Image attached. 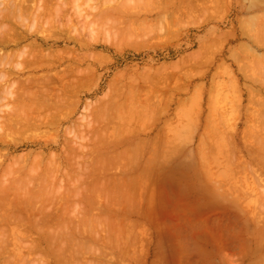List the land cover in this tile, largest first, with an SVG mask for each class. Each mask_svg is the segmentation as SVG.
Segmentation results:
<instances>
[{
  "label": "rangeland",
  "instance_id": "374dc122",
  "mask_svg": "<svg viewBox=\"0 0 264 264\" xmlns=\"http://www.w3.org/2000/svg\"><path fill=\"white\" fill-rule=\"evenodd\" d=\"M59 1H61V0H59ZM73 1V2H72ZM78 1V0H77ZM89 2V0H83L82 1V3L83 2H85V3H83L84 5L86 4V3H88ZM98 1V2H97ZM101 1H103V4H104V1L105 0H101ZM100 1V2H101ZM107 1V0H106ZM117 1H121V0H117ZM116 1V2H117ZM138 1V0H137ZM141 1V0H140ZM140 1H138V2H135L134 0L133 1H131V0H123V1H121V2H123V3H121V5L119 4V2H117V3H115V1L113 0V2L115 3L114 5H116L115 6V8L117 9V7H120V6H122V7H120L121 9H123V10H125V7H128V6H126V4L125 3H127V4H130L131 2H135L136 3V5H135V3H134V5L138 8V10H139V12L138 13H136L138 10L136 9V11H135V15H133V19L134 18H136L137 19V17L139 18H141L142 16V18L141 19H144V25L143 24H140L141 25V27H140V25L138 26V24H139V22H140V18H139V20L137 21L138 22V24H137V26H136V23L137 22H134L135 21V19L133 20V19H131L132 17L130 16V14H132L133 12H134V10H132L130 7H128V8H130L131 10H132V12H130L129 10H127V11H129L130 12V14L129 13H124L126 16H124L123 15V13H120L121 15H123L124 17H131L128 21L129 22H131L132 20V22H134L135 24H133L134 26H131L130 27V29H128V30H130L131 32H128V31H126L127 30V27H129V25L131 24L132 25V22L131 23H127V22H125V24L126 25H124V26H126L123 30L124 31H122L121 29H119L118 31H117V26L115 27V28H111V29H108L109 27H110V25H111V27H113V26H115V25H117V23H115V25H113V22H116L115 20H112V19H117L116 17H118L116 14H119L118 12L116 13V10L115 11H113V12H115L116 14V17H115V15L114 16H112L114 13L111 11L112 10V8H110L109 6L111 5V3H112V0L111 1H108V2H105L106 4L105 5H108L107 7H109V8H107L106 7V9H104L105 7H103V6H105V5H103L102 4V2H101V6H102V11H101V9H99V11H100V13L98 14L96 11H97V9L98 8H101V7H99L100 6V3H99V0H94V2H97V3H99L98 5L99 6H97V3H94L93 2V0L91 1V4L93 3V4H95L94 6H97V8H95L96 10H94V12L96 13L95 14V16H94V18L93 19H90V20H95L94 22L95 23H93L92 21V23L94 24H92L91 22V25L89 26V15L91 14V16L93 17V15H94V13H92L93 12V10L92 9H94L93 7H92V9H91V13L90 12H88V14L89 15H87V17H86V15L85 14H87L85 11H88V10H90V9H88L89 7H91V5L89 6V5H86L85 6V8H83L84 10H82L81 8H79L80 9V12H84L85 14V16L84 15H81V16H83V17H80L79 15L81 14H79V9L76 11H73V9H74V7H75V9H77V4H78V2L77 3H75L76 2V0H71V4H69L70 2H69V0H68V4L67 5H69L70 6V8H69V6H67L66 5V3H67V0L65 1L66 3H64L67 7H68V9H69V11H67V10H65V12L67 11V13H65V14H69V15H67V17H65V15H63V11H62V13L61 12H59L60 11V9H61V6H58V4L59 5H61L62 4V6L64 5L62 2L61 3H57L56 1H53V2H56L55 4H52V9H54V12L52 11V12H49V14H46V13H41V17L40 16H38V15H36V16H38L37 18H36V20H39V21H36L35 22V20H33V19H35V18H33V17H30V14L28 15V16H26V17H28V18H24L23 20H24V22H26V20H30L31 18H32V21H29V23L30 24H32V27H34V25H36V23L38 22H40L39 24H41L42 22L44 23H42L41 25H45L46 24V21H47V23L49 22V24L51 23V25L49 26V27H53V23H52V21H50V20H52L53 19V17H52V19H50L51 17H48L49 15H54L53 13H55V19H56V16H57V18L59 17L60 18V20L63 18V16H64V18H63V20H61L62 22H66V20L68 21L67 23H71V22H69V20H70V17L72 18V15H73V20H79L80 21V19L83 21V22H81V24H83L85 21H86V23H88L87 25V32H85L83 29V31H82V33L83 32H85V34L84 35H86L87 36V33L89 32L88 30L89 29H91L92 27H94V28H96L97 29V27H96V25L95 24H98L97 22L98 21H101V14H102V16L104 15L105 16V14H104V12L103 11H105V13L107 14V11L108 12H111L108 16L106 15V17H104L103 18V21L101 22V26L103 27H101L100 25V27H99V29L101 30V32H100V30L98 29V33L100 32V34H98L99 36H97V35H94L96 32H97V30L96 29H91V31L90 32H92V30H96V32L95 33H93V35L95 36V39H94V37L93 36H91L90 34L91 33H88V36L90 35L91 36V38L93 37V39L94 40H92L93 42L96 40L97 42L96 43H93L92 41L90 42L91 44L90 45H84V44H89V42L87 41V43H85V40L88 38V36L86 37V36H84L83 35V37L84 38H86V39H84L83 37L81 38V37H79V35L81 36L82 35V33H81V29L80 28H83V27H85L86 25H84V24H86V23H84L83 25H79L78 26V23H80L79 21L77 22V27L76 28H78V27H80V28H78L79 29V31L77 30V32L74 30H72V29H68V33H70V31L69 30H72V32H71V34H70V36L68 37V33H66V31H65V29L66 28H64V25H62L61 26V29H63L62 31L60 30V27H59V29H57V27L55 28V24H54V33H55V35H57L58 34V36H55L53 33V36H54V38H52L53 36H49V35H51V32H52V27H51V29L49 28V27H46V26H44V28H49L50 29V32H48V33H46L47 31V29H45L44 30V28H43V30L44 31H46V32H44L43 34H40L41 33V31H42V27H40V26H38V23H37V25L36 26H38L37 27V29L39 28H41V30H40V36H39V34L37 35H35V32H34V35L33 34H30L32 31H34L35 29H33L32 27V31L31 32H29L30 30H28V28H30V26H26L27 25V23H22V21L20 22L21 24H19L18 26H24L23 28H20V27H18V26H16V27H18L20 30H21V32L19 31V33H18V35H15L16 37L17 36H20V33H22L23 32V30L25 29V27H27L26 28V30L28 31V32H25V30H24V34L22 35L21 34V36L20 37H24V35L25 34H27V35H31L30 36V39L28 38V40L26 39H23V43H22V41H18V42H20L19 43V46H17V45H15L14 43L11 45V46H13V47H16V48H14L13 49V47H11L10 46V50L12 49V52L13 51H17L18 52V50L20 49V48H22V47H24L25 45H30L29 43H33V41H34V39H36V38H38V39H36V41H37V44H42L43 43V48H44V54L47 56V52L45 53V51L47 50V51H49L50 50V52H52V49H53V51H60V52H58V54H62V52L64 53L65 52V54L67 55V53H68V55H69V58L71 57V56H73V57H75V55L77 54L78 56H80V58L81 57H83L84 59H88V60H86V61H84L83 60V58L82 59H79V57H75V59L74 60H80L81 61V63L79 62L78 63V61H74V60H68V56H66L65 54V56L67 57V60H66V58H64L65 56L63 55V56H61L62 58H64V60H63V62H62V58L60 57V62L58 61V60H56L58 57H59V55L57 56V52H52V53H54V54H56V56H57V58H54V57H56L55 55H52L53 56V58H54V60H55V62H54V60L52 59L51 60V58H48V62H49V60H51V62H53V64L54 63H58L59 65H57L56 64V66H54V67H52V65H51V67H49L48 66V68L46 67H43V69H40V68H38V69H33L34 68V66H32V65H35V64H30L29 62V67H30V65H31V69H33V70H28V71H25L26 69H25V66L27 67V69H29V67L25 64V62H23V61H25V59L24 60H22V62L25 64V66L24 65H22L21 66V64H22V62H20L19 63V60L21 61V59H19L21 56H17L18 58V63H14V61H13V63H12V61H11V63H12V66L13 65H16L17 66V68L19 67V69H17V68H15V66H13V67H11V64L9 63V65L10 66H8V65H6V67L7 68H9V67H11V68H15V71L17 72V74L20 76V78H22V80H26L25 81V83L27 82V78H28V74H30L31 76H33V74L35 75V76H38L39 75V77L41 76V75H43L44 76V73L45 74H48L49 75V72L48 71H50V73L52 72V70L53 69H55V70H53V72H56L57 70H58V72H60V71H64V70H66L67 69V67L69 68V70L70 71H64V74L65 73H67L66 74V76H70V75H68V73L69 72H71V73H73V72H78L79 71V76H80V74H82V78L80 79L78 76V78L80 79L78 82H77V79H76V75H77V72H76V75L73 77V75H74V73H73V75H71V77L73 78V80H74V78H75V81H76V83H81V81H82V83L80 84V85H82V90L80 91V90H78V91H80L79 92V94H77V98H78V100H76L75 99V88H74V90H72V92H73V95H69L70 93V91L71 90H69L70 89V87L71 86H73V81H72V79H71V82L68 80L69 79V77H68V79L67 78H65V80H67V81H69V82H67V81H65L64 82V86H62L63 88L66 86V84L67 83H69V84H67L68 86L69 85H71L70 87H69V89H68V91H67V89H62V88H60V89H62L63 91H67L69 94H67V92H65L64 94H66L65 96H69V97H71V96H73L74 97V99L76 100V102H75V100L73 101V98L71 99L72 100V104L71 105H69V103L67 102V100H66V104H68L69 106H72L71 108L69 107H67L66 108V106H68V105H66L65 106V108L66 109H63L64 111L65 110H67V111H65L66 112V116H69V117H66L65 118V115L64 116H62V115H57V110H56V108H55V110H56V113H54L55 111H54V109H53V112L52 111H49V110H51V108L49 107V106H51V107H59L58 109H60V107H61V109H60V112H61V110H62V108H64L63 107V105L65 104V103H63V102H65V101H62V106L60 105V106H56L55 104H52V102H54L53 101V96L52 95H55V91H54V85H56V81H58V80H60V81H58V84L56 85V87H58V86H60V85H62L63 84V82L61 81V79L59 78V76H58V78L59 79H53L52 78V80L54 81L53 83H51V84H53V85H50V86H53L54 88H53V90H51V91H49V87L48 88H46V90L48 89V95L50 94V92H52V91H54L53 93H51L50 95L52 96V97H50V95L49 96H47V94H46V96H43V94H42V90H45L44 88H41V95L45 98V97H50L49 99L51 100V98H52V100L50 101L51 102V104L53 105H50V102H49V99L47 98V100H45L43 97H40L41 95H39V97L38 98H42V99H40V100H45V105L46 106H44L43 105V103H42V105H43V109H41L40 110V112H35V110L32 112L31 111V109H33L32 107H30L29 108V105L31 104V103H33L32 105L33 106H35L37 103H41L42 101H39L38 100V98L36 97V95H35V98H33L34 96L33 95H30V96H33L32 98L31 97H29V95H27L26 93L24 94L28 99H29V102H28V99L26 100V104H28V106H25L26 104L24 103V102H20L21 100H25V96H24V98H19V105H21L22 103H24L25 105H23V106H21V108L22 107H27V108H29L30 110H28L29 112H31V113H33V115L35 114V113H39V114H37V115H35L34 117L35 118H33V120L34 119H36V118H40V120L43 118L44 119V121L42 120V122L44 123L45 122V120H46V122L47 123H45V126L42 124V122H41V124L39 125V126H37L39 123H40V120H39V122H38V124L36 123V122H33L34 124L36 123L37 125H34V126H32L31 124H33L32 123V121H30V125L32 126H30L27 122H28V118H27V122H26V120H25V123H24V120H22L23 122H21V125H23V127H21V126H19V128L21 127V128H23V130H24V132H27L28 133V131H30V132H32L31 130H33V132L32 133H28V134H26V133H22V134H25L26 135V137H25V135H21V132H20V135H19V131H23V130H16L18 133H15L14 132V134L16 135V134H18L17 136L18 137H23L24 139H22V138H18L17 136L16 137H14V134H12V138H14V140L12 139V138H9L8 139V137H11L10 135L11 134H9V131H8V129L6 130V127L5 126H3V127H5L4 128V130H6V132H4V133H2V126L0 127V128H2L1 130H0V132L2 133V134H5V133H7L6 134V136H7V138H6V136H2V138L0 137V149L1 150H3V151H1L0 152V174H1V172H2V174L4 175L7 171H10L11 170V172H12V170H13V167H11V166H13V165H10V166H8V164L9 163H13L14 164V166L16 165V167L15 168H17V165L18 166H20V167H23L22 166V164H20V163H22V162H27L28 161V163H23L24 164V167L26 168V165H27V169H28V171H27V169H25V168H22L23 170L21 171V169H19V168H17L16 170L18 171H16V173H15V169L13 170L14 172V174L17 176V173L18 174H22L23 173V171L25 170V171H27V172H25V174L23 175L22 174V176L24 177L25 175H26V173L27 174H29L28 172H30L29 171V166H31L30 167V169H31V173L32 172H34V174L36 173V172H38L39 170L42 172V174H44V172L46 173L48 170V167H50V165L45 169V165L44 166H42L41 165V163L39 164V165H41L42 167H43V169H38V171H36V170H34L33 168V166L35 165V163H34V165L32 166L30 163L31 162H33V159H36L37 160V158H39V156H37V154L39 155V154H47V155H45V157H44V155H40V158L42 157V164H46V160L49 158L48 156H50V155H53L54 153H55V155L56 156H53V160L55 161V159H56V161H58V159H59V165L60 166H62V165H64V167L62 166V169L61 168H57V167H60V166H57L56 165V162H52L53 164H55L54 166H55V169L57 168V172L59 173H56V171L54 170H52L51 172H55V176H56V174H58L57 176H58V178L59 177H64L63 178V181H62V178H59V182H57V180H56V182L57 183H61V181L62 182H72L73 183V181H76L75 180V178L74 177H71V179L72 178H74V180H72V181H69L68 179H69V177L70 176H68V178H66L65 176H66V173H65V170L67 169V171H68V174L70 173V171L74 168L73 166V168L72 167H70L69 165V163L67 164V161H65L66 159H68V158H66V155H68V153L66 154V152L65 151H67L68 150V152L70 153V150L69 149H73V147L72 148H70L71 147V144H76L75 143V141H74V143H73V141H71L72 139L70 138V137H72L73 135H76V134H74V133H77V135L76 136H79L80 134H82V133H80L79 134V131H77V132H74V129L75 130H79V129H81L82 131H84L85 130V128L84 127H86L88 124H89V126H90V120L92 119V117L94 116V120L96 119L97 120V118H99L98 120H97V122H99L100 121V117H101V121H102V115L101 116H99L98 114H100V112H102V111H100V110H103V106L105 107L107 104H109V103H111V101H113L114 100V102H113V104L111 103V104H109L110 106L111 105H113L111 108H113V113H114V121L116 122V127H114L115 126V124L113 125L112 123H111V121L109 120V117L111 118V120L113 119L112 118V116H110L111 114H113V113H111L110 115H109V117H108V119L107 118H105V116L107 115V114H109V113H107V110H106V113H104V114H106L105 116H104V118H103V121L105 120V119H107L106 120V122L107 121H109L108 122V125H110V124H112L110 127H112V128H115V131L113 130V131H111L112 132V134H109L108 133V130H111V128H109V126H108V130H106V128L107 127H105V129H104V131H107V133H100L101 131H99L98 129H100L101 128V125L98 127L97 126V130L99 131V133L102 135V136H104L105 137V139H106V137L107 136H109V137H112V135L114 134L115 135V132H116V129H117V126H119V125H117V123H123L124 124V122L125 121H127L126 123H128V122H130L129 124H128V127L126 126V128H125V126H124V128L125 129H123L124 131H122L121 130V132H123V133H125V134H129L128 132H130L131 133V131L130 130H133L132 132V134H130V135H133V136H130V135H128V139L126 138V136H125V138L128 140V141H130V143L128 142H126V140H125V138H124V140H122L121 138H119V137H122L123 135H125V134H123L122 135V133H121V135L122 136H118V135H120V134H118V135H116V137L118 138V140L119 139H121V140H117L116 141V139H114V141H113V143L116 141V142H120V141H123L126 145H124L123 144V142L122 143H118V144H111V142H109V143H107V140L109 139V140H111L110 138H108V139H106V144L108 145H112V147H110L109 145L107 146H103L104 145V143L102 144V146L103 147H100V148H102L103 150H101L100 148H98L96 145H95V143H97V142H95L94 140H92V139H90V141L94 144V147L96 146L99 150H101V152L99 153V150H97V153L99 154V156H100V154L102 153V155H103V152L102 151H106L107 149V151H113V149H117V147H114V145H118V147H119V149H115L116 151H118L119 152V150H120V154L122 155V157L121 158H123L124 157V151H123V149L124 148H127V147H130L131 145V143H132V141H131V139L133 140V142L134 143H136L137 145H139V142H136V141H141L140 142V147L138 146V148L141 150V146H143L142 148L144 149V151H145V149H149V148H152V147H150V145L151 146H154L155 144L154 143H151L152 141L153 142H156L157 141V139H158V136H159V138L160 139H158V141L160 140L161 142L160 143H158V141H157V143H156V145L154 146V147H156L157 148V152L156 153H158V155H159V149L161 150V148L164 146L163 145V139H164V141H165V137L167 136V134L169 135V137H166V138H168L167 139V141L168 142H170V143H172L171 144V146H170V148L168 147H166L167 149H169V151H167V149L166 148H163V149H166L165 151H166V153H167V157H163V151H162V157L164 158L163 160H167L166 162H168L167 164H166V162H164L163 160H162V162H161V159H160V155H161V153H160V155L158 156V158H159V160L160 161H158L159 163L161 162V163H165L166 164V166L169 164V165H171L172 167H170L169 165H168V167H167V169H163L162 168V170H161V168L159 167V171L161 170V172H160V174H159V171L157 170L158 168V164L156 165L155 163L157 162V161H155L154 160V165L152 164V166H154V167H152L151 166V163H153V161L152 162H150V165H149V163H147L146 161H142V160H145V156L148 158V156H149V154L147 153V154H145L144 155V151L143 150H139V149H137V146H136V148H135V152H133L132 153V150H134V148H133V144H132V148H129L130 150V152H131V154H134V155H131L130 153H129V156H133L132 158L133 159H131L130 157H128V158H130L129 160H126L125 158L123 159V160H125V162H127V168L125 169V172L130 168V165H131V168L133 167V168H136V166H137V162H138V164L140 163L139 161H137V157H139L140 155L138 154V153H142L143 154V157H142V159H140V157H139V159L141 160V162H143V163H140V166H142V164H147L146 166H142V167H144V168H140L139 166H138V168H136V169H133L132 171H130L131 173V176H129L128 174L129 173H123L122 171H120V172H122V173H120L119 172V169L117 170V169H115V171L117 170L118 172H115L114 170H112V172H114V173H120V174H118V175H124V177H126L125 176V174H127V178L129 179V180H131L130 178H132L133 177V174L135 173L136 174V176L138 175L137 174V172L139 171V173H141V172H143V174L144 175H142L141 176V174H139L140 176H138V178H140V177H143V178H148V180L146 181V187H147V192L146 193H143L144 191H146V189L142 192L143 193V196L141 195L142 193H140V192H138V194H137V192H135L136 190H137V187L135 188V191H133L132 189L134 188V186H133V183H130L131 184V186L133 187H131L130 186V184H129V182L127 183L126 181L128 180V179H126V181H124L125 179H124V177L122 176H120L122 179H120L119 178V181L122 183V181H124V186L125 187H122L121 185H120V183H119V181H117L118 180V177H117V180H116V176H115V174L113 175V179H115L114 181H117V182H112L111 180H112V178H111V176H110V174H111V172H109L110 170H109V167H108V164H107V167H108V174L107 173H105V174H107L106 176H105V174H102L103 176H105L104 178L105 179H101V180H103L102 181V183L104 182V180H105V183L104 184H106V179H107V177L108 176H110L109 178H111V179H109V181H107L109 184H107V185H109V186H107V185H105L104 187H103V189H104V191L105 190H108L109 188L108 187H110V190H111V187H113L112 185H114V183H115V185H116V183H118L117 185H119L120 187H119V189H120V191H118L119 192V195H123V194H121V193H126V192H128V190H131V194H129V192L128 193H126V195L128 196H126L125 197V199H122L121 198V201L120 202H122V200H123V203H125L124 201L126 200V202H127V199L126 198H129V195H131V198L130 199H133L132 197V195H134V192H135V196L136 197H138V199L136 200L135 199V201L133 200V202L135 203V206H134V203H133V205H131V202L129 203V200L130 199H128V204H130L131 205V207L132 208H134V209H131L130 207H129V205L126 203L125 205V207L127 208V206L130 208L129 210L127 209V211H126V215H124L125 213V210H124V205L122 204L121 206H122V210H116V209H107L110 205L108 204L110 201H111V196H109L110 198H109V200L110 201H108V199H106V202H105V199H103V198H101L102 197V195L106 192H104V191H101V193L102 192H104V193H102V195L101 196H99V198H101V199H99L98 198V196H97V201H103L104 200V202L105 203H107V204H104V202H101L100 204H103V206L105 205H107L106 207L104 206H99L98 205V207H97V205L95 206L94 204L92 205L91 204V202H93V200L92 199H87V200H92L91 202H90V204H91V206H92V208H90V206H88V205H90L89 203H87L88 201L86 200V201H83V199L82 198H79V197H81V195L82 196H85L84 194L85 193H82V190H83V188L82 189H80L81 187V185L80 184H82V185H84V184H86V182H89L88 181V179H89V175H90V177H92L91 176V172H89L90 174H88V172H86L88 175L86 176V173H85V177H88V179L87 178H85L87 181L86 182H84L85 181V179H84V184H83V182H82V180L83 179H81L80 180V176L77 174L79 171H78V169L79 168H81V166H79V168L78 167H76V164H75V161L73 160V156L72 155H74L75 154V157H76V155L78 156L80 153H83L84 152V150H83V152H82V149L84 148H82L81 149V151H80V149L78 150H76V148L74 147V149H75V151H79V154H77V153H75V152H73V151H71V152H73V154H69V155H71V157H72V159H70L71 157L70 156H68V157H70L69 159L71 160L70 162H72V161H74V162H72V164H74L75 165V167H76V170L77 171H74L77 175H76V177H78L77 178V181H79L80 180V184H79V189L81 190V195H78V193H77V191H74V190H76L75 188L74 189H72L73 188V186H72V183H71V187H69L68 185H66L65 183H64V186H62V188L64 187V188H66V187H69L67 190L69 191V189L70 190H72L73 191V193L74 192H76L77 193V197H76V195L74 196V194L72 193V192H70L71 194H69V195H65L64 193H66V191H64V189H63V191H64V195H61V192L59 191V195H61L60 197H61V200H62V196H68L69 198H73L72 200V203H74V198H75V200L77 199V198H79L78 199V202L80 201V199H82L81 200V202H84V203H86V204H84L83 203V205H87L86 207H89L90 209H91V212L93 211V206H95V207H97V209H100L99 207H101V209L99 210V211H102V209L104 210V211H102V213L104 212L105 213V209H107L108 211L110 210V212H117V215H116V213H114V215L112 214V215H110V214H108V217H106V215L103 213H101L102 215H104L103 217H105V218H103V219H105L104 221H103V219H102V221H103V223L104 224H102V225H104L105 226V224H106V222H108L107 221V219H110L109 217L111 216L112 217V219H113V221H112V219H111V221L109 220V224H111L110 222H115V220H114V218L117 220H119V222L117 221V223H113L112 225L114 226L115 225V227L114 228H111V227H113V226H111L110 227V225L109 226H107L108 224H106V227H110V229L109 230H111V232H110V235L108 236V232H107V228H105V230H106V232H105V230H104V228H103V226L102 225H100L102 228H98V226L99 225H96L95 223H94V226L96 227H94L96 230H97V228H98V232H100V233H98L96 230V235H95V232H94V228L93 229H89V230H91V231H89L88 229H86V230H84L86 227H88V221H85L86 219V217L88 216H85V214H86V212H89V210H87V209H85V211H84V213L85 214H83L80 210V208L82 207L83 209H84V207L85 206H81V207H79V203H81V202H79L78 203V207H79V209H78V207H77V203L75 202V204H74V206H69L70 208L69 209H71V207H73V208H76V209H78L77 211H79L80 213H79V215L80 214H83V216H85V217H82V215H80L81 216V218H80V216H79V218L80 219H85L84 221L85 222H83V223H86L87 224V226L86 225H84V227H83V223L80 225V228H82L81 230H84L85 232L88 230L89 232H94L93 234H91V233H84V234H86V237H85V235H82L83 233H82V231L80 232V234L78 233V234H76L77 232H79L78 231V229H79V226H78V223L80 224L81 222H82V220H81V222H79L78 221V223L76 222V223H74L76 220H74L73 222H71V223H73V225H75V224H77V228H76V225H75V229H73L72 230V224H70V222H69V220H68V223H66V224H68L67 225V228H69L70 226V228L71 229H69V230H72L73 232L74 231H76V229H77V232L75 233V236L73 237V233H72V237L74 238V240H73V238H70L69 237V233H70V231L69 230H67V232H66V234H64V232H65V228H64V226H65V224L63 223V220H65L66 219V222H67V218L68 217H66L65 219H63L65 216H66V214H67V212H69L68 210V207L66 206V204L64 205V206H66L67 207V209L68 210H66V212H64L65 210H63L64 208H62V204H61V209H62V211H63V215L61 214L62 213V211L60 210V208H58V207H60V205H58V206H55L54 207V204H56V203H54V201H49L48 199H50V200H52V198H53V196L52 195H54V194H52V192L53 193H57V190L58 189H61L60 187L59 188H57L55 185H53V184H51V185H49V187L47 186L48 184H49V182H48V184L46 183L47 181H48V179L46 178L47 177V175H48V172H47V174L45 175L46 177V182L45 183H43V185H42V188H43V186H44V190L45 189H47L46 191H47V193H48V191H51V194L50 193H48V194H50L52 197L51 198H48L47 200H48V202H46L45 201V203H47V204H45L46 206L48 205V203L50 204V202L51 203H54L51 207H52V209H51V207L49 208L50 210H51V212L48 210V212H50V213H47V211H46V213L48 214V215H50L49 217V219H48V216L46 217V215H41V214H43L44 212H39V213H41L40 215H39V213H35V214H33V212H37L38 210H39V207L41 208V205H42V202L41 201H43L42 200V195H41V193H43V192H46V191H43V190H40L41 189V187H40V185H39V183H41L40 181V179H38V177H37V179L36 178H34L35 177V175L34 174H32V175H34V179L32 178V180H31V177H32V175L30 176V174L28 175L29 177H30V179L29 178H27V179H29V180H31V181H35V179H36V183L39 185H34V183H32L33 184V187H34V189L36 188V186H38L39 187V189H38V192L40 193V191H41V193L40 194H38V192H36L37 193V195H35L36 197H35V199H33V197H31L33 200H36L37 201V199H39V197L41 196V201H39L38 200V202H35V201H33V202H35V204L36 203H38V210L35 208V209H33V210H37V211H33L32 209H30V206L29 205H32L33 206V204L31 203V201L30 200H32L31 198L29 199V202H30V204H29V202H28V200H27V202H26V208H22V210H24V212H26V211H28V215L29 216H27V214H25L20 208H18L19 206H21L22 207V205H19V206H17V204H20V203H16V202H18V199H20V197H21V195H20V197H19V195L17 196V194L19 193L20 194V189H21V191L22 190H24V187H26L28 184H26V186L24 185V181L26 182V179H24V178H26L27 177V175H26V177H24L23 179H24V181L21 183L20 182V184H22V185H24V187H23V189L22 188H18L19 186H17V183L19 182V181H17V179H15V176H14V174L12 175V177L14 176V178H10L9 179V173H7V174H5L6 176H7V178H6V176H4L6 179H8L9 180V182L8 181H6L5 179H2V178H0V179H2V180H5L6 182H8L9 184L8 185H10L11 186V188H13L12 186H14L15 184H16V186L17 187H15V188H18L17 189V193L15 192V198H17V197H19V198H17V201L15 202H10V205L9 204H7L8 205V208L6 207V203H9L8 202V200H10V201H12L11 200V198L13 197L12 196V194L13 193H11L10 194V191L9 190H11L12 191V189H10V187L7 185L6 187H8L9 188V190L8 189H6L5 188V190L7 191H9V193L8 192H6V193H8V194H10L9 196L11 197V198H9L8 196V198L9 199H6L4 196H5V194H3L4 196H1L2 198L4 197V199H6V200H3V201H1V205H0V207H2V206H4L3 204H5V206L4 207H6L7 208V210H6V213L3 211V210H5V208L2 210L1 208V211H2V213H1V211H0V217H1V215L3 214V216H5V217H3V218H5V219H3V220H5L4 221V223L6 222V223H9L10 222V224H11V222H13V223H15L16 221L18 222L17 224H18V226H19V224H21V223H19L20 221L19 220H23V225L24 226H22V224L20 225V226H22V227H17L16 226V223L13 225V223L10 225V224H8V225H10L11 227H8V225L6 226V227H8V230L9 231H6L7 230V228L5 229V232H3L4 234H8V235H6V236H9V234H10V230L12 231V233H11V235L9 236V237H3L2 235H1V230H0V235H1V238H5V239H7V241L5 242L4 240V242L3 243H1L2 242V240H1V238H0V240H1V247H0V253H1V255L2 256H0V264H6L5 262H7L8 260H9V263L8 264H24V261H25V263H27V264H33V262H35L34 264H248L250 261H249V258L251 259L252 258V260H251V262H254V260L255 261H258L259 259H260V257L264 254V250L263 249H261V248H264V243L262 244V246L260 247V246H258V244H261L262 242H264V240H262L261 239V237H260V239L258 238V239H255V240H253L255 237H256V229H261V225H262V223L264 222V215H263V213H260V212H263V211H261L260 210V204H259V202L257 201L256 203H255V205H254V203H253V201H254V199H255V201L256 200H263V199H261L262 198V196L264 197V182H263V180L264 179H262V178H264V176L263 177H261L262 175H264V169H262V168H260V167H258L259 165H257V167H258V169L260 170V172H259V174L257 173L259 170L255 167V166H253L252 167V169H250V170H248L247 171V173L246 174H248V172H249V174L248 175H250V177H247V178H243V180H241V181H243L242 183H244V181H245V183L244 184H242L241 182H240V180H239V177H240V179H242L241 177H245V175H244V167H243V163L246 161V163H247V161H251V158H250V155L248 156V154H249V152H248V148L250 149V147H251V145L252 144H246L247 142H252V140H255L254 138H253V134H251L250 133V131H246V129H245V127H248V126H246L247 125V123L249 122V120H247L246 119V117L248 116V114L249 113H247L248 112V110H249V108L248 107H251V111L253 110L254 111V113H257V114H255V115H257V117L255 116V118H257L258 120H260L259 118H261L260 116H259V118H258V115L260 114V113H258V111L260 110V108L262 107V106H260V104H259V106H257L256 105V103H257V101L255 102V103H253L254 101H253V97H254V99L256 98V94H262L263 96H264V88H263V86H264V84H261V83H263L264 81H262L263 80V78H262V80H261V76L262 77H264V74H263V70L264 69H262L261 70V68H259V66L262 64V60H261V58L263 59L264 57V45H262L261 46V43H260V41H261V39H263V38H261L260 39V41H258L259 39H257L256 38V36L255 35H253V33H251V35H249L248 34V32H250V28H254V26H252V20H254V25H256V26H258V24H255L256 22H257V20H258V18L260 17V15H261V17H263L264 15H262L263 13H264V9H260L257 5L259 4V5H261V3L263 4V5H261L260 7H263L264 6V2L263 1H261V0H252V2H254V3H250V1L251 0H225V2H224V0H211V3H210V0H206L207 2H206V5H203L202 3H199V2H203V3H205L204 2V0H197V2H198V4H196L197 2H196V0L195 1H193V3L194 2H196V3H194V4H192L191 3V1L190 0H188V1H190L189 2V5H188V1L187 0H184V2H187V3H185L184 5H183V1H181V2H183V3H181L180 2V0H174V4L173 5H175V6H173V5H169L170 3H172L170 0H167L166 2H168V4L166 5V2H164V0H159L160 2H164V3H162V4H160V2L158 3V0L156 1V0H152V2L154 1V3H152L153 4V6L150 8V2L148 3V8H150L149 10H151L152 8V10L151 11H147L148 9H147V2L149 1V0H145V2L146 3H144V5L146 6H142V8L143 7H145V9L143 10H140L141 8H140V6L141 5H143V4H141V5H139V7L137 6L138 5V3L140 4ZM143 2H144V0H142ZM218 1V2H217ZM220 1H221V3H220ZM256 1V2H255ZM109 2H110V4H109ZM125 2V3H124ZM157 3V5H159L160 4V6L161 5H163L164 6V4H165V6L164 7H162V9L161 10H163V11H161V12H158V7L159 6H157L156 5V3ZM216 2V3H215ZM224 2V3H223ZM245 2V3H244ZM90 3V2H89ZM142 3V2H141ZM192 5H191V4ZM57 4V5H56ZM74 6H73V5ZM93 4H92V6H93ZM119 4V5H118ZM123 4V5H122ZM125 4V5H124ZM179 4H181L180 6L181 7H183L182 9H181V7L180 8H177V9H180L178 12H176L175 13V11H174V13H172V10H174L176 7H179ZM202 4V5H201ZM226 4V5H225ZM255 4V5H254ZM79 6H80V4H78ZM118 5V6H117ZM183 5V6H182ZM247 5H249V7H247ZM250 5H253V6H256V7H258L259 9V11H257V9H256V7H255V11L253 12V10H254V8H252V6H250ZM55 6V7H54ZM57 6V7H56ZM66 6H64L66 9H67V7ZM72 6V7H71ZM81 6H83L82 4H81ZM87 6H89V7H87ZM124 6V7H123ZM130 6H132V7H135V6H133V5H130ZM154 6H155V8L157 9L156 10V12H154L155 11V8H154ZM157 6V7H156ZM166 6H167V8H166ZM185 6H188V7H185ZM192 8V10H190L189 8L190 7ZM244 6V7H243ZM59 7H60V9H59ZM86 7H87V9H86ZM112 7H114L113 6V3H112ZM135 7V8H136ZM174 7V8H173ZM214 8V10H213V8ZM241 7V8H240ZM245 7H247V9L248 10H246L245 11ZM56 8H57V11L58 12H55L56 11ZM63 8V7H62ZM115 8H113V9H115ZM120 8H118L119 10H121ZM134 8V9H135ZM160 8V7H159ZM168 8H170V9H168ZM193 8H197L196 10H194ZM200 8V9H199ZM206 8V9H205ZM210 8L212 9L211 11H210ZM252 9V10H250V9ZM59 9V10H58ZM110 9V10H109ZM165 9H168V11L166 12L165 11ZM185 9H189L190 10V12L189 13H187V10H185ZM202 9V10H201ZM208 9V11H206ZM241 9V10H240ZM62 10V9H61ZM71 10V11H70ZM125 10V11H126ZM171 11V13H169L170 11ZM198 10V11H197ZM199 10H201V11H206L205 13H204V11L203 12H200L199 13ZM245 12H244V11ZM249 10L250 11H252V12H249ZM98 11V12H99ZM122 11V10H121ZM141 11H143L142 12V15H140L139 13L141 12ZM145 11L147 12V13H145ZM193 11H195L196 13H194ZM69 12V13H68ZM73 12V14H71V13ZM102 12V13H101ZM124 12V11H123ZM166 12V13H165ZM180 12V13H179ZM181 12H183V13H181ZM186 12V13H185ZM198 12V13H197ZM208 12V13H207ZM211 12V13H210ZM249 12V13H248ZM257 12H258V14H257ZM57 13V14H56ZM58 13H59V15H58ZM75 13H76V17H78L77 19H75L74 17H75ZM113 13V14H112ZM161 13V14H160ZM37 14V13H36ZM83 14V13H82ZM98 14V15H97ZM129 14V15H128ZM160 14V17H161V19H160V22H159V15ZM254 14L256 15H258V17H257V15H256V17H257V20L255 21V19H254ZM45 15V16H44ZM51 15V16H52ZM61 15H63L62 16V18H61ZM78 15V16H77ZM121 15H119V17H122V19H123V24H124V21H125V19L123 18V16H121ZM128 15V16H127ZM137 15V16H136ZM140 15V16H139ZM169 17H168V16ZM180 15H181V17H180ZM44 16V17H43ZM97 16V17H96ZM135 16V17H134ZM163 16H165L164 18V21H162V18H163ZM251 16H254V17H252L251 18ZM40 17V18H39ZM49 19H48V18ZM96 17V18H95ZM100 17V18H99ZM110 17H112L110 20H112L113 22L111 23V21L109 22V18ZM115 17V18H114ZM118 17V20H117V22H119V20H120V18ZM45 18L47 19V20H45ZM58 18V19H59ZM87 18V19H86ZM107 20H106V19ZM169 20H168V19ZM42 19H44V21H41ZM58 19H56V20H58ZM83 19H85V21L83 20ZM97 19H99V20H97ZM250 19H252V20H250ZM263 19H264V17L262 18V20L259 18V20L261 21H259V23H260V25L263 23L262 21H263ZM49 20V21H48ZM108 22V24L109 23H111L110 25H109V27H107L108 26V24H106V22ZM127 20V19H126ZM157 20H158V22H157ZM166 20L168 21L167 23H162V22H166ZM247 20H250V21H252V22H250L249 24H251V26L249 27L247 24H246V21ZM35 22V24H33L32 22ZM59 21V20H58ZM61 21H60V23H61ZM75 21H73V26L75 27ZM142 21L140 22V23H142ZM162 21V22H161ZM104 22V23H103ZM67 23H65L66 25H65V27L66 26H68V25H70V24H67ZM102 23H103V25H102ZM120 23L122 24V20L120 21ZM169 23V24H168ZM247 23H248V21H247ZM24 24V25H23ZM63 24V23H62ZM100 24V23H99ZM120 24V25H121ZM105 25H106V29H108V30H104V27H105ZM120 25L118 26V27H120ZM260 25L258 26V27H260ZM92 26V27H91ZM137 27V29H136V27ZM255 26V27H256ZM262 26V25H261ZM63 27V28H62ZM90 27V28H89ZM122 27H123V25H122ZM135 27V28H134ZM140 27V28H139ZM163 27V28H162ZM258 27H256L255 29H258V32H261V31H259V28ZM263 27V26H262ZM17 28V29H18ZM35 28V27H34ZM67 28H71V27H67ZM134 28V29H133ZM18 29V30H19ZM39 29H38V31H39ZM58 30V31H56V30ZM85 29V28H84ZM114 29V30H113ZM115 29H116V31H115ZM60 30V31H59ZM67 30V29H66ZM109 30H111L110 32H112V33H110V34H108L109 32ZM253 30V29H252ZM264 30V29H263ZM57 33H56V32ZM65 31V34H63L62 32H64ZM102 31H104V32H102ZM120 31H122V32H120ZM243 31L244 32H246V34H243ZM257 31V30H256ZM255 31V32H256ZM18 32V31H17ZM43 32V31H42ZM74 32H76V34L78 35V32H79V35H78V37H77V35H75V37L74 38H76L75 39V41L77 40H82V42H84V43H78V42H75L74 40H71V39H69L71 36H72V34H75ZM125 32V33H124ZM128 32V33H127ZM254 32V31H253ZM258 32H256L257 34H259ZM33 33V32H32ZM81 33V34H80ZM114 33H120V34H118L117 36H116V34L114 35ZM121 33L123 34V35H121ZM129 33H131V34H129ZM63 36V35H65L66 36V38H64L65 36H61V35ZM66 34H68V35H66ZM97 34V33H96ZM125 34H128L127 36H125ZM256 34V35H257ZM110 35V36H109ZM131 35V36H130ZM133 35V36H132ZM259 35H261V33L259 34ZM263 35H264V33H263ZM14 36V38H16ZM26 36V35H25ZM32 36H33V38H32ZM44 36H46V37H48V38H46L45 39V37ZM62 37V38H64V39H61L60 41H57V40H59L58 39V37ZM74 36V35H73ZM72 36V37H73ZM89 36V37H90ZM98 37V39H96L97 37ZM114 36V37H113ZM249 36V37H248ZM250 36H251V39H250ZM255 36V37H254ZM44 37V38H43ZM60 37V38H61ZM109 37V38H108ZM118 39H117V38ZM253 37V38H252ZM261 37V36H260ZM18 38V37H17ZM33 40H32V39ZM42 38V39H41ZM57 38V39H56ZM77 38H79V39H77ZM91 38H89L90 40H91ZM67 39V40H66ZM218 39H220V41L218 40ZM252 39H254V40H252ZM255 39H257V41H258V44H257V42H256V44H255V42L254 41H256ZM21 40V39H20ZM44 40V41H43ZM65 40H66V42H65ZM71 40V41H70ZM80 40V41H81ZM89 40V41H90ZM25 41H27V42H25ZM42 41V42H41ZM47 41V42H46ZM254 43H253V42ZM41 42V43H40ZM46 42V43H45ZM99 42V43H98ZM77 43V44H76ZM25 44V45H24ZM46 44V45H45ZM74 44H76V45H74ZM82 46H81V45ZM262 44H264V40H263V42H262ZM78 45V46H77ZM84 45V46H83ZM92 45V46H91ZM260 45V46H259ZM74 46V47H73ZM211 46V47H210ZM248 46H250L249 48H248ZM262 47V48H259V47ZM20 47V48H19ZM78 47H79V49H78ZM86 47V48H85ZM206 47L208 48V49H206ZM252 47H253V49H252ZM258 49H257V48ZM45 48H46V50H45ZM48 48H51V49H48ZM65 48V49H64ZM71 48H76V49H71ZM249 49L248 51H249V53H251L252 54V52L254 51V49L256 50V52L258 53V55L257 54H255V52H253V56L251 55V54H247V53H245L246 52V50L244 51H242L241 49ZM2 49V47L0 48V50ZM67 49H69V50H67ZM260 49V50H259ZM4 50H6L7 52H8V48H5ZM4 50H1L2 52L4 51ZM9 50V51H10ZM66 50H67V53H66ZM71 50V51H70ZM77 52H79V53H76V51ZM86 50V51H85ZM262 50V51H261ZM5 51V52H6ZM72 51H74V52H72ZM91 51V53H89ZM247 51V52H248ZM11 52V51H10ZM17 52H15V53H17ZM49 52V53H50ZM69 52H70V54H69ZM83 52H85V53H83ZM94 55H93V54ZM203 53H205V54H203ZM263 53V55H261ZM18 54V53H17ZM51 54V53H50ZM73 54H75V55H73ZM80 54V55H79ZM85 54V55H84ZM198 54V56H201L200 58H197L196 59V55ZM201 54V55H200ZM203 55V56H202ZM235 57H234V56ZM250 55V56H249ZM254 55H256L257 57L260 55V57L259 58H254ZM24 56V55H23ZM22 56V57H23ZM51 56V57H52ZM88 56V57H87ZM91 56H93V57H91ZM25 58V57H24ZM77 58V59H76ZM195 60H194V59ZM15 59V56L13 57V59L12 60H14ZM59 59V58H58ZM70 59H73L72 57L70 58ZM89 59H91V60H89ZM94 59V60H93ZM95 59H96V61H95ZM193 59V60H192ZM235 59H238V60H235ZM260 59V60H259ZM83 60V61H82ZM257 60L258 61H260V62H257ZM46 61V62H47ZM67 61V62H66ZM238 61H239V63L240 64H238ZM263 61H264V59H263ZM50 62V63H51ZM61 62H62V64H61ZM72 62L74 63V62H76V63H74V64H79V65H77V67L79 66V70H75V66L74 67H72L73 65H71V67H70V64H72ZM259 63H261V64H259ZM20 66H19V65ZM41 66H42V64L41 63H39ZM38 64V65H39ZM69 64V65H68ZM81 64V65H80ZM90 64V65H89ZM263 64H264V62H263ZM37 65V64H36ZM35 65V66H36ZM62 65V66H61ZM222 65V66H221ZM65 66H66V68H65ZM242 66V67H241ZM20 67H24V71H25V73L26 74H23V73H19L20 72V70H22ZM37 67H39V66H37ZM85 67V68H84ZM87 67V68H86ZM94 69H93V68ZM261 67V66H260ZM264 66H262V68H263ZM11 68H9V69H11ZM81 68V69H80ZM89 68H92V69H89ZM223 68V69H222ZM17 69V70H16ZM48 69V70H47ZM256 69H259V70H261V72H259V71H257ZM14 69H12V72L14 73V71H13ZM19 70V71H18ZM44 70V71H43ZM68 70V69H67ZM80 70H84V71H81L80 72ZM86 70V71H85ZM96 70V71H95ZM33 71V72H32ZM89 71H91V72H89ZM230 71H231V73H230ZM255 71H257V73H258V75H257V73H255ZM263 71V72H262ZM44 72V73H43ZM52 72V73H53ZM58 72H57V75H58ZM85 72V73H84ZM87 72H88V74H87ZM94 72H95V75H94V77H92L93 76V74H94ZM37 73V74H36ZM61 73H63V72H61ZM91 73V74H90ZM259 73L261 74V76L259 75ZM16 73L15 74H13L12 75V79H10V81L9 82H14L15 80H19L20 78H19V76L17 77L16 75H17ZM54 74H56V73H53V75ZM84 74V75H83ZM90 77V78H92L91 80H89L90 78L87 76V75ZM231 74V75H230ZM263 74V75H262ZM23 77H22V76ZM51 75V74H50ZM57 75H55V77H57ZM62 75V74H61ZM60 75V76H61ZM232 75H233V78H232ZM235 75V76H234ZM13 76H14V78H13ZM43 76H41V78L43 77ZM25 77H27V78H25ZM37 78L36 80H38V79H40V78ZM48 76H45V78H47ZM53 77V76H52ZM70 77V78H71ZM85 77H87V78H89L88 80L90 81H88ZM236 77V78H235ZM247 77V78H246ZM258 77H259V79H258ZM25 78V79H24ZM29 78H32V77H30L29 76ZM28 78V79H29ZM36 77H34L33 79H35ZM44 78V77H43ZM51 78V77H50ZM61 78H63V76H61ZM85 78V79H84ZM248 78H249V80H248ZM250 78L252 79V80H250ZM14 79V81H12ZM64 79V78H63ZM166 79V80H165ZM168 79H170V80H168ZM232 79H233V81H234V83L233 82H231L232 81ZM236 79V80H235ZM256 79H258V83H260V85L259 84H257L256 85V83H253V80H256ZM21 80V79H20ZM19 80V81H20ZM21 80V81H22ZM31 80V79H30ZM51 80V79H50ZM51 80V81H52ZM164 80H165V82L167 81V83L170 85H168V84H166L165 82H164ZM262 82H261V81ZM17 81H15L14 83H12L13 85V87L12 88H14V89H12L10 86H11V83H9L8 82V86L11 88V89H9L10 91L11 90H13V92L15 91V88L17 89V91L19 92V90H18V88L19 87H21L22 86V83H24V82H22L21 84H20V82L18 83ZM41 81V80H40ZM44 81V80H43ZM161 81H162V83L164 84V86H163V84L161 83ZM18 83V85L16 84L15 85V83ZM62 84H61V83ZM67 82V83H66ZM86 82H88L89 84H88V86H86V84H84V83H86ZM158 82H160L159 84H158ZM171 82H173V83H171ZM255 82H257V80L255 81ZM7 82H5L4 84V87H6V84ZM72 83V84H71ZM75 83V84H76ZM91 83V84H90ZM10 84V85H9ZM50 84V83H49ZM160 84H162V85H160ZM171 84H172V86L173 87H171ZM247 84V85H246ZM253 84V85H252ZM254 84H255V86H254ZM78 85V84H77ZM80 85H78V86H76V85H74L75 87H76V90H77V88L78 89H81V87L79 88V86ZM91 85V86H90ZM167 85V86H166ZM263 85V86H262ZM7 86V87H8ZM73 86V87H74ZM84 86H85V88H84ZM177 86H179V87H177ZM250 86H252V88L250 87ZM8 87V88H9ZM161 87H164L165 88V90L163 91V89L161 88ZM168 89H167V88ZM170 87V88H169ZM257 87H258V89H260L259 90V92L261 91V93H257L256 91H258V89H257ZM37 89H38V87H36ZM36 88H33V90L32 91H29L30 93L29 94H31V92L33 93L34 91H35V94H37V90H36ZM65 88H67V87H65ZM143 88V89H142ZM145 88V89H144ZM151 88V90L150 91H148L149 89ZM152 88H154V89H152ZM172 88V89H171ZM250 88L252 89V91H253V89H254V91L256 92V94H255V96H252V97H250L249 98V96L250 95H252V94H254L255 92H253L252 94H251V90H250ZM50 89H51V87H50ZM55 89H57V88H55ZM60 89H57L58 90V92H63L62 90H60ZM73 89V88H72ZM139 89L142 91V93H141V91L139 92ZM147 89V90H146ZM168 91H167V90ZM257 89V90H256ZM261 89H263V92H262V90ZM38 90H40V89H38ZM45 90V92H47ZM60 90V91H59ZM138 90V91H137ZM155 90V93H153V91ZM248 90H250V95H249V91ZM37 91V92H36ZM145 91V92H144ZM147 91V92H146ZM238 91V92H237ZM16 92V91H15ZM17 92V93H18ZM44 92V91H43ZM71 92V93H72ZM149 92H151L150 94H151V96L152 97H148L150 94H149ZM165 92H167V93H165ZM187 92H189V93H187ZM241 92V93H240ZM0 93H2L3 94V91H1ZM19 93H21V91L19 92ZM134 93V94H133ZM148 93V94H147ZM6 94V93H5ZM5 94H3V96L5 97L6 95ZM22 94V93H21ZM39 94V93H38ZM61 94V93H60ZM63 94V93H62ZM60 95V96H62V98H63V100L64 99H66L65 98V96L64 95ZM81 94V95H80ZM132 94V95H131ZM146 96H145V95ZM153 94H154V96H153ZM1 95V94H0ZM13 95H15L14 93H13ZM18 95V94H17ZM80 95V96H79ZM123 95V96H122ZM140 95V96H139ZM142 95H144V96H142ZM2 96V97H3ZM38 96V95H37ZM58 95H56L55 97H57ZM59 96V97H60ZM64 96V97H63ZM79 96V97H78ZM129 96V97H128ZM138 96V97H137ZM214 96V97H213ZM239 96H242V97H239ZM259 97H257L256 99L257 100H260V101H263L264 102V100H261L262 98H263V96H262V98L260 97L261 95H258ZM10 97V95L8 96V94H7V100H8V98ZM15 97H17V96H15ZM68 97V101L70 102L71 100H70V98ZM121 97V98H120ZM147 97V99L148 98H150L148 101H147V99H146V101L148 102L147 104H146V102H144V104H146L147 106L148 105H151V107L153 106V104H159V102H161L159 105H157V106H159V107H162L164 104L163 103H165V107L163 106V108H160V109H158L159 107H157L156 108V106H153L152 108L155 110V108H156V110L158 109V112L162 109V111L161 112H157L156 110H155V112H157V114H154V112H153V114L152 115H150L152 112L151 111H153L152 109H151V107H149L148 106V108L145 106V105H141V104H139L140 102L142 103L143 102V100H142V98L144 99V98H146ZM1 98V97H0ZM13 98H14V96H13ZM62 98L60 97V98H58V100L60 99V100H62ZM117 98V99H116ZM127 98V99H126ZM141 98V99H140ZM210 98H211V100H210ZM214 98V99H213ZM260 98V99H259ZM1 99H3V98H1ZM5 99V100H6ZM9 99H11V98H9ZM56 99V98H55ZM54 99V100H55ZM140 99V100H139ZM161 99V100H160ZM249 99H252V104H254L256 107H253V105L250 103V106H248L249 105ZM5 100H3V102H6ZM12 100V99H11ZM9 101V103L11 102H13V101ZM14 100V99H13ZM16 99L14 100V101H17ZM32 100H34L35 102H36V104H35V102H31ZM145 100V99H144ZM160 100V101H159ZM165 100H166V102H165ZM169 100H172V102L170 101V103H169ZM213 100V101H212ZM224 100V101H223ZM237 100H239L238 102H237ZM1 101V100H0ZM18 101L16 102V104H15V106L18 104ZM56 101H57V99H56ZM140 101V102H139ZM163 101V102H162ZM211 101L213 102V103H211ZM259 101V102H260ZM2 102V101H1ZM31 102V103H30ZM48 102H49V104H48ZM59 102H61V101H59ZM75 102V103H74ZM116 102V103H115ZM154 102V103H153ZM182 102V103H181ZM221 102V103H220ZM251 102V101H250ZM10 103V104H11ZM13 103L11 104V105H13ZM21 103V104H20ZM79 103V104H78ZM90 103V104H89ZM114 103H115V105H114ZM166 103H167V105H166ZM231 103V104H230ZM242 103V104H241ZM1 104H3V103H1ZM6 103H4L3 104V106L5 105ZM48 104V105H47ZM226 104H228L227 106H226ZM238 104V105H237ZM241 104V105H240ZM7 105V104H6ZM9 105V104H8ZM7 105V106H8ZM19 105H17V106H19ZM41 104H40V106H42ZM57 105H59L58 103H57ZM77 107L78 105H79V107H75V106ZM92 105V106H91ZM210 105H212L211 107H210ZM233 105H236V107H237V109H235V107L233 106ZM2 106V107H3ZM15 106H13V107H15ZM37 106H39V105H37ZM91 107V109H90V107ZM94 106L96 107V108H98V109H96V108H94ZM98 106V107H97ZM139 106H141V107H139ZM142 106H144V107H142ZM248 106V107H247ZM1 107V108H2ZM20 107V106H19ZM100 107L102 108V109H100ZM107 107H109V106H107ZM155 107V108H154ZM167 107V108H166ZM177 107L179 108L178 110H177ZM231 107H233L232 109H231ZM12 108V107H11ZM11 108H9V107H6V110H5V106H4V108H3V114L1 113L0 115L1 116H3L2 118H4L5 120H3L1 117H0V119H2V121L4 122L5 121V123L7 122V120H6V118L8 117V115H7V113H6V111H8L9 112V114H11L10 113V111H11ZM17 108V107H16ZM16 108H14V109H16ZM20 108V109H21ZM45 108H47V109H45ZM72 108H73V111H72ZM92 108H93V110L95 111H93L92 110ZM110 108V110L112 111V109ZM140 108V109H139ZM144 108V109H143ZM164 108H166L165 109V111L163 110ZM170 108V109H169ZM228 108H230V109H228ZM248 110H247V109ZM255 108L258 110H256V112H255ZM14 109H12V111H15ZM19 108H18V110H20ZM44 109L45 110H47L48 111V114L50 113L51 114V116H50V114H49V116H50V118H49V116L47 115L46 117H43V115H45V114H47V113H45V112H47V111H44ZM69 109H71L70 111H69ZM90 109V110H89ZM96 109V110H95ZM106 109H108V108H106ZM149 109H151V111L149 110ZM211 109H212V111H211ZM261 109H263V107L261 108ZM21 110H24V109H21ZM44 111V112H42V115H41V117H39L40 116V113H41V111ZM74 110H76V111H74ZM110 110L108 109V112H110ZM134 110H135V112H140V111H143V112H140V113H142V114H144V115H142V114H140V113H137V114H140V115H142L143 116V118L146 120L147 119V117L145 116L146 114H148V112H149V114L147 115V116H149V118H150V116H152L151 117V121L150 122H148L149 121V118L144 122V119L142 118V117H140V118H137L136 117V114H135V116H134ZM145 110V111H144ZM231 111V112H229L230 113V115L229 116H226L227 114L226 113H228L227 111ZM244 110V111H243ZM11 111V112H12ZM17 111V110H16ZM27 111V110H26ZM59 111V110H58ZM69 111V112H68ZM90 111L91 113H88V112ZM132 111V112H131ZM212 112V114L214 115V116H212V114H211V112ZM235 111H237V112H235ZM243 111V112H242ZM261 111H263V110H261ZM261 111H259V112H261ZM59 112V113H60ZM72 112H74V114L75 115H73V113ZM85 112H86V114H85ZM99 112V113H98ZM131 112V113H130ZM151 112V113H150ZM45 113V114H44ZM58 113V114H59ZM67 113H69V114H67ZM95 113H98V114H96V115H93V114H95ZM103 113V112H102ZM122 113H123V115H122ZM254 113H252V114H254ZM28 114H30V113H28ZM61 114H64V112L62 111L61 112ZM88 114L90 115V116H88ZM127 114H129V115H127ZM225 114V115H224ZM246 114V115H245ZM249 115V116H253V115ZM31 116H32V114H30ZM57 117H56V116ZM93 115V116H92ZM210 115V116H209ZM38 116V117H37ZM80 116H81V118L83 119H81L80 118ZM95 116H98V117H96L95 118ZM127 116H129L128 118H130L129 120L126 118ZM215 116H216V118H215ZM30 117V116H29ZM56 118V119H58V117L60 118V119H58V121L56 122V124L54 125L53 123L51 124L50 123V121H52V118ZM87 117L88 119L86 120L85 118ZM124 118V120L125 119H127V120H122L123 118ZM208 117H211L212 118V120H213V123L215 122L216 123V121H217V123L216 124H211L212 126H209L208 124V122H207V125H206V119H209ZM227 117V118H226ZM231 117H232V121H231ZM25 119H26V117H24ZM65 119V120H62V119ZM68 118V119H67ZM80 118V120H78ZM157 118H159V119H157ZM174 119V121H173V119ZM248 118V117H247ZM250 118V117H249ZM254 118V117H253ZM253 118H251V121L253 120ZM56 119H54L53 120V122L56 120ZM76 119V120H75ZM92 119V120H93ZM136 119H137V124H136ZM142 119H143V122H144V124H143V122H142ZM155 119V120H154ZM171 119V120H170ZM228 119H229V122H228ZM262 119H263V117H262ZM60 120H62L61 122H60ZM85 120H86V122H85ZM120 120H122V121H120ZM152 120H154V121H158V122H156V124L158 123V125H152V124H154L153 122H152ZM178 120V121H177ZM210 120V119H209ZM211 120V121H212ZM216 120V121H215ZM226 120V121H225ZM255 120V119H254ZM264 120V119H263ZM37 121V120H36ZM49 121V122H48ZM74 121H78V122H81V123H78V122H74ZM89 121V122H88ZM120 121V122H119ZM166 121V122H165ZM171 121H173V122H175V123H171ZM247 123H246V122ZM250 121V122H251ZM60 122V123H59ZM87 122H88V124H87ZM106 122H103L104 123V126H105V123ZM133 122V123H132ZM141 122V123H140ZM151 122H152V124H151ZM170 122V123H169ZM249 122V126L251 125H253L252 127L255 129V131H260V132H258V133H263V129L261 130V128L260 127H263V126H261L260 124H258L257 123V120H255L254 122H256V123H254L253 121V123L251 124ZM259 122V121H258ZM264 122V121H263ZM263 122L261 121L260 123L261 124H263ZM8 123V122H7ZM6 123V124H7ZM22 123H24V124H22ZM26 123H27V125L28 126H30V130H26V127H28V126H26L25 127V125H26ZM55 123V122H54ZM83 123H85V124H83ZM91 123L93 124V123H95V122H92L91 121ZM102 123V122H101ZM103 123H102V125H103ZM125 123V124H126ZM146 123H148V124H146ZM153 126H151L150 124ZM211 123V122H210ZM226 123H227V125H228V123H230V125L231 126H227L226 125ZM2 124V123H1ZM4 124V123H3ZM9 124V123H8ZM7 124V125H8ZM19 125H20V123H18ZM72 124H74V125H72ZM80 124H83L84 126H82V125H80ZM87 124V125H86ZM95 124H97V123H95ZM95 124H94V126H95ZM98 124H100V123H98ZM132 124H134L133 125V127L135 128H133L131 125ZM141 126V129H140V127H139V125ZM165 124V125H164ZM166 124H168V125H166ZM254 124H256V125H254ZM16 125V124H15ZM43 127H42V126ZM61 125V126H60ZM69 125V126H68ZM70 125H72V127L70 126ZM77 125H79L81 128H79L78 129V127H77ZM86 125V126H85ZM180 125V126H179ZM9 126H11L10 124H9ZM37 126V127H36ZM56 126H57V128H56ZM59 126V127H58ZM69 128H68V127ZM92 126V125H91ZM137 126H138V129H139V132L140 131H143V132H141V133H139L138 132V130H137ZM154 126H156V127H154ZM164 126V130H165V128H167V130H165V133H166V131H167V133H166V135H164L163 134V129H162V127ZM210 127V129H211V127H212V129L211 130H213V132L211 131V130H209V131H211L212 133L211 134H208L206 131H208V128L207 129H205V127ZM233 126V127H232ZM256 126V127H255ZM258 126H259V128H258ZM12 127V126H11ZM25 127V128H24ZM54 127V128H53ZM77 127V128H76ZM103 127V126H102ZM121 127H123L122 125H121ZM132 127V128H131ZM150 127L152 128L151 130H150ZM175 127H177V128H175ZM228 127H230V128H228ZM251 127V128H252ZM7 128H9V127H7ZM15 129L16 128V126L14 127V125H13V127H12V129ZM17 128H18V125H17ZM33 128V129H32ZM36 128V129H35ZM72 130H71V129ZM87 128V127H86ZM94 128H96V127H93V128H90V129H94ZM104 128V127H103ZM131 128V129H130ZM154 128V129H153ZM226 128H228V130L227 131H229V130H233V131H229V132H226V133H228V135L230 134V132L231 133H233V135H232V140L231 139H229V141H227L226 142V140H224L225 138L227 139V134L225 135V129ZM250 127H248L247 128V130L248 129H251ZM10 129V128H9ZM13 129V130H14ZM42 129V130H41ZM46 129V130H45ZM59 129V130H58ZM63 129V130H62ZM66 129V130H65ZM119 129H121V128H119ZM147 129V130H146ZM205 129V130H204ZM254 129H251V131H252V133H255L254 132ZM3 130V131H4ZM35 130L37 131V132H35ZM44 130V131H43ZM48 130V131H47ZM52 130H55V132L56 133H54V132H52ZM71 130V133L69 134V132L68 131H70ZM80 130V132H82ZM89 130V129H88ZM95 130V129H94ZM97 130L95 131V134L97 133ZM102 130V129H101ZM146 130V131H145ZM150 130V131H149ZM153 130V131H152ZM244 130H245V132H244ZM10 131H11V129H10ZM42 131V133H40ZM73 131V132H72ZM135 131H137L138 132V134L139 135H134L135 133ZM205 131V132H204ZM13 131H11L10 133H12ZM48 133V136H50V137H48L47 135H45L44 133ZM54 133V134H52V133ZM58 132V133H57ZM62 132V133H61ZM68 132V133H67ZM85 132H86V134L87 135H90L89 133H87V131L85 130L84 132H83V134L82 135H86L85 134ZM88 132H91L90 130L88 131ZM103 132V131H102ZM114 132V133H113ZM119 131H118V129H117V132L116 133H118ZM137 132H136V134H137ZM160 132V133H159ZM247 132H249L250 134H248ZM72 133H73V135H72ZM148 133V134H147ZM157 133V134H156ZM234 133H235V135H234ZM1 134V135H2ZM43 135L44 134V136H40V135ZM58 134V136H57V138H58V140H57V138H56V135ZM70 136H69V135ZM91 136H93V131L91 132ZM152 134V135H151ZM161 134H163L162 136H161ZM206 134V135H205ZM243 134V135H242ZM260 134V135H261ZM0 135V136H1ZM27 135H28V139H26L25 140V138H27ZM37 135H38V137H40V138H38L37 137ZM52 135H53V137H54V135H55V138H56V140H55V138H54V140L52 139L53 137H52ZM65 135H66V137H65ZM72 135V136H71ZM97 135H99V134H97ZM100 135V136H101ZM157 137H156V136ZM203 135H204V138H203ZM225 135V136H224ZM231 135V134H230ZM239 135V136H238ZM33 136V138H32V140H31V137ZM36 136V137H35ZM45 136H46V138H45ZM75 136V137H76ZM91 136H85V137H83L86 141H83V140H81L83 143L85 142V147H86V144L88 143V140H87V138H93V139H95V140H97V136L96 137H91ZM129 136H130V138H129ZM233 136H234V138H233ZM241 136H242V140L241 139H239V138H241ZM244 136V137H243ZM246 136V137H245ZM3 137H5V139H6V141H3L4 140V138ZM49 139H48V138ZM74 136L72 137L73 139L75 138ZM115 137V136H114ZM124 137V136H123ZM122 137V138H123ZM135 137H137L138 139L141 137V139H142V137H144V139H147L148 138V141L147 140H145V141H142V140H138L137 138V140L136 139H134ZM146 137V138H145ZM151 137H153V138H151ZM154 137H156L157 139L155 140L154 139ZM18 138V139H17ZM36 138H38V140L36 139ZM43 138H45V139H43ZM77 138V137H76ZM79 139H82L81 138V136H79L78 137ZM100 138V137H99ZM98 138V140L99 141H101L102 140V138L103 137H101L100 139ZM149 138H151V142H149L150 141V139ZM228 138H229V136H228ZM236 138V139H235ZM237 138H238V140H237ZM245 138H249V139H252V140H249V141H247ZM3 139V140H2ZM12 139V141L10 142V140ZM33 139H35L34 141H33ZM68 139H70V140H68ZM78 139V141H79V143L81 142L80 140ZM105 139L104 140H102V142L103 141H105ZM130 139V140H129ZM162 139V140H161ZM204 139V140H203ZM245 139V140H244ZM8 140V141H7ZM15 140L17 141H19V142H17V143H15ZM22 140V141H21ZM28 140V141H27ZM50 140V141H49ZM76 140V139H75ZM97 140V141H98ZM113 140V139H112ZM155 140V141H154ZM232 142H231V141ZM234 140V141H233ZM237 140V142L238 143H234L235 141ZM46 141V142H45ZM51 141H53V142H51ZM58 143H56V142ZM65 141H68V142H65ZM149 142L150 143V145H148V144H145L146 146H148V148L145 146V148H144V145H142L141 143H147V142ZM167 141H165L164 143H166ZM203 141H204V143H203ZM205 141L207 142V143H205ZM217 141H219V142H217ZM221 141H223L222 142V144H220L221 143ZM246 143H245V142ZM14 142V143H13ZM22 142V143H21ZM42 142V143H41ZM47 142H49V144L47 143ZM95 142V143H94ZM167 142V143H168ZM200 142H202L203 144L201 145V143ZM213 142H214V146H216V144H218V145H223V146H225V144H226V146L227 147H225V149H227V150H229V151H227V150H225L222 146L219 148L218 147V145L216 146L217 148V151H216V149H215V151H210L209 149L211 148L212 149V145H213ZM249 142V143H250ZM3 143V144H2ZM8 143V144H7ZM11 145H10V144ZM19 143V144H18ZM26 143V144H25ZM47 143V144H46ZM51 143V144H50ZM64 143V144H63ZM67 143V144H66ZM69 143V144H68ZM83 143H81V145L83 144ZM90 143V142H89ZM89 143L87 144V145H89ZM101 143V142H100ZM162 143V144H161ZM182 143L184 144V145H182ZM228 143H230V144H228ZM231 143H234L235 145H236V147H234L235 145L234 144H232V145H234L233 147L231 146ZM241 145H240V144ZM254 143H255V141H254ZM253 143V144H254ZM15 144V145H14ZM16 144H18V145H16ZM78 144V143H77ZM76 144V145H77ZM93 144H92V146H93ZM121 144H123L122 146L124 147L123 149L121 148L122 146H121ZM135 144V145H136ZM179 144H181L182 145V147H179L180 148V150L179 151H183L182 153H183V155H182V153L181 154H179L177 151H176V147H178V145ZM207 145L208 144V146H204V145ZM239 144V145H238ZM245 144V145H244ZM4 145V146H3ZM36 145V146H35ZM65 145V146H64ZM72 145V146H73ZM78 145H80V144H78ZM91 145V144H90ZM98 145H99V142H98ZM163 145V146H162ZM167 144H165V146H166ZM181 145H179V146H181ZM256 145V144H255ZM255 145L254 146H252L251 148L253 149V147L255 148V150L257 149L256 147H255ZM63 146L64 147H66L65 148V150L63 149ZM69 146V147H68ZM75 146V145H74ZM83 146V145H82ZM121 146V147H120ZM158 146V147H157ZM238 146H239V148H238ZM79 146H77V148H78ZM81 147V146H80ZM79 147V148H80ZM88 147V146H87ZM89 147H91V146H89ZM88 147V148H89ZM92 148L93 150L95 149V148ZM106 147V150L104 149ZM114 147V148H113ZM153 147V148H154ZM159 147H161V148H159ZM237 148L236 150H238V152H236V151H234V150H232L231 148ZM243 147V148H242ZM6 148V149H5ZM10 148V149H9ZM39 148H40V150L43 152H40V150H39ZM88 148H84L86 151H87V149ZM111 148V149H110ZM150 149L151 150V152L154 150V149H156V148H154V149ZM159 148V149H158ZM178 148V149H179ZM181 148H183V149H181ZM214 148L215 147H213V149L212 150H214ZM242 148V149H241ZM4 149H5V153H4ZM64 151H63V150ZM67 149V150H66ZM91 149V148H90ZM92 149L90 150V151H92ZM162 149V150H163ZM177 149V150H178ZM200 149V150H199ZM220 149H221V151H220ZM231 149V150H230ZM239 149H241L240 151H239ZM33 150V151H32ZM114 150V151H115ZM123 152H122V151ZM140 151V152H138L137 154H138V156H136L137 154H135L136 153V151ZM146 150V151H147ZM7 151V152H6ZM10 151V152H9ZM29 151H31V152H29ZM35 151V152H34ZM90 151H89V154H90ZM112 152L113 153V155L114 154H117V153H115V152ZM128 151V152H129ZM156 151V150H155ZM199 151V152H198ZM223 151L225 152V155H224V153H223ZM231 151H233V155L236 157V159H235V157H233L232 155H230L229 153H226V152H231ZM243 152V154L244 155H246V159H245V157H243V159L242 160H244V161H239L240 160V155L242 154V152ZM245 151V152H244ZM27 152H29L30 153V155H28L29 153H27ZM50 152V153H49ZM56 152H57V154H56ZM63 152V153H62ZM93 152L94 151H92V155H89V156H91V158H92V156H93ZM127 152V151H126ZM147 152H149V150L147 151ZM197 152V153H196ZM201 152L202 153H208L210 156H212V154L213 153H215V152H217L218 153V155H217V153H216V155L214 156H212V158L210 159V160H212L213 161V157H214V162H219L218 163V167H215L216 165H211L212 163H214V162H211V161H209V162H211V164H209V162H208V164H206L207 163V160L209 159V157L207 158L205 155H204V163L208 166H214V169L216 170V173L219 175L220 174V176H221V178H220V176H216L217 178H215V175H213L214 173H211V177L212 178H215V179H212V181H211V183H209L210 182V179H209V182L206 180V177L208 176V175H210V172L212 171V170H208V171H206V172H204L206 175H204L203 174V167L205 168V166H204V163H202L203 162V158L200 156H198V155H201ZM234 152H236L235 154H234ZM11 155H10V154ZM27 153V154H26ZM35 153H37V154H35ZM58 153L60 154V156H58ZM88 153V151L86 152V154ZM94 153H96V150H95V152ZM94 154V155H98V154ZM105 153V155H106V153L107 152H104ZM123 153V154H122ZM152 153H154V151L152 152ZM152 153H150V155H151V157L153 156V159H154V155H155V153H154V155H152ZM165 153V152H164ZM165 153V154H166ZM199 153V154H198ZM247 153V154H246ZM2 154H3V156H2ZM66 154V155H65ZM87 158H89L85 153H83ZM110 154H111V152H110ZM110 154L108 153L107 154V156H105V157H108V155L110 156ZM119 153H118V155H120ZM142 154H141V156H142ZM164 154V155H165ZM198 154V155H197ZM226 154H229L228 156H229V158L230 157H232V159H231V161H230V159L229 158H224V156H227ZM242 154V155H243ZM6 155V156H5ZM13 155V156H12ZM18 155V156H17ZM24 157H23V156ZM26 155H28V157H29V159H27L26 160V158H28V157H26ZM83 155V156H84ZM101 155V156H102ZM113 155H111V156H113ZM117 155V156H118ZM125 155H126V153H125ZM128 155V154H127ZM157 155V154H156ZM177 155H182V158H181V156H177ZM243 155V156H244ZM255 155V154H254ZM5 156V157H4ZM37 158H36V157ZM65 156V157H64ZM83 156H82V154H81V157H82V159H80V155H79V158L77 157V159H80V161L81 160H83V159H85V158H83ZM95 157V156H93V157H95V158H92V159H97L98 160V158H100V157ZM110 156V157H111ZM116 155H114V157H115ZM177 156V157H176ZM208 156V155H207ZM7 157V158H6ZM11 157V158H10ZM35 157V158H34ZM44 157V158H43ZM51 158H52V156H50ZM56 157V158H55ZM74 157V159L76 160V158ZM110 157H108L107 159H109ZM126 157V156H125ZM134 157H136V158H134ZM151 157H150V159L148 158V161L149 160H152L151 159ZM180 157V158H179ZM206 157V158H205ZM24 158V159H23ZM66 158V159H65ZM104 157H101L99 160H98V162L99 163H101L102 161H101V159H103ZM112 158L113 157H111V160H112ZM119 157H117V159H118ZM121 158H119L120 160H122ZM147 158H146V160H147ZM158 158H157V160H158ZM176 158V159H175ZM185 158H186V160L187 161H184L185 160ZM199 158V159H198ZM201 158H202V160H201ZM224 158V159H223ZM235 160H237V159H239V160H237L236 162H241L242 163V165H241V167H239V164L236 166V164H234V166H233V161H234V159ZM14 159H17V160H19L18 161V163L16 164L13 160ZM23 159V160H22ZM32 159V160H31ZM45 159V160H44ZM65 159V160H64ZM107 159H105L104 158V160H106L107 161ZM115 159V160H114ZM113 160V165H111V164H109V166H110V168L111 167H113L115 164H116V158H114ZM136 159V160H135ZM155 159H156V157H155ZM175 159V163L178 165H176L174 162H173V160ZM182 160V159H184V160H182V161H184V162H181V163H178L179 162V160ZM200 160V161H198V160ZM205 159H206V161H205ZM226 159H229L228 161L226 160ZM249 159V160H248ZM16 160V161H17ZM36 160H35V162H36ZM41 160V159H40ZM48 160H50V159H48ZM61 160V161H60ZM120 160H118V161H120ZM122 160V161H123ZM134 160H135V163H134ZM170 162H169V161ZM177 160V161H176ZM4 161V162H3ZM39 161V160H38ZM38 161H37V163H38ZM52 161V160H51ZM64 161V162H63ZM77 161V164H82L83 162H89L90 164H88L87 163V166L89 167V165H91V162L93 161L94 163V165L96 164V165H98L99 166V164H98V162H95L96 160H91V162H90V159H86V161H84L83 160V162L81 163L80 161H78V160H76ZM106 161H104L105 162V164L108 162H106ZM121 161V162H122ZM7 162V163H6ZM30 162V163H29ZM45 162V163H44ZM62 162V165L60 164ZM79 162V163H78ZM103 162V163H104ZM115 162V163H114ZM120 162V163H121ZM133 162V163H132ZM144 162H146V163H144ZM157 162V163H158ZM197 162H201V165L203 166L202 167V169H201V165H199L200 163H197ZM222 162V163H221ZM224 162V163H223ZM228 162H230V163H228ZM11 163V164H12ZM37 163H36V165H37ZM110 163H111V161H110ZM119 163V162H118ZM119 163V165H116V166H114V167H117V166H120V165H122V164H120ZM123 163V162H122ZM128 163H129V168H128ZM136 164V166L135 165H133L132 166V164ZM160 163V164H161ZM163 163V164H164ZM182 163H184V164H182ZM185 163H187V164H185ZM7 164V165H6ZM30 164V165H29ZM47 164H49V161H48V163ZM51 164V163H50ZM66 164L69 166V168H68V166H66ZM71 164V165H72ZM79 164V165H80ZM92 164V165H93ZM104 164V165H105ZM124 164V163H123ZM159 164V166H162V165H160ZM52 165V164H51ZM83 165L84 166H86V163L84 164L83 163ZM94 166V170H95V172L94 173H92V174H96V171H98L99 173H100V171H103V170H100L99 171V169H100V167H101V165L103 166V164L101 163L100 164V167H98V169H97V166ZM182 165V166H181ZM183 165L185 166V167H183ZM188 167H187V166ZM229 165L231 166V169L233 168V170L235 171V169H236V171H237V174H238V172L240 173L242 170V172L239 174V175H237L236 173H234V171H233V173H234V175H237L236 176V178L237 179H235V176L233 177L234 178V180L232 179V176L230 177V176H228V177H230L233 181H235L236 180V182H238V183H235V184H237V185H232L231 183H234L233 181H231V179H229V178H225L226 176H227V173L228 174H230L231 173V170H230V168H229ZM6 166H7V168H6ZM40 166V168H42ZM78 166V165H77ZM86 166V167H87ZM163 166H165V165H163ZM162 166V167H163ZM165 166V167H166ZM180 166V167H179ZM199 166H200V168H199ZM209 166H208V168H209ZM237 167V168H234V167ZM8 167H10V168H12V169H9L8 170ZM36 168L38 167V166H35ZM52 167H53V165H52ZM66 167V168H65ZM86 167H84L83 168V166H82V170H87L88 168H86ZM91 167V166H90ZM105 167V169H107L106 168V165L104 166ZM121 167V166H120ZM125 167V166H124ZM152 167V168H151ZM178 167V168H177ZM182 167H183V169H182ZM211 167V168H212ZM70 168H72V169H70ZM78 168V169H77ZM93 168V167H92ZM103 168V167H102ZM118 168V167H117ZM150 168L151 169H153L154 171L156 170V172L157 173H155L154 172V175H161V174H163V172H164V170H165V172L166 171H168V173H165L164 172V175L162 176V177H164L165 179H167V180H165V182H163L164 181V178H160V179H163V181L162 180H160V179H158V180H160L159 182H158V180H157V178H155L156 176H153L152 175V178H154V180H155V182H153V181H151L152 179L150 178L149 179V177L151 176V172H149V171H151L150 170ZM177 168V169H176ZM180 168H181V171H180ZM242 168V169H241ZM254 168H255V170L257 169L258 171L255 173V172H253V171H255L254 170ZM5 169V170H4ZM7 169V170H6ZM47 170V171H43V170ZM60 169L61 170H63V172H61L60 171ZM68 169H70V170H68ZM91 168H89V170H90ZM123 171H124V168L122 167L121 168ZM143 169H145V171L143 170ZM146 169H149V170H146ZM169 169H170V171H169ZM179 169V170H178ZM206 169V168H205ZM210 169V168H209ZM213 169V168H212ZM218 169L219 170H221L222 171V173H221V171L220 172H217L218 171ZM60 172H59V171ZM75 170V169H74ZM81 170V169H80ZM81 170V171H82ZM129 170H131V169H129ZM128 170V171H129ZM183 170V171H182ZM226 170H227V172H226ZM251 170H252V172H251ZM21 171V172H20ZM39 171V173L38 174H40L41 175V172ZM66 171V172H67ZM80 171V172H81ZM90 171H93V169H91ZM173 171H175V172H173ZM177 171H180V173L178 172L177 173ZM205 171V170H204ZM230 173H229V172ZM72 173H70V175L72 176L73 175V170L71 171ZM153 172V171H152ZM208 172V173H207ZM212 172H214V171H212ZM263 172V173H262ZM62 173H65V175L64 174H62ZM83 173V171L81 172V174ZM83 173V174H84ZM103 173H104V171H103ZM242 173H243V176H242ZM2 174H1V176H2ZM12 174V173H11ZM37 174V175H38ZM52 174H54V173H51V175ZM62 174V175H61ZM67 174V175H68ZM82 174V175H83ZM100 174V175H101ZM113 174V173H112ZM111 174V175H112ZM135 174H134V176H135ZM147 174V175H146ZM150 174V175H149ZM221 174H223V175H225V177L224 176H222ZM232 174V173H231ZM253 176H252V175ZM255 174H257L256 176H255ZM262 174V175H261ZM40 175H38V176H40ZM100 175L99 174H97V175H95L96 176V178H97V176L98 177H100ZM117 175V176H118ZM149 175V176H148ZM166 175V176H165ZM233 175V174H232ZM259 175H261V176H259ZM0 176V177H1ZM42 176V175H41ZM40 176V177H41ZM55 176L53 175V177L55 178ZM74 176V175H73ZM94 176V175H93ZM114 176H115V178H114ZM146 176V177H145ZM159 176H158V178H159ZM181 176V177H180ZM204 176H206V177H204ZM39 177V178H40ZM43 177H44V175L41 177L42 179H43ZM50 175H49V180H51L50 179ZM53 177H52V180H53ZM82 177H84V176H82ZM102 177V176H101ZM161 177V176H160ZM210 177V176H209ZM210 177V178H211ZM222 177L224 178V179H228L227 180V182H230V183H228V185H230V186H227V185H225V186H227V188L229 187H235V186H238V188H239V190H238V192L239 191H241L242 190V188L244 187V186H242L241 188H240V185H245V187L244 188H246V189H243V191L244 192H242L241 191V193H244V194H249L248 192H251L252 193V191H253V196L251 197V199L250 200H244V199H242L243 197H240L242 194H240V193H235V194H233V195H235L236 196V194H237V197L238 198H240V199H242V201H238L239 202V205H241L240 207H242V205L243 206H247L248 208V210H246V209H243L242 210V208L240 209V210H242L243 211V213H244V211L246 210V213H248V214H244L243 216H242V219H241V215L239 214L240 212H241V214H242V211H238L237 209H239L240 207L237 205L238 203L236 202L237 200H239V199H235V196H233L232 195V193H230V194H228L227 196H229V198L227 199V200H231V198L233 197L236 201V205H235V207L237 208H235L232 204H230L233 208H235L237 211H238V213L237 212H235V213H237V214H239V215H237V214H235L236 215V217H233L234 218V220L235 221H233L232 219L233 218H226L227 220L228 219H230V221L228 220H224L223 218L221 219L220 217H222L223 215H229V212H231V214H232V216H235L234 215V211L232 210V208L229 206V208L231 209V210H229V209H227L229 212H227V210H225L224 208H223V204H221V203H219V201L218 200H220L221 199V197H220V194H222L223 193V191H222V189H223V187L222 188H220L218 185H219V183H220V181H221V179H222ZM57 178V177H56ZM94 178V177H93ZM92 178V179H93ZM96 178H94L93 179V183L90 181V184H92V185H94L95 186V183L98 181H96ZM103 178V177H102ZM134 178V179H133ZM132 179V182H134V180L135 181H138V183L140 184V183H142V186L144 185L145 186V184L143 183V182H145V180L146 179H143V180H141V182H139L140 181V179L138 180V179H136L135 177H133ZM185 178H186V180H185ZM220 178V179H219ZM249 178H250V180L251 181H253V184H252V182L249 180ZM252 178V179H251ZM254 178H255V180H254ZM13 179H15L16 181H14ZM19 179H22V177L20 178L19 177ZM43 179V180H44ZM64 179H66V180H64ZM91 179V178H90ZM89 179V180H90ZM98 179V178H97ZM142 179V178H141ZM183 179V180H182ZM201 179L203 180L202 182H205L206 184H210V185H208L209 187H207L206 186V184L204 183V185H203V183L201 182ZM207 179H208V177H207ZM219 180L217 183H215V181H217V180ZM11 180V181H10ZM13 180V181H12ZM37 180H40L39 181V183L37 182ZM101 180H99V182H97L96 183V185L98 186V183H99V186L100 185H103L102 183H100L101 182ZM122 180V181H121ZM128 180V181H129ZM150 180V181H149ZM247 180H249V181H247ZM260 180V181H259ZM5 181H4V184H6L5 183ZM54 181V180H53ZM52 181V182H53ZM94 181H96L95 183H94ZM111 181V182H110ZM149 181V182H148ZM162 181V183H160ZM183 181V182H182ZM185 181H186V185H185ZM224 180H222V182H223ZM255 181V182H254ZM262 181V182H261ZM82 182V183H81ZM126 182V183H125ZM157 183L158 184V186H159V188L157 187V185H156V188H154L155 187V185L154 186H152L153 184L152 183ZM222 182H221V184H222ZM224 182H226V180L224 181ZM223 182V183H224ZM240 182V183H239ZM54 183V182H53ZM57 183H54V184H57ZM77 183V182H76ZM76 183H73V185L74 186H77L76 185ZM113 183V184H112ZM135 184V186L138 184V183H136V182H134ZM150 183V184H149ZM183 184V186H182V184ZM215 183L216 185H217V187L220 189V190H218V188L216 187V189L214 188L215 186H212L213 188H210L211 187V185H213V184ZM249 183H251L252 184V187H251V184H249ZM4 184H3V186H4ZM47 184V185H46ZM68 184V183H67ZM78 184V183H77ZM87 184H89V183H87ZM89 184V185H90ZM127 184H129V187H131V188H127V189H125L126 191L125 192H123V190H122V192H121V189H123V188H126L127 186ZM162 184V185H161ZM227 184V183H226ZM22 185H20V186H22ZM29 185H31V184H29ZM59 185H61V184H59ZM62 185H63V183H62ZM123 185V184H122ZM149 185H151V186H149ZM182 186V187H179V186ZM2 186V187H3ZM51 186H53V188L54 187H56V192H55V189H53ZM86 186L87 185H85V188L84 189H86V190H84L85 192L86 191H88L89 189L88 188H86ZM93 186V188H95V187H97V186H95L94 187ZM141 187L140 188V185H138V189H144V188H146V187ZM148 186H149V188H148ZM162 186V187H161ZM166 186V187H165ZM187 188H186V187ZM205 186H206V189H204L205 188ZM254 186H257V190H256V188L254 187ZM260 186H262V187H260ZM33 187H31V188H33ZM37 187V188H38ZM51 187V188H50ZM84 187V186H83ZM89 187V186H88ZM90 187H91V185H90ZM101 187L102 186H100V190H101ZM14 188V189H15ZM37 188L35 189V191L37 190ZM106 188V189H105ZM116 188V190L118 189L117 187H115ZM151 188H154L153 189V191H150L151 190ZM161 188V189H160ZM183 188V189H182ZM207 188H209V189H207ZM251 188V189H250ZM1 187H0V192H2L1 191ZM28 189V188H27ZM91 189V192L92 191H94L95 189H93L92 190V187L90 188ZM97 189V191H100V190H98L99 189V187L98 188H96ZM102 189V190H103ZM113 189H114V187H113ZM118 189V190H119ZM165 189V190H164ZM179 189H181V190H183L184 191V193L181 191V190H179ZM212 189V191H211V193H213L214 191H213V189L214 190H218V191H222V193H220V192H218L216 195H218L217 196V201H218V205L216 204L217 202L215 201L216 200V197H215V199H211L210 200V196H209V193H210V190ZM224 189H226V187L224 188ZM235 189V188H234ZM230 190L229 189V191H235V190ZM241 189V190H240ZM254 189V190H253ZM29 190H30V188H29ZM33 189H31L30 190V193H33L34 192V190H33V192H31ZM78 190V189H77ZM80 190H79V193H80ZM109 190V191H110ZM149 190V191H148ZM157 191L156 192V194L154 193L155 191ZM179 190V191H178ZM207 190H209V191H207ZM19 191V192H18ZM25 191H26V189H25ZM25 191H23V192H25ZM62 191V192H63ZM96 191V190H95ZM96 191V193L95 194H98L99 192H97ZM132 191H133V193H132ZM142 191V190H141ZM160 191L162 192V193H160ZM215 191V192H216ZM225 191V190H224ZM228 191V189H227V192H229ZM236 191H237V187H236ZM235 191V192H236ZM246 191H248L247 193H245ZM258 191V192H257ZM3 192H5L4 190H3ZM22 192V193H23ZM91 192H89V193H87V195H86V198H89L88 197V194H90ZM108 192V191H107ZM106 192V193H107ZM111 192V191H110ZM110 192H109V194L108 195H113V194H110ZM114 192V191H113ZM113 192H111V193H113ZM118 192H114V193H117L118 194ZM121 192V193H120ZM149 192V193H148ZM151 192V193H150ZM183 194H182V193ZM214 192V193H215ZM260 192H262V193H260ZM26 193V192H25ZM30 193H29V195H30ZM35 193V194H36ZM92 193H94V192H92ZM106 193H105V195H106ZM140 193V194H139ZM159 193V194H158ZM166 193V194H165ZM177 193H179V195L177 194ZM210 193V194H211ZM220 193V194H219ZM234 193V192H233ZM250 193V194H251ZM259 193V194H258ZM7 194V195H8ZM27 194H28V192H27ZM34 194V193H33ZM46 194V193H45ZM47 194V195H48ZM58 194H56V195H58ZM67 194V193H66ZM116 194V195H117ZM147 194H149L148 195V197H147ZM151 194H155V196L153 197H149V196H151ZM157 194H158V196H157ZM162 194V195H161ZM224 194V193H223ZM239 194V195H238ZM250 194L248 195V196H250ZM255 194H257L256 195V198L254 197L255 196ZM263 194V195H262ZM40 195V196H39ZM55 195V196H56ZM58 195V196H59ZM99 195V194H98ZM137 195H140V197L142 198V200H141V198L139 197V196H137ZM146 195V196H145ZM164 195V196H163ZM169 195H171V196H169ZM183 195V196H182ZM215 195V194H214ZM213 195V196H214ZM23 196V195H22ZM24 196H25V194H24ZM31 196V195H30ZM29 196V197H30ZM43 196H44V194H43ZM54 196V197H55ZM58 196H56V198L58 197ZM72 196V197H71ZM90 196V195H89ZM93 196V195H92ZM114 196V195H113ZM157 196V197H156ZM208 196H209V198H208ZM212 196V195H211ZM211 197V198H214V197ZM243 196H245V197H247V199H248V196H246V195H243ZM28 198V195L27 196H25V198ZM46 197V196H45ZM50 197V196H49ZM60 197L59 198H57V200H55V202H57L59 199H60ZM95 197V196H94ZM106 197H108L107 195H106ZM116 197V196H115ZM119 197V196H118ZM218 197H220V198H218ZM244 197V198H245ZM259 197V198H258ZM25 198H22L21 197V199H25ZM26 198V199H27ZM37 198V199H36ZM47 198V197H46ZM55 198V199H56ZM67 197H64L63 199H65V200H67L66 199ZM85 198V199H86ZM93 198V197H92ZM114 198V197H113ZM112 198V199H113ZM149 198V200H147V199ZM151 198V199H150ZM154 198H155V200H157V198H158V200L159 201H155L154 200ZM166 198H167V200H166ZM232 198V200H234ZM250 198V197H249ZM258 198V199H257ZM13 199H14V197H13ZM20 199V200H21ZM26 199H25V201H26ZM43 199H44V197H43ZM84 199V200H85ZM93 199H95L96 200V198H93ZM139 199L141 200V202L139 201ZM206 199H208V201L210 200V203H208V201L206 200ZM246 199V198H245ZM0 200H2L1 198H0ZM16 200V199H15ZM58 201L57 202V204L60 202V203H62L63 202V204H64V201L62 200V201ZM69 200V199H68ZM71 200V199H70ZM95 200H94V202H95ZM120 200V199H119ZM171 200V201H170ZM6 203H5V202ZM108 201V202H107ZM132 201V200H131ZM137 201L139 202V203H141V204H139V203H137ZM164 201V202H163ZM206 201V202H205ZM212 201L213 202H215L214 204L216 205V206H214V204L212 205ZM222 201V199L220 200V202ZM223 201H225V200H223ZM222 201V202H223ZM254 201V202H255ZM2 202H4V203H2ZM20 202V201H19ZM22 202L24 203V201L22 200ZM41 202V203H40ZM118 202V201H117ZM149 202V203H148ZM171 202V203H170ZM245 202V203H244ZM14 203H16L15 205L17 206V207H14V206H11L12 204H14ZM29 205H28V204ZM39 203H40V205H39ZM59 203V204H60ZM65 203H67V201H65ZM70 203H71V201H70ZM69 202H68V205L70 204ZM71 203V204H72ZM111 203H113L114 205H116L117 206V204H116V201H115V203H114V200H112V202ZM119 203V202H118ZM144 203V204H143ZM156 203H157V205H156ZM170 203V204H169ZM206 203H208V204H206ZM22 204V203H21ZM25 204V203H24ZM44 204V203H43ZM99 204V203H98ZM152 204V205H151ZM222 206H221V205ZM224 204H227V203H224ZM29 206V208H28V206ZM45 205H42V207L44 208L45 207ZM80 205H82V203L80 204ZM112 205V204H111ZM114 205H112L113 207H114ZM119 206H120V204H118ZM154 205V206H153ZM161 205H164V206H161ZM174 207H173V206ZM209 205H210V208H209ZM259 205V206H258ZM9 206H11L10 208H9ZM31 206V207H32ZM35 206H33V208L35 207ZM48 206H50V205H48ZM47 206V207H48ZM112 206H111V208H112ZM115 206V207H116ZM134 206V207H133ZM152 206V207H151ZM167 206V207H166ZM211 206H213L214 208H212ZM219 206H221V209H220V207ZM225 206V205H224ZM228 206V205H227ZM257 206L259 207L258 209L260 210V212L258 211L257 212V210L256 209H254L253 207H256L257 208ZM14 207V208H13ZM47 207H45V208H47ZM58 209H57V208ZM137 207H141L140 208V210L137 208ZM165 207V208H164ZM216 207V208H215ZM219 207V208H218ZM239 207V208H238ZM3 208V207H2ZM17 208L20 210V211H14V210H17ZM45 208L44 209H42L41 208V210H45ZM72 208V209H73ZM116 208H118V209H121V208H119L118 206L116 207ZM125 208V209H126ZM152 208V209H151ZM155 208V209H154ZM164 208V209H163ZM166 208H167V210H166ZM228 213H222V210L223 209ZM28 209V210H27ZM54 209H56V211L54 210ZM66 209V208H65ZM137 209V210H136ZM142 209V210H141ZM157 209V210H156ZM251 209H254L253 211H251ZM261 209L262 210H264V207H261ZM59 210L61 211V213L59 212ZM74 210V209H73ZM111 210H113V211H111ZM123 210H124V212H123ZM132 210V213L136 210L137 211V213H138V215L140 214V216L141 217H139L136 213H134V214H132V213H129L128 211H131ZM13 211L14 212H18L19 214H15L14 216H13ZM40 211V210H39ZM72 211V210H71ZM70 211V213H68V214H71L72 212H76V210H74V211H72L71 212ZM96 211V210H95ZM95 211H94V213H95ZM119 211H121L120 213H119ZM135 211V212H136ZM139 211V212H138ZM225 211H223V212H225ZM248 211V212H247ZM9 213V215L10 216H8V213ZM23 212V213H22ZM30 212V213H29ZM97 212V211H96ZM127 212H128V214H127ZM167 212V213H166ZM250 212H256V213H260V214H262V216H261V220L259 219V222L261 221V223L260 224H257V223H254V221H258V219L257 218H260V214H256L257 215V217L255 216V214L253 215V214H251ZM76 213H78V212H76ZM75 213V214H76ZM93 213V212H92ZM91 213V215L89 216L90 217V220H91V216L93 215ZM107 213V212H106ZM119 213V214H118ZM250 213V214H249ZM24 214V215H23ZM33 214V215H32ZM52 214V215H51ZM59 214H61V215H59ZM72 214H74V213H72ZM90 214V213H89ZM99 214V215H98ZM98 214H96L97 215V218H98V220H101V219H99L100 217H102V215H100V212H98ZM131 214V215H130ZM151 214V215H150ZM230 214V215H231ZM34 215H37L36 217L34 216ZM55 215V216H54ZM110 215V216H109ZM120 217H119V216ZM122 215H124L125 216V218H124V216H122ZM133 215V216H132ZM136 215V216H135ZM221 215V216H220ZM225 215V216H226ZM247 215H251V216H255L256 218L255 219H253V217H250V216H247ZM7 216H8V220H10V221H7L6 219H7ZM13 216V217H12ZM15 216H17V217H15ZM24 216V217H23ZM33 216H34V218H33ZM74 216V215H73ZM98 216H100V217H98ZM128 216H130L129 218H128ZM232 216H229V217H232ZM246 216H247V218H246ZM11 217H12V219L13 218H18L19 220H15V221H13L12 219H11ZM27 217H29L28 219H24V218H27ZM41 217V218H40ZM57 217V218H56ZM138 217V218H137ZM237 217H238V221H236L237 220ZM240 217V218H239ZM243 217H244V219H243ZM10 218V219H9ZM56 218V219H55ZM59 218H62V219H60L61 221H62V223L64 224H62L61 226H63L62 228H60V229H63L64 228V232H63V235H66V236H63L62 238H60V239H58L57 240V238H56V236L55 235H57V237L59 236V233L61 232V231H59V233H57L56 231H53L54 232V236H55V238H54V236L53 235H51V237L52 238H54V239H51L50 238V236L48 237V242H49V240H50V242H52V245H50L47 241H45V237H46V235L48 236V234H50V231H51V229L53 228V227H51V229L49 230V229H46V230H49V231H47V232H49V233H47L46 232V230H44L46 233H44V231H43V228L45 227L46 228V226H44V225H42L43 223V221H48L49 222V224H50V222L52 221V224L54 223V221L56 222ZM70 218H72V216H70ZM76 218H77V215H76ZM88 218V217H87ZM93 218H94V216H93ZM97 218H94V219H96V221H93V220H91L92 222H96V223H100L101 224V222L102 221H99L98 222V220H97ZM126 218H128V219H126ZM262 218H263V221H262ZM1 220H2V218H0ZM30 219H31V221H30ZM41 219V220H40ZM48 219V220H47ZM79 219V220H80ZM125 219V220H124ZM139 219V220H138ZM240 219V220H239ZM249 220V221H242V220ZM2 220V221H3ZM59 220V221H60ZM72 220V219H71ZM87 220H89V218L87 219ZM26 221V222H25ZM38 222L37 224H41L42 226V230H41V227H40V225H37L36 224V227L38 226L39 228V230L34 226L35 224L33 223V222ZM58 221V222H59ZM232 221H233V223H234V225L235 226H231L232 228H230L229 227V229L230 230H227V228H228V226H229V224L231 225V224H233L232 223ZM241 223H240V222ZM251 221V222H250ZM35 222V223H36ZM47 222V223H48ZM58 222H56V225H57V227H60L59 225H60V222L58 223ZM92 222H90L89 223V226L91 225V223ZM137 222V223H136ZM230 222V223H229ZM237 223V225H236V223ZM2 223V222H1ZM0 223V224H1ZM4 223H2V225L0 226V227H2V228H4L3 227V224ZM6 223L4 224V226L6 225ZM27 223V224H26ZM45 223V225H47L46 224V222H44ZM239 223V224H238ZM254 223V224H253ZM34 224V225H33ZM55 224V223H54ZM70 224V225H69ZM255 224H257V225H260V226H255ZM122 225V226H121ZM33 226H34V228H36L35 230H33L34 228H33ZM50 226V225H49ZM48 226V227H49ZM55 226V225H54ZM93 226V225H92ZM263 226H264V224H263ZM56 226L54 227V228H57ZM235 227V228H234ZM255 227V228H254ZM260 227V228H259ZM11 228V229H10ZM28 228V229H27ZM53 228V229H54ZM84 228V229H83ZM90 228V227H89ZM115 228L118 230V231H121V233H119L120 235H117V232L115 233ZM234 228V229H233ZM238 228V229H237ZM253 228H254V230H255V232H254V230H253ZM1 229V228H0ZM18 229H20V231L18 230ZM23 229V230H22ZM102 229H103V231H102ZM115 230V231H113L112 232V230ZM226 229V230H225ZM2 230H4V229H2ZM36 230H38V231H36ZM55 230V229H54ZM58 230V229H57ZM80 230V229H79ZM251 230H253V232H252V234L253 235H251L250 233H251ZM17 231V233L16 234H19V235H21L22 237H24V238H20L19 239V241L17 240V238L19 237V235H16L15 234V232ZM39 231H41V232H43L44 233V235H42V234H40V232ZM69 231V232H68ZM71 231V232H72ZM239 231H241L240 233H239ZM9 232V233H8ZM26 232V233H25ZM243 232H245V233H243ZM52 233V232H51ZM55 233H57V234H55ZM249 233V234H248ZM257 233H258V237H259V232L257 231ZM25 234V235H24ZM89 234V235H88ZM254 234H256L255 236H254ZM60 235H62L61 233H60ZM77 235L80 237V236H84L83 237V239H80L79 237H77ZM93 235H95V237H97L96 238V241H94L93 239V241L92 240H90L91 238L89 237V236H93ZM249 235H251V236H254V238L253 237H250ZM100 236H105V238L103 237H101V239H104V240H101V241H97V239L99 240V238H100ZM106 236H108V237H106ZM17 237V238H16ZM59 237H61V236H59ZM58 237V238H59ZM75 237H76V239H75ZM94 237V236H93ZM247 237H250L251 238V244H249V246L247 245V243H250L249 242V240H250V238H249V240H248V238ZM90 238V239H89ZM244 238H246L247 240L245 241V239ZM20 240H21V242H20ZM57 240V241H56ZM242 240V241H241ZM259 240V241H258ZM34 241H36L35 242V245H34ZM255 241H258V242H260V243H258L257 242V246L258 247H260V248H258L259 249V251H260V254H262V252H263V254L262 255H257L256 257H248V256H250L251 254V256H254L255 255V253H254V248H255V246H256V242ZM40 242H41V244H40ZM104 242V243H103ZM242 242H247V243H244L243 245H242ZM7 243V244H6ZM33 243V246L31 245ZM38 243L41 245H39L40 246V248L38 247ZM6 244V245H5ZM7 246V245H9V246H7V248H8V250H7V248L5 247V249L2 247V246ZM31 245V246H30ZM14 246V247H13ZM49 246H52V247H50V248H52V250H49ZM244 246V247H243ZM250 246H251V248L252 249H249L250 248ZM253 246V247H252ZM22 247V248H21ZM29 247H30V249H29ZM39 248L38 250L36 249L35 250V248ZM246 247H247V250H251L250 251V254L247 252V250H245L246 249ZM2 248V249H1ZM13 249L12 251L14 252H12L11 251V249ZM14 248H16L17 250H15ZM21 248V249H20ZM44 248V249H43ZM45 248H46V250H45ZM29 249V250H28ZM35 250L34 251V253H32L33 251L32 250ZM42 249V250H41ZM5 250H6V252L7 253H9V254H6V252H5ZM40 250V251H39ZM263 250V251H262ZM4 251V252H3ZM15 251H16V254H17V257H16V254H15ZM37 251V252H36ZM39 251V252H38ZM256 251H257V249H256ZM255 251V252H256ZM3 252V253H2ZM15 254V255H13V254ZM247 253L249 254V255H247ZM12 254V255H11ZM34 254V255H33ZM22 255H25V256H22ZM43 255H44V257H43ZM247 255V256H246ZM16 257L15 259H16V261L14 262V260L12 259V257ZM21 256V257H20ZM41 256V257H40ZM260 256V257H259ZM11 257V258H10ZM24 257H26V259H27V257H30V258H32V263L31 262H29L31 259H28V260H24L25 258ZM248 257V258H247ZM263 257V256H262ZM261 257V258H262ZM10 258V259H9ZM22 258V259H21ZM24 258V259H23ZM36 258H38V259H36ZM256 258V259H255ZM264 258V257H263ZM261 259L262 260V262H263V260L264 259ZM6 259H7V261H6ZM21 259V260H20ZM42 259V260H41ZM44 259V260H43ZM258 259V260H257ZM22 261V260H24L23 262H20V261ZM27 261V262H26ZM13 262V263H12ZM36 262H39V263H36ZM258 262H260V261H258ZM258 262H255V264L257 263L258 264ZM261 262V263H262ZM251 264H253V263H251ZM260 264V263H259Z\"/></svg>",
  "mask_w": 264,
  "mask_h": 264
},
{
  "label": "bare ground",
  "instance_id": "6f19581e",
  "mask_svg": "<svg viewBox=\"0 0 264 264\" xmlns=\"http://www.w3.org/2000/svg\"><path fill=\"white\" fill-rule=\"evenodd\" d=\"M53 1H56L57 3H58V2H59V3L62 2L63 4L66 3V2H65L66 0H61V1H59V0H0V48L2 47L1 50H4L5 48H8V52H7L6 50H4L3 52L0 50V92L3 91V94L6 93V94H5V95H6V96H5L6 98H7V94H8V96L10 95L9 98H11L12 100L9 99V98H8V100H9V101H10V100L13 101L15 104H16V102L19 100L20 97H21V98H24V96H25L24 94H25V93H26V94L28 93L27 95H29V97H31V98H32L33 96H34L33 98H35V95H36V97L38 98L39 95H41V92H42V94L44 93L43 96H46V94H47L49 91L53 90L54 87L57 88V89H60V88H62V89H64V90L67 89V91H68V89H69V87H70L71 85L68 86L67 84H69V83H67V82H69V81L71 82V79H72V81H73V83H74L73 86H74V85L78 86V85H80V84L82 83V81H81V83L79 82L80 84H79V83H76L75 78H74V80H73V78L71 77V75H73V73H74V75H73V77H74V76L76 75V72H77V71H76V72H73V73L69 72L68 75H70V76H66L67 73L64 74V71L67 72V71H70V70H71V69L69 70L68 67H67L68 70L66 69V70H64V71H60V72H58V70H57L56 72H53V70H55L56 68L53 69L52 72H53V73H56V74H54V75H53L52 72L50 73V71H48V72H49V75H48V74H45V73L43 72V73H44V76H43V75H41V76H43L44 78H43V77L41 78V76L39 77V75H38V76H35V75L33 74V76H31L30 74H28V75H29L30 77H32V78H29V76H28L29 79H28L27 77H25V78H27V82H26V83H25L26 80H22V78H20V76H19V75L17 74V72L15 71V68H17V66H16V65H13V66H15V68H11V67H13V66H12L13 61H14V63H18V59H17L18 57H17V56H21V55H22V56L24 55V56H23V57L21 56V57L19 58V59L22 58L21 61L19 60V63L22 62V60L25 59V61H23V62H25V64L27 63L26 65H27L28 67H29V63H30L31 65H32V64H35V65L37 64L36 66H35V65H32V66H34L33 69H35V68H36V69H38V68L43 69V67H45V68L47 67V68H48V66L51 67V65H52V67L56 66V64L59 65L58 63H54V64H53V62H51V60H52V59L54 60V58H57V56L59 55V57H58L59 59L57 58L56 60H58V61L60 62V60H61L60 57L63 56V55L65 54V52H64V53L62 52V54L60 55V54H58V52H60V51H53V49H52V52H54V53L57 52V53H56L57 56H56V54L50 52V50L47 51L46 48H45V50H46L45 53L47 52V56H46V55L44 54V48H43L44 45H43V43H42V44H37L36 39H38V38L34 39L33 43H32V44L29 43L30 45H28V46L24 44V45H25L24 47H22V48L19 47L20 49L18 50V52H17V51H13V52H12V49H11V50L9 49L10 46H11L13 43H14L15 45L19 46V43H20V42H18V41H22V43H23V39H25V40H26V39L28 40V38L30 39V36H31V35H27V34H25L26 36L24 35V37H20L21 34L23 35L25 32H28V31L26 30L27 27H25V29H24L25 32H24V30H23L24 33L22 32V33H20V36H17L18 38L15 36V35H18L19 31L21 32V30H20L18 27L23 28V27L26 25L25 23H27V22L29 23V21H32V18H31L30 20H26V22H24L23 19H24V18H25V19L28 18V17H26V16H28V15L30 14V17L35 18V19H33V20H35V22H36V21H39V20H36V18H37L38 16H40L41 13L49 14V12H52V11L54 12V9H55V8L52 9V8H53V7H52V4H55L56 2H53ZM82 1H83V0H78V1L76 0L75 3L78 2V4H80V6L77 4V9H75V7H74L73 11H75V10L77 11L79 8H81L82 10H84L83 8H85L86 5H89V6L91 5V7L87 6V7H89L88 9H90V10H88V11H85V10H84L87 14H85L84 12H80V9H79V14L81 13L79 16H80V17H83V16H81V15H84V14H85L86 17H87V15H89V14L92 12V11H91L92 7H93V8H94V7L97 8V6H99L98 4L100 3V6H99V7H101V8H98L97 11H96V12L99 14V13H100L99 9H101V11H102V6L106 4L105 2H108V1H111V0H107V1L105 0V1H104V4H103V1H101V0H99V3H97L98 1H97V2H94V0H93L94 3H97V6H94L95 4H93V3H92V4H93V6H92V4H91V1H92V0H89L90 3L87 1L88 3H86L85 5L83 4V3H85V2L82 3ZM95 1H96V0H95ZM100 1H101L102 4H103L102 6H101V2H100ZM114 1H115V3L119 2V1H117V0H114ZM116 1H117V2H116ZM121 1H123V0H121ZM121 1H120V2H121ZM131 1H133V0H131ZM134 1H135V2H138V1H140V0H138V1H137V0H134ZM156 1H157V0H156ZM161 1H162V0H161ZM166 1H167V0H164V2H166ZM170 1H171V2L173 1V2H174V0H170ZM175 1H176V0H175ZM181 1L184 2V0H180V2H181ZM187 1H188V0H187ZM190 1H191L192 4H194V3L197 2V0H196V2H194V3H193V1H195V0H190ZM190 1H188V5H189V2H190ZM198 1H199V0H198ZM261 1L264 2V0H261ZM69 2H70V3H69ZM69 2H68V0H67L66 5H67L68 3L71 4L73 1L71 2V0H69ZM120 2H119V4L121 5V3H123V2H121V3H120ZM135 2H131L130 4H127V3L124 2V3L126 4V6L130 7L132 10H134V12H133L132 14H130V12H132V10H131L130 8L125 7V10L128 8L127 10H129L130 12L127 11V10H126V11L123 10L124 8L121 9L120 7H122V6L117 7V9H116V8H115L116 5H114L115 3H114L113 0H112V3H113V6H114V7H112V3H111V5L109 6L110 8H112L111 11L113 12V11L116 10V13H117V12L119 13V14H116L115 12H113L114 14L112 13V14H113L112 16H114V15L116 14V15L119 17V15H121L120 13H123V15L126 16L124 13L127 12V13H129L130 16L132 17V18H131V17H130V18L133 19V15H135L134 13H135L136 9L138 10V8L135 6V5H136ZM141 2H142V3H141ZM146 2H147V1H146ZM146 2H145V0H144V2L141 0V1H140V4L138 3V5H137L138 7H139V5L143 4V5L140 6V8H141L140 10H142L143 8L145 9V7H146L145 5H146V4L144 5V3H146ZM149 2L151 3V4H150V8L153 6L152 3H154V1L152 2V0H149V1L147 2V9H148L147 11H151V10L153 9V8H152L151 10H149V9H150V8H148V3H149ZM159 2H160V1L158 0V3H159ZM164 2H160V4H162V3H164ZM168 2H169V1H168ZM168 2H166V5L168 4ZM173 2L170 3L169 5H173V4L175 3V2H174V3H173ZM176 2H177V1H176ZM183 2H181V3H183ZM204 2H205V3H203V2H199V3H202L203 5H206V2H207V1L204 0ZM217 2H218V1H217ZM224 2H225V0H224ZM224 2H223V3H224ZM255 2H256V1H255ZM134 3H135V5H134ZM155 3H156V2H155ZM185 3H187V2H184L183 5H184ZM191 3H190V4H191ZM207 3H208V2H207ZM210 3H211V0H210ZM215 3H216V2H215ZM220 3H221V1H220ZM244 3H245V2H244ZM250 3H254V2H252V0H251ZM81 4H82L83 6H81ZM109 4H110V2H109ZM119 4H118V5H119ZM125 4H124V5H125ZM160 4L157 5V3H156V5L160 7V8H159V7L157 8V9H158V12H161V11L164 10V9H163V10H161V9H162V7L165 6V4H164V6H163V5L160 6ZM192 4H191V5H192ZM196 4H198V2H197ZM202 4H201V5H202ZM56 5H57V4H56ZM66 5L64 4V5L62 6V4H61V5L58 4V6H61V9H62V10H61L60 7H59V9H60L59 12L62 13V11H63L64 9L67 10V11H69V9H68V7H67V6H69V5H67V6H66ZM72 5H73V4H72ZM118 5H117V6H118ZM122 5H123V4H122ZM130 5H133V6H135L136 8H135V7H132V6H130ZM151 5H152V6H151ZM175 5H176V4H175ZM175 5H173V6H175ZM180 5H181V4H179V7H176L174 10H172V13H174V11H175V13L178 12L180 9H177V8H180V7H181ZM183 5H182V6H183ZM225 5H226V4H225ZM254 5H255V4H254ZM261 5H263V4L261 3ZM261 5L258 4L257 6H258L260 9H264V6H263V7H260ZM64 6H66L67 9H66ZM73 6H74V5H73ZM107 6H108V5L103 6V7H105L104 9H106ZM142 6H145V7L142 8ZM157 6H156V7H157ZM250 6H252V8H254V10H253V12H254L256 6H253V5H250ZM54 7H55V6H54ZM56 7H57V6H56ZM62 7H63V8H62ZM71 7H72V6H71ZM78 7H79V8H78ZM87 7H86V9H87ZM109 7H107V8H109ZM123 7H124V6H123ZM185 7H188V6H185ZM189 7H190V6H189ZM243 7H244V6H243ZM247 7H249V5H247ZM247 7H245V11L248 10ZM258 7H256L257 11H259V10H258V9H259ZM69 8H70V6H69ZM95 8L92 9V10H93L92 13H94L93 17L91 16V14L89 15V17H90V18H89V21H88L89 23L92 21V20H90V19H93L94 16H95V14H96V13L94 12V10H96ZM113 8H115V9H113ZM118 8H120L122 11L119 10ZM134 8H135V9H134ZM154 8H155V6H154ZM166 8H167V6H166ZM173 8H174V7H173ZM182 8H183V7H181V9H182ZM212 8H213V7H212ZM240 8H241V7H240ZM59 9H58V10H59ZM144 9H143V10H144ZM157 9L155 8V11H154V12H156ZM168 9H170V8H168ZM168 9H165V11H166V10L168 11ZM189 9L192 10L191 7H190ZM189 9H188V10L185 9V10H187V13L190 12ZM193 9L196 10L197 8H196V9L193 8ZM199 9H200V8H199ZM205 9H206V8H205ZM249 9H250V8H249ZM65 10L63 11V15H65V17H67V15H69V14H65V13H67V11L65 12ZM109 10H110V9H109ZM177 10H178V11H177ZM182 10H183V9H182ZM201 10H202V9H201ZM201 10H199V13L204 11V10H203V11H201ZM211 10H212V9L210 8V11H211ZM213 10H214V8H213ZM240 10H241V9H240ZM250 10H252V9H250ZM250 10H249V12H252V11H250ZM70 11H71V10H70ZM90 11H91V12H90ZM98 11H99V12H98ZM123 11H124V12H123ZM152 11H153V10H152ZM167 11H166V12H167ZM169 11H170V10H169ZM180 11H181V10H180ZM197 11H198V10H197ZM206 11H208V9H207ZM206 11H204V13H205ZM243 11H244V10H243ZM245 11H244V12H245ZM38 12H39L40 14H39ZM55 12H58V11H57V8H56V11H55ZM64 12H65V13H64ZM88 12H90V13L88 14ZM103 12H104V14H105V16L103 15L104 17H106V15L108 16V15L111 13V12H108V11H107V14L105 13V11H103ZM138 12H139V10H138L136 13H138ZM142 12H143V11H141L139 14L142 15ZM166 12H165V13H166ZM193 12L196 13L195 11H193ZM249 12H248V13H249ZM259 12H260V11H259ZM36 13H37V14H36ZM68 13H69V12H68ZM70 13H71V12H70ZM82 13H83V14H82ZM101 13H102V12H101ZM143 13H144V12H143ZM145 13H147V12L145 11ZM169 13H171V11H170ZM179 13H180V12H179ZM181 13H183V12H181ZM185 13H186V12H185ZM190 13H191V12H190ZM197 13H198V12H197ZM207 13H208V12H207ZM210 13H211V12H210ZM38 14H39V15H38ZM53 14H54V15L51 14L52 16L49 15L48 17H51L50 19H52L53 16L55 17V13H53ZM56 14H57V13H56ZM71 14H73V12H72ZM98 14H97V15H98ZM129 14H128V15H129ZM160 14H161V13H160ZM160 14L158 15V16H159V17H158V18H159V22H160V19H161ZM257 14H258V12H257ZM257 14H256V15H257ZM36 15H38V16H36ZM58 15H59V13H58ZM63 15H61V18H62ZM85 15H84V16H85ZM116 15H115V17H116ZM123 15H121V16H123ZM128 15H127V16H128ZM140 15H139V16H140ZM256 15L254 14L255 17H254V16H251V18L254 17L255 21L257 20V17H258L259 14L257 15V17H256ZM262 15H264V13H263ZM41 16H42V15H41ZM41 16H40V17H41ZM44 16H45V15H44ZM44 16H43V17H44ZM77 16H78V15H77ZM79 16H78V17H79ZM103 16H102V14H101V18L99 17V18L101 19V21H98V22H97L98 24H95L96 27H97V29L91 26V27H92L91 29L94 28V29L97 30V32H96V30H92V32L94 31L93 33H95V32L97 33V34L95 33L94 35L99 36L98 34H100V32H101V30H102V29L100 30L99 27L101 26V22L103 21V18H104ZM124 16H123V18L125 19L124 24H123V19H122V17H119V18H120L119 22H117L118 17H116L117 19H112V20H115L116 22H113L112 20H110L112 17H110V18L108 17V18H109V22H110V21H111V23L113 22V25H115V23H117V25H115V26H113V27H111V25H110L111 23L108 24V22H106L105 20H104V21L106 22V24H108L107 27H109V25H110V27H109L108 29L115 28V27L117 26V27H116V28H117V31H118L119 29H121L122 31H124L123 29L126 27V26H124V25H126V24L130 21V20H129V19H130L129 17L126 18V17H124ZM136 16H137V15H136ZM167 16H168V15H167ZM169 16H170V15H169ZM169 16H168V17H169ZM40 17H39V18H40ZM48 17H47V18H48ZM54 17H53L52 20H50V21H52V23H53V27L51 26L53 30L51 29V27H49V26L51 25V23L49 24V22L47 23V21H46V24L44 25V26H46V27H49V28L52 30L51 35H49L50 37L53 36V34L55 35V33H54V24H55V28L57 27V29H59V27H60V30H61V31L63 30V29H61V26L64 25V28L67 29V30L65 29L66 33H68V29H72V30L74 29L76 32H77V30L79 31L78 28H80V27L76 28V27H77V22H78L79 20H78V21H77V20H76V21L73 20V19H72V18H73V15H72V18L70 17L69 22H71V23L73 24V21H75V22H74V23H75V27H74L71 23H67V22H68L67 20H66V22H65V23H67V24H70V25H68V26L71 27V28H67L68 26L65 27L66 24H65L64 22L61 21V20H63L64 16H63V18H62L61 20H60L59 17H58V18H59V19H58L57 16H56V19H58L59 21L56 20ZM78 17H76V13H75V17H74V18L77 19ZM96 17H97V16H96ZM96 17H95V18H96ZM115 17H114V18H115ZM134 17H135V16H134ZM142 17H143V16H142ZM142 17H141V18H142ZM164 17H165V16H163L162 21H164V19H165ZM180 17H181V15H180ZM263 17H264V16H263ZM263 17H261V15H260L259 18L262 20ZM83 18H84V17H83ZM128 18H129V19H128ZM139 18H140V17H139ZM139 18H138V17H137V19L134 18V19H135L134 22H137V21L139 20ZM141 18H140V19H141ZM259 18H258V20H259ZM28 19H29V18H28ZM48 19H49V18H48ZM78 19H79V18H78ZM86 19H87V18H86ZM105 19H106V18H105ZM126 19H127V20H126ZM134 19H133V20H134ZM167 19H168V18H167ZM45 20H47V19L45 18ZM83 20L85 21V19H83ZM97 20H99V19H97ZM106 20H107V19H106ZM121 20H122V24L120 23ZM128 20H129V21H128ZM133 20H132V21H133ZM136 20H137V21H136ZM142 20L144 21V19H141L140 22H141ZM168 20H169V19H168ZM250 20H252V19H250ZM250 20H247L248 23H247V21H246V24H247L248 26H249V25L251 26V24H252V26H254V28H250V32H248V34L251 35V33H253V35H255L256 38L258 37V38H257V39H259L258 41H260V39L263 38V39H261L260 43H261V46L264 45V44H262V42H263V40H264V35H263V33H264V30H263V29H264V19H263V21H262L263 23L261 24L263 27H262V26L260 25V23H259L260 20H259V21L257 20V22L255 23V24H258V26L260 25V27L254 25V23H253L254 20H252L253 22L250 21ZM21 21H22V23L25 24V25L23 24V25H24L23 27H22L21 25L18 26L19 24H21V23H20ZM41 21H44V19H42ZM48 21H49V20H48ZM60 21H61V23H60ZM94 21H95V20H93L92 22L95 23L96 21H95V22H94ZM132 21H131V22H132ZM143 21H142V23L139 22V24H138V22H137V23H136V26H137V24H138V26H139L140 24H143V25H144V22H145V21H144V22H143ZM162 21H161V22H162ZM249 21L252 22V23L249 24V23H250ZM35 22L33 21L32 23L35 24ZM79 22H80V23H78V26H79V25H83L84 23H86V21H85L83 24H81V22H83L81 19H80ZM92 22H91V23H92ZM125 22H127V23L125 24ZM131 22H129V23H131ZM134 22H132V25L130 24L129 27H127V30H126V31L131 32V31H130V30H131L130 27H131V26H134V25H133V24H135ZM157 22H158V20H157ZM167 22H168V21L166 20V22H162V23L164 24V23H167ZM260 22H261V21H260ZM28 23H27L26 26H30V25H31L30 28H28V30H30L29 32L32 31V28L35 29L34 31H32L33 33L31 32L30 34H33V35H34V32H35V35H36L37 33L39 34L41 28H40V29L38 28V29H39V31H38V29H37L38 26L42 27V31H43V32L41 31L40 34H43V33L46 32V31H47L46 33L50 32V29H49V28H48V29H47V28H44V26L41 25L43 22H42L41 24H39L40 22H39V23L37 22V23H38V26H36V25H37V23H36V25H34L35 28L32 27V24L29 23V24H30V25H29ZM44 23H45V22H44ZM44 23H43V24H44ZM62 23H63V24H62ZM91 23L89 24V26L91 25ZM93 23H92V24H93ZM99 23H100V24H99ZM103 23H104V22H103ZM103 23H102V25H103ZM129 23H128V24H129ZM87 24H88V23L84 24V25H86L85 27L80 28V29H81V33H82L83 30H84L85 32H87V30H86V29H87L86 27L88 26ZM120 24H121V25H120ZM168 24H169V23H168ZM93 25H94V24H93ZM99 25H100V26H99ZM119 25H120V27H118ZM122 25H123V27H122ZM16 26H18V27H16ZM103 26H104V25H103ZM136 26H135V27H136ZM138 26H137V27H138ZM250 26H249V27H250ZM252 26H251V27H252ZM255 26L258 27V28H259V31H261V32H258V29H255V28H256ZM31 27H32V28H31ZM101 27H102V26H101ZM107 27H106V25H105L104 30H105ZM135 27H134V28H135ZM137 27H136V29H137ZM140 27H141V25H140ZM140 27H139V28H140ZM17 28H18L19 30H18ZM43 28H44V30H45V29H47V30L44 31ZM62 28H63V27H62ZM84 28H85V29H84ZM89 28H90V27H89ZM102 28H103V27H102ZM122 28H123V29H122ZM131 28H132V27H131ZM134 28H133V29H134ZM162 28H163V27H162ZM82 29H83V30H82ZM91 29L88 30V31H89L88 33H91L90 35L93 36L94 39H95V36L93 35V33L90 32ZM98 29L100 30L99 33H98ZM108 29H106V30H108ZM128 29H130V30H128ZM252 29H253V30H252ZM55 30H56V29H55ZM60 30H59V31H60ZM72 30H69V31H70V33H68L69 35L66 34V35H68V37L70 36ZM74 30H73V31H74ZM113 30H114V29H113ZM256 30H257V31H256ZM17 31H18V32H17ZM56 31H58V30H56ZM56 31H55V32H56ZM65 31L62 32V33L65 34ZM110 31H111V30L108 31V32H109L108 34H110V33L113 32V31H112V32H110ZM115 31H116V29H115ZM122 31H120V32H122ZM253 31H254V32H253ZM255 31L258 32L259 34L261 33V35L257 34ZM76 32H74L75 34H72V36H73V35H74V36H73V37L71 36L69 39L75 41L76 38H74V37H75V35H77ZM85 32H83L81 36L79 35V32H78L79 37L82 38L83 35L85 34ZM102 32H104V31H102ZM128 32H127V33H128ZM52 33H53V34H52ZM56 33H57V32H56ZM81 33H80V34H81ZM88 33H87V36H88ZM124 33H125V32H124ZM131 33H132V32H131ZM131 33H129V34H131ZM38 34H37V35H38ZM40 34H39V36H40ZM48 34H49V33H48ZM115 34H116V33H114V35H115ZM118 34H120V33H117L116 36H117ZM243 34H246V32L243 31ZM256 34H257V35H256ZM60 35H61V34H60ZM78 35H77V37H78ZM90 35H89V36H90ZM110 35H111V34H110ZM110 35H109V36H110ZM121 35H123V34L121 33ZM127 35H128V34H125V36H127ZM14 36H15L16 38H14ZM55 36H58V34L55 35ZM61 36H62V35H61ZM61 36H60V37H61ZM63 36H65V35H63ZM63 36H62V37H63ZM84 36H86V35H84ZM87 36H86V37H87ZM89 36H88L87 39L83 37L84 39H86V40H85V43H87V41L89 42V44L87 43V44H84V45H90V44H91L90 42H91L92 40H94L93 37L91 38V36H90V37H89ZM97 36H96V37H97ZM130 36H131V35H130ZM132 36H133V35H132ZM255 36H254V37H255ZM260 36H261V37H260ZM44 37H45V39L48 38V37H46V36H44ZM44 37H43V38H44ZM60 37H58L59 40H57V41H60L61 39L66 38V36H65L64 38H62V37L60 38ZM113 37H114V36H113ZM248 37H249V36H248ZM32 38H33V36H32ZM32 38H31V39H32ZM52 38H54V36H53ZM89 38H91V40H90ZM108 38H109V37H108ZM116 38H117V37H116ZM252 38H253V37H252ZM20 39H21V40H20ZM41 39H42V38H41ZM54 39H55V38H54ZM56 39H57V38H56ZM77 39H79V38H77ZM96 39H98V37H97ZM117 39H118V38H117ZM250 39H251V36H250ZM257 39H255L256 41H254L255 44H256V42H257V44H258ZM32 40H33V39H32ZM66 40H67V39H66ZM66 40H65V42H66ZM71 40H70V41H71ZM80 40H81V39H80ZM80 40H78L79 42H78L77 40H76L75 42H78V43H84V42H82L83 39H82L81 41H80ZM89 40H90V41H89ZM218 40L220 41V39H218ZM252 40H254V39H252ZM43 41H44V40H43ZM25 42H27V41H25ZM41 42H42V41H41ZM41 42H40V43H41ZM46 42H47V41H46ZM46 42H45V43H46ZM92 42H93V41H92ZM96 42H97V41L95 40L93 43H96ZM252 42H253V41H252ZM254 42H253V43H254ZM11 43H12V44H11ZM98 43H99V42H98ZM76 44H77V43H76ZM76 44H74V45H76ZM257 44H256V45H257ZM42 45H43V46H42ZM45 45H46V44H45ZM80 45H81V44H80ZM84 45H83V46H84ZM77 46H78V45H77ZM81 46H82V45H81ZM91 46H92V45H91ZM259 46H260V45H259ZM259 46H258V47H259ZM11 47H13V46H11ZM73 47H74V46H73ZM210 47H211V46H210ZM249 47H250V46H248V48H249ZM14 48H16V47H13V49H14ZM85 48H86V47H85ZM248 48H247V49H246V48H245V49L243 48V49H241V50H242V51H243V50H244V51L246 50L245 53H247V54H251V53H249V51H250L249 49H250V48H249V49H248ZM256 48H257V47H256ZM259 48H262V47H259ZM48 49H51V48H48ZM64 49H65V48H64ZM71 49H76V48H71ZM78 49H79V47H78ZM206 49H208V48L206 47ZM252 49H253V47H252ZM257 49H258V48H257ZM9 50H10L11 52H10ZM67 50H69V49H67ZM67 50H66V53H67ZM248 50H249V51H248ZM259 50H260V49H259ZM5 51H6V52H5ZM70 51H71V50H70ZM75 51H76V50H75ZM85 51H86V50H85ZM247 51H248V52H247ZM261 51H262V50H261ZM15 52H17L18 54L15 53ZM49 52H50L51 54H50ZM72 52H74V51H72ZM253 52H255V54L258 55V53H257L258 51L256 52L255 49H254ZM253 52H252V54H253ZM263 52H264V51H263ZM76 53H79V52L76 51ZM83 53H85V52H83ZM89 53H91V51H90ZM69 54H70V52H69ZM92 54H93V53H92ZM203 54H205V53H203ZM252 54H251V55H252ZM52 55H55L56 57L53 58ZM65 55H66V54H65ZM65 55H64V56H65ZM73 55H75V54H73ZM79 55H80V54H79ZM84 55H85V54H84ZM93 55H94V54H93ZM200 55H201V54H200ZM261 55H263V53H262ZM14 56H15V59L12 60ZM51 56H52V57H51ZM66 56H68V60H74L75 57H79V59H82V58H83V57L80 58V56H78L77 54L75 55V57L71 56L73 59H70L71 57L69 58L68 53H67ZM66 56H65L64 58H66V60H67V57H66ZM202 56H203V55H202ZM233 56H234V55H233ZM249 56H250V55H249ZM252 56H253V55H252ZM24 57H25V58H24ZM87 57H88V56H87ZM91 57H93V56H91ZM200 57H201V56H198V54L196 55V59H197V58H200ZM234 57H235V56H234ZM255 57H256V58H259L260 55H259L258 57H257L256 55H254V58H255ZM263 57H264V56H263ZM48 58H51V60H49V62L47 61ZM61 58H62V57H61ZM64 58H62V62H63ZM76 59H77V58H76ZM193 59H194V58H193ZM193 59H192V60H193ZM263 59H264V58H263ZM263 59L261 58V60H262V64L259 63V64H261V65H260L261 67L259 66V68H261V70L264 69V67L262 68V66H264V64H263V62H264ZM83 60L86 61V60H88V59H87V58H86V59L83 58ZM83 60H82V61H83ZM89 60H91V59H89ZM93 60H94V59H93ZM194 60H195V59H194ZM235 60H238V59H235ZM259 60H260V59H259ZM11 61H12V63H11ZM46 61H47V62H46ZM64 61H65V60H64ZM74 61H78V63H79V62L81 63V61L78 60V59H77V60H74ZM95 61H96V59H95ZM23 62H22V64L20 63L21 66H22V65L25 66V64H24ZM28 62H29V63H28ZM50 62H51V63H50ZM54 62H55V60H54ZM62 62H61V64H62ZM66 62H67V61H66ZM257 62H260V61L257 60ZM9 63L11 64V67H9V68H11V69H9V68L6 67V65L10 66ZM39 63H41L42 66H41ZM74 63H76V62H74ZM74 63L72 62V64H70V67H71V65H73ZM38 64H39V65H38ZM50 64H51V65H50ZM238 64H240L239 61H238ZM18 65H19V64H18ZM31 65H30L29 69H27V67L25 66V69H26V70L24 69V67H20L22 70H20L19 73L26 74L25 71L33 70V69H31V68H32ZM53 65H54V66H53ZM68 65H69V64H68ZM77 65H79V64H77ZM77 65L74 64L72 67L75 66V67H74L75 70H76V69L79 70V66L77 67ZM80 65H81V64H80ZM89 65H90V64H89ZM19 66H20V65H19ZM37 66H39V67H37ZM61 66H62V65H61ZM221 66H222V65H221ZM52 67H51V68H52ZM241 67H242V66H241ZM65 68H66V66H65ZM84 68H85V67H84ZM86 68H87V67H86ZM92 68H93V67H92ZM92 68H89V69H92ZM12 69H14V70H13L14 73L12 72ZM17 69H19V67H18ZM17 69H16V70H17ZM80 69H81V68H80ZM93 69H94V68H93ZM93 69H92V70H93ZM222 69H223V68H222ZM24 70H25V71H24ZM38 70H39V69H38ZM47 70H48V69H47ZM256 70L259 71V72H261V70H259V69H256ZM18 71H19V70H18ZM29 71H28V72H29ZM43 71H44V70H43ZM81 71H84V70H80V72H81ZM85 71H86V70H85ZM95 71H96V70H95ZM257 71H255V73H257ZM263 71H264V70H263ZM263 71H262V72H263ZM32 72H33V71H32ZM57 72H58V75H57ZM61 72H63V73H61ZM89 72H91V71H89ZM15 73L17 74L16 76H17V77L19 76V78L22 80V81H21V80L19 79L21 82L18 80V81L20 82V84H21L22 82H24V83H22V86L18 88L19 92L21 91L22 94L19 93V92L17 91L16 88H15V91H16V92H15V91L13 92V90H11V91L9 90V89H11V88L14 86L12 83H14L15 81H17V80L14 81V79H13L12 81H14V82H12V83L9 82L10 79H12V78H11L12 75L15 74ZM78 73H79V71L77 72V75L75 76L76 79H77V82L82 78V74H80V76H79ZM81 73H82V72H81ZM84 73H85V72H84ZM230 73H231V71H230ZM36 74H37V73H36ZM50 74H51V75H50ZM61 74H62V75H61ZM87 74H88V72H87ZM87 74H86V75H87ZM90 74H91V73H90ZM263 74H264V72H263ZM263 74H262V75H263ZM55 75H57V77H55ZM60 75L63 76L64 79L61 78ZM83 75H84V74H83ZM88 75H89V74H88ZM88 75H87V76H88ZM94 75H95V72H94V74H93L92 77H94ZM230 75H231V74H230ZM257 75H258V73H257ZM259 75L261 76L260 73H259ZM21 76H22V75H21ZM45 76H48V77L45 78ZM52 76H53V77H52ZM58 76H59V78L61 79V81L63 82V84L60 82L62 85L56 87V85L58 84V81H60V80H58V81H56L57 83H56V85H54V87H53V86H50V85H53V84H54V83H53L54 81L52 80V78H53L54 80H55L56 78L59 79ZM77 76H78L79 78H80V77H81V78L79 79ZM234 76H235V75H234ZM22 77H23V76H22ZM34 77H36V78L33 79ZM38 77H39L40 79L36 80ZM50 77H51V78H50ZM68 77H69V79H68ZM70 77H71V78H70ZM88 77H89V76H88ZM13 78H14V76H13ZM25 78H24V79H25ZM65 78H67L69 81L65 80ZM85 78L88 80L90 77H89V78L85 77ZM85 78H84V79H85ZM232 78H233V75H232ZM235 78H236V77H235ZM246 78H247V77H246ZM260 78H261V80H262V78H263L262 81H264V77L261 76ZM30 79H31V80H30ZM50 79H51L52 81H51ZM57 79H56V80H57ZM91 79H92V78H90L89 80H91ZM233 79H234V78H233ZM233 79H232L231 82L234 83ZM258 79H259V77H258ZM258 79H256L257 82H255L256 80H253V83H256V85H257V84L260 85V83H258ZM40 80H41V81H40ZM43 80H44V81H43ZM89 80H88V81H89ZM165 80H166V79H165ZM165 80H164V82H165ZM168 80H170V79H168ZM235 80H236V79H235ZM248 80H249V78H248ZM250 80H252V79L250 78ZM261 80H260V81H261ZM18 81H17V82H18ZM65 81H67V82H66L67 84H66V86H65V87H67V88H65V87L63 88V87H62V86L65 85V84H64ZM262 81H261V82H262ZM5 82H7V83H6V84H7L6 87H4V85H5L4 83H5ZM8 82L11 83V86H10L11 88L8 86ZM17 82L15 83V85H16V84L18 85L19 82H18V83H17ZM89 82H90V81H89ZM49 83H50V84H49ZM51 83H53V84H51ZM75 83H76V84H75ZM159 83H160V82H158V84H159ZM161 83H162V81H161ZM165 83L168 84L167 81H166ZM165 83H164V84H165ZM171 83H173V82H171ZM71 84H72V83H71ZM77 84H78V85H77ZM82 84H83V83H82ZM84 84H86V86H88L89 83L86 82V83H84ZM90 84H91V83H90ZM162 84H163V83H162ZM162 84H160V85H162ZM164 84H163V86H164ZM169 84H170V83H169ZM169 84H168V85H169ZM261 84H264V82L261 83ZM9 85H10V84H9ZM12 85H13V86H12ZM58 85H59V84H58ZM246 85H247V84H246ZM252 85H253V84H252ZM7 86H8L9 88H8ZM73 86H71L70 89H69V90H71V91H70V92L68 91L70 94H69L67 91H63L62 89H60V90H62L63 92H58V90L55 89V88H54V91H55V92H54V91L50 92V94L53 93V92L55 93V95H52V94H51V95L53 96V101H54V102H52V104H55L56 106H60V105L62 106V104L65 103V104L63 105L64 108H62V110H61V112L63 111L64 114H61V112H60L61 107H60V109H58L59 107H51V106H49V107L51 108V110H49V111H52V112H53V109H54V111H55L54 113H56V110H57V115H59V116H60V115L64 116V115L66 114L65 111H67V110L64 111L63 109H66L67 107H68V108H69V107L71 108V107L73 106V105H72V106H69V105L72 104V103H71V102H72L71 99L73 98V101H74V100L77 98V94H79V92H80V91L82 90V88H83L82 85H80L79 88L81 87V89H78V88H77V90H76V87H75V86L73 87ZM90 86H91V85H90ZM166 86H167V85H166ZM169 86H170V85H169ZM173 86H174V85H173ZM173 86H172V84H171V87H173ZM254 86H255V84H254ZM262 86H263V85H262ZM14 87H15V86H14ZM36 87H38V89H40V90H38ZM48 87H49V88H48ZM50 87H51V89H50ZM164 87H165V86H164ZM164 87H161V88L163 89ZM177 87H179V86H177ZM250 87L252 88V86H250ZM33 88H36V90L38 91V92L36 91L37 94H35V91H34L33 93L31 92V94H29V93H30L29 91H32ZM41 88H44L45 90H46V88H48L49 91H48V89L46 90L47 92H45V90H42V91H41ZM72 88H73V89H72ZM74 88H75V91H76L75 94H74V95H75V96H74L75 99H74L73 96H71V97H69L68 95L65 96V95H66V94H64L65 92H67V94H69V95H73L72 90H74ZM84 88H85V86H84ZM166 88H167V87H166ZM169 88H170V87H169ZM251 88H250V90H251V94H252V93L255 92V91H254V89H253V91H252ZM263 88H264V86H263ZM12 89H14V88H12ZM142 89H143V88H142ZM144 89H145V88H144ZM152 89H154V88H152ZM167 89H168V88H167ZM167 89H166V90H167ZM171 89H172V88H171ZM257 89H258V87H257ZM257 89H256V90H257ZM60 90H59V91H60ZM78 90H80V91H78ZM146 90H147V89H146ZM150 90H151V88H150L148 91H150ZM164 90H165V88L163 89V91H164ZM250 90H248V91H249V95H250ZM259 90H260V89H258V91H256V92H257V93H261V91L259 92ZM261 90H262V92H263V89H261ZM40 91H41V92H40ZM43 91H44V92H43ZM137 91H138V90H137ZM140 91H141V90L139 89V92H140ZM142 91H143V90H142ZM142 91H141V93H142ZM167 91H168V90H167ZM17 92H18V93H17ZM71 92H72V93H71ZM144 92H145V91H144ZM146 92H147V91H146ZM237 92H238V91H237ZM256 92H255L254 94L250 95L249 98L252 97V96H255ZM13 93H14L15 95H13ZM38 93H39V94H38ZM45 93H46V94H45ZM54 93H53V94H54ZM60 93H61V94L63 93L62 95H64L66 99L63 100L62 96H60V95H61ZM150 93H151V92H149V94H150ZM153 93H155V90L153 91ZM165 93H167V92H165ZM187 93H189V92H187ZM240 93H241V92H240ZM0 94H1L0 97L3 98V99L0 98V100L2 101V102L0 101V114L4 111V110H3L4 106H5V110H6V107H9V108L12 107V108H11V111H12V109H14V108L17 107L16 109H14L15 111H12V112L10 111L11 114H9V112L6 111V113H7V115H8V117L6 118V120H7V122H8L12 127H13V125H14V127L16 126L15 129L13 128L14 130L12 129L11 126H9V124H8L7 122H6V123H7L8 125L5 123V121H4V122L2 121V119H3V120H5V119L2 118L3 116L0 115V117L2 118V119H0V127L2 126V128H3V129L0 128V130L2 129L1 131H2V133H4V132H6V130L8 129L9 134H11V135H10L11 137H8V139H9V138H12V134H14V132H15V133H18L16 130H19V129H20V130H23V128H21V127H23V125H21V122H23L22 120H24V123H25V120H26V122H27V118H28V122H27V123L29 124L30 121H32L33 118L36 117L35 115L39 114V113H35V114L33 115V113H34L33 111L35 110V112H37V111L40 112V110L43 109V105L46 106L44 102H45V100H47V98H48V97H45V98H46V99H45V98L41 95L40 97H43V98L45 99V100H43L44 102H43L42 100H40V99H42V98H38L39 101H42V102L40 103L41 105H42V103H43L42 106H40L39 103L36 104V102H35L34 100H32V101L35 102V104H36L35 106H33L34 104L31 103L32 101L30 100V101H31V102H30L31 104L29 105V108H30V107H32V108L34 107L33 109L30 108L31 111L33 112V113H31V112L28 111V110H30V109L27 108V107H25V106H28V104H29V103L26 104V103H27L26 100L28 99V98H27L28 96H27V97L25 96V100H24V99L21 100V101L19 100L20 102H24V101L26 102V103L24 102L26 105H25L24 103H22V104L25 105V106L21 108V106H23V105H22L21 103H20L21 105H19V101H18V104H17V105H19L20 107L17 106V105L15 106V104H14L13 102H12L13 105H11L12 103L10 102V103H11V104H10L9 101L3 96V94H2V93H0ZM17 94H18V95H17ZM50 94H49V95H50ZM133 94H134V93H133ZM147 94H148V93H147ZM262 94H263V93H262ZM262 94H256V98L259 97L258 95H261L260 97L262 98V96H263ZM30 95H33V96H30ZM37 95H38V96H37ZM49 95L47 94V96H49ZM51 95H50V97H52ZM56 95H58V96L55 97ZM80 95H81V94H80ZM80 95H79V96H80ZM131 95H132V94H131ZM144 95H145V94H144ZM144 95H142V96H144ZM2 96H3V97H2ZM13 96H14V98H13ZM15 96H17V97H15ZM59 96L62 98V100H60V99L58 100V98H60ZM64 96H63V97H64ZM79 96H78V97H79ZM122 96H123V95H122ZM139 96H140V95H139ZM145 96H146V95H145ZM153 96H154V94H153ZM18 97H19V98H18ZM50 97H49V98H50ZM68 97H69L70 100H71L70 102L68 101ZM128 97H129V96H128ZM137 97H138V96H137ZM148 97H152L151 94H150ZM213 97H214V96H213ZM239 97H242V96H239ZM26 98H27V99H26ZM49 98H48V99H49ZM55 98L57 99V101H56ZM120 98H121V97H120ZM256 98H255V99H254V97L252 98L254 102L252 101V99H249L251 102L249 101V105H248V106H250V103L252 104V102L255 103V102L257 101L256 105L259 106V104H260V106L263 107V109H261V108H262V107H261L259 111H261V110H263V111L259 112V111L255 108V112H256V110H257L258 113H260V114L258 115V118H259V116L261 115V116L263 117V119H264V102H263V101H260V100H257ZM5 99H6V100H5ZM13 99H14V100H15V99H16V100L18 99V100H17V101H14ZM29 99H30V98H29ZM29 99H28V102H29ZM54 99H55V100H54ZM116 99H117V98H116ZM126 99H127V98H126ZM140 99H141V98H140ZM140 99H139V100H140ZM144 99H145V100H144ZM144 99L142 98L143 102L141 103V102L139 101V102H140L139 104H141V105L143 104V105H145L147 108H148V106L151 107L152 104H151V105H148V106L146 105V104L148 103L147 101H148L150 98L147 99V97H146V98H144ZM146 99H147V101H146ZM213 99H214V98H213ZM259 99H260V98H259ZM3 100H5L6 102H3ZM51 100H52V98H51ZM51 100L49 99V102H50ZM66 100H67V102L69 103V105L66 104V103H67ZM76 100H78V98H77ZM76 100H75V102H76ZM160 100H161V99H160ZM160 100H159V101H160ZM210 100H211V98H210ZM261 100H264V96H263V98H262ZM59 101H61V102H59ZM62 101H65V102L62 103ZM170 101L172 102V100H169V103H170ZM212 101H213V100H212ZM212 101H211V103H213ZM223 101H224V100H223ZM238 101H239V100H237V102H238ZM259 101H260V102H259ZM49 102H48V104H49ZM75 102H74V103H75ZM113 102H114V100L111 101L112 104H113ZM144 102H146V104H144ZM162 102H163V101H162ZM165 102H166V100H165ZM1 103H3V104L6 103L7 105H8V104H9V105L7 106V105L5 104V105L3 106V104H1ZM57 103H58L59 105H57ZM111 103H109V104H111ZM115 103H116V102H115ZM115 103H114V105H115ZM153 103H154V102H153ZM160 103H161V102H159V104H160ZM181 103H182V102H181ZM220 103H221V102H220ZM258 103H259V104H258ZM32 104H33V105H32ZM48 104H47V105H48ZM52 104H51V102H50V105H52ZM78 104H79V103H78ZM89 104H90V103H89ZM109 104H107L105 107H104V106L102 107L103 110H100V111H102L103 113L100 112V114H98V113H99V112H98V113H95V114H93V115L98 114L99 116H101V115L103 114L102 117L104 118V116L106 115V114H104V113H106V110H107V113H109V114H107V115L105 116V118L108 119L109 115H110L111 113H113V108H111L113 105L110 106ZM159 104L156 103V104H153V106H156V108H157V107H159V106H157V105H159ZM163 104L165 105V103H163ZM230 104H231V103H230ZM241 104H242V103H241ZM241 104H240V105H241ZM37 105H39V106H37ZM66 105H68V106H66ZM164 105H163V106H164ZM166 105H167V103H166ZM227 105H228V104H226V106H227ZM237 105H238V104H237ZM252 105H253V107H256L254 104H252ZM2 106H3V107H2ZM13 106H15V107H13ZM52 106H53V105H52ZM65 106H66V108H65ZM74 106H75V105H74ZM91 106H92V105H91ZM107 106H109V107H107ZM153 106H152V107H153ZM163 106H162V107H159L158 109L163 108ZM167 106H168V105H167ZM211 106H212V105H210V107H211ZM233 106L235 107V109H237L236 105H233ZM248 106H247V107H248ZM1 107H2V108H1ZM75 107H76V106H75ZM77 107H79V105H78ZM77 107H76V108H77ZM89 107H90V106H89ZM97 107H98V106H97ZM139 107H141V106H139ZM142 107H144V106H142ZM152 107H151V109H152L153 111H151V109H149V110L152 112V113L150 112V113H151L150 115H152L153 112H154V114H157L158 109L156 110V108L154 107L155 110L157 111V112H155V110H154ZM164 107H165V106H164ZM251 107H252V106H251ZM251 107H248L249 110L246 108V109L248 110L247 113H249L248 116H247L248 118L246 117V119H247V120L250 119V120H249V122H250V121H251V118L254 117L252 121L254 122L255 120H257V123L260 124L261 126H263V127H260L261 130L263 129V133H262V134H261V133H258V132H260V131H258V130H257L258 132L255 131V129L252 127L253 125H252V126H251V125L249 126V125H248L249 122L247 121V122H248V123H247V122L245 121V122L247 123L246 126H248V127H250V128L252 127L251 129H254V132H255V133H252L251 129H248V130H247L248 127H245L246 131H250V133L253 134V138H254L255 140H252V139H249V138H248V139L245 138L247 141L252 140V142H250V141H249L250 143H249V142L246 143L245 141H244V142H245L246 144H252L251 147L254 146V145L256 144L255 147H256L257 149L255 150L254 147H253V149H252L251 147H250V149H249V148L247 149L248 152H249L248 156L250 155L251 161H247V163H246V161H245V162L243 163V167H244V175L247 173L248 170L252 169V167L255 166V165H256L255 167H256L257 169H258V167L264 169V122H263L264 120L262 119L261 116H260L261 118H259L260 120H258L257 118H255V116L257 117V115H255V114H257V113H254V111H253L254 109L251 111V110H250ZM18 108H19V109L21 108V109H24V110H21V109L18 110ZM52 108H53V109H52ZM55 108H56V110H55ZM94 108H96V107L94 106ZM102 108L100 107V109H102ZM106 108H108L109 110H110V108H111L112 111L110 110V112H108V109H106ZM144 108H145V107H144ZM144 108H143V109H144ZM166 108H167V107H166ZM166 108H164L163 110L165 111ZM232 108H233V107H231V109H232ZM45 109H47V108H45ZM45 109H44V111H47V110H45ZM90 109H91V107H90ZM90 109H89V110H90ZM96 109H98V108H96ZM96 109H95V110H96ZM139 109H140V108H139ZM169 109H170V108H169ZM178 109H179V108L177 107V110H178ZM228 109H230V108H228ZM2 110H3V111H2ZM16 110H17V111H16ZM26 110H27V111H26ZM58 110H59V111H58ZM70 110H71V109H69V111H70ZM92 110H93V108H92ZM44 111H43V110L41 111L39 117H41L42 112H44ZM69 111H68V112H69ZM72 111H73V108H72ZM74 111H76V110H74ZM93 111H94V110H93ZM144 111H145V110H144ZM161 111H162V109H161L159 112H161ZM211 111H212V109H211ZM211 111H210V112H211ZM243 111H244V110H243ZM243 111H242V112H243ZM59 112H60V113H59ZM87 112H88V111H87ZM94 112H95V111H94ZM131 112H132V111H131ZM131 112H130V113H131ZM134 112H135V110H134ZM140 112H143V111H140ZM140 112H135V113H134V116H135V114H136V117H137V118H140V117L143 118L142 115H144L145 113L143 112L144 114H142V113H140ZM159 112H158V113H159ZM227 112H228V113H226V114H227L226 116H229V115H230L229 112H231V111L228 110ZM235 112H237V111H235ZM28 113L32 114V116H31L30 114H28ZM45 113H47V114H45ZM45 113H44L45 115H43V117H46L47 115L49 116V114H50V113L48 114V111L45 112ZM58 113H59V114H58ZM72 113H73V115H75L74 112H72ZM88 113H91V112L89 111ZM137 113H140V114H142V115L137 114ZM252 113H254V114H252ZM2 114H3V113H2ZM67 114H69V113H67ZM85 114H86V112H85ZM148 114H149V112H148ZM148 114L145 115V116L147 117V119L149 118V116H147ZM154 114H153V115H154ZM211 114H212V112H211ZM228 114H229V115H228ZM251 114H252L253 116H249V115H251ZM93 115H92V116H93ZM112 115H113V116H112ZM122 115H123V113H122ZM127 115H129V114H127ZM224 115H225V114H224ZM245 115H246V114H245ZM254 115H255V116H254ZM29 116H30V117H29ZM34 116H35V117H34ZM50 116H51V114H50ZM50 116H49V118H50ZM55 116H56V115H55ZM69 116H70V115H69ZM69 116H66V115H65V118H66V117H69ZM88 116H90V115L88 114ZM110 116H112L113 119L111 120V118L109 117V120L111 121V123L113 122L112 124H113V125L115 124L114 127H116V122L114 121V113L111 114ZM209 116H210V115H209ZM212 116H214V115L212 114ZM24 117H26V119H25ZM37 117H38V116H37ZM56 117H57V116H56ZM70 117H71V116H70ZM96 117H98V116H95V118H96ZM128 117H129V116H127L126 118L129 120L130 118H128ZM151 117H152V116H150L148 122L151 121V120H150ZM249 117H250V118H249ZM80 118H81V116H80ZM80 118H79L78 120H80ZM84 118H85V117H84ZM93 118H94V116L92 117V119H93ZM103 118H102V121H101V117H100V121H99V122H97V120H98L99 118H97V120H96V119H95V120H94V119H93V120L91 119V120H90V126H89V124H88L89 121L87 122L88 125H87V124H86L87 126L85 125L87 128H86V127H84V128H85V130L87 131V133H89L90 135H87L86 132H85V134H86L85 136H86V137H87V136H88V137L91 136V135H92L91 132L93 131L94 134H93V136H91V137H96V136H97V140H98L99 137H100V138L103 137L102 140H104L105 137L102 136L100 133H104V132L107 133V131H104L105 127H107L106 130H108L109 128H111V130H108V133H109V134H112L111 131H113V130L115 131V128L110 127L112 124L108 125V122H109V121L106 122L107 119H105V120L103 121ZM122 118H123V117H122ZM208 118H209L210 120H209V119H206V120H207V121H206V125H207V122L209 123V124H208L209 126H212L213 124H216V123H217L216 120H215L216 123H215V122L213 123V120H212L211 117H208ZM215 118H216V116H215ZM226 118H227V117H226ZM54 119H56V118H55V117L52 118V121H50V123H51V124L53 123V124L55 125L56 122L58 121V119H60V118L58 117V119H56V120L54 121L55 123L53 122ZM61 119H62V118H61ZM67 119H68V118H67ZM81 119H82V118H81ZM85 119L87 120L88 118L86 117ZM127 119H125V120H127ZM140 119H141V118H140ZM143 119H144V118H143ZM143 119H142V122H143ZM147 119H146V120H147ZM157 119H159V118H157ZM172 119H173V118H172ZM174 119H175V118H174ZM174 119H173V121H174ZM216 119H217V118H216ZM254 119H255V120H254ZM36 120H37V121H36ZM39 120H40V118H36V119H34V120L32 121V123H33V122H36V123L38 124ZM42 120L44 121V119L42 118V119L40 120V123H39L38 125H37L36 123H35V124L33 123V124H31V125H32V126H34V125L39 126V125L41 124ZM62 120H65V119H62ZM62 120H60V122H61ZM75 120H76V119H75ZM82 120H83V119H82ZM86 120H85V122H86ZM88 120H89V119H88ZM122 120H124V118H123ZM122 120H120V121H122ZM125 120H124V121H125ZM146 120L144 119V122H145ZM154 120H155V119H154ZM154 120H152V122H153ZM170 120H171V119H170ZM211 120H212V121H211ZM232 120H233V119H232V117H231V121H232ZM91 121H92V122H95V123H97V124H95V123L92 124ZM120 121H119V122H120ZM173 121H171V123H172ZM177 121H178V120H177ZM225 121H226V120H225ZM252 121L250 122L251 124L253 123ZM258 121H259V122H258ZM261 121L263 122V124L260 123ZM48 122H49V121H48ZM60 122H59V123H60ZM74 122H78V121H74ZM101 122H102V123H103V122H106V123H105V126H104V123H103V125H102ZM122 122H123V121H122ZM126 122H127V121H125L124 124L121 123V122H120V123H117V125H119V126H117V129H118L119 132L116 133V132H117V129H116L115 135L113 134L112 137H109L110 135L107 136L106 139H108V138L111 139V140L108 139V140H107V143L111 142V144H114V143L118 140V138H117L118 136H122L123 134H125V133L121 132V130L124 131L123 129H125L126 126L128 127V124H129L130 122H128V123H126ZM135 122H136V124H137V119H136ZM144 122H143V124H144ZM152 122H151V124H152ZM156 122H158V121H157V120L154 121V122H153L154 124H152V125H158V123L156 124ZM165 122H166V121H165ZM210 122H211V123H210ZM228 122H229V119H228ZM1 123H2V124H1ZM3 123H4V124H3ZM18 123H20V125H19ZM24 123H22V124H24ZM27 123H26L25 127L28 126ZM45 123H47L46 120H45L44 123L42 122V124H43L44 126H45ZM78 123H81V122H78ZM98 123H100V124H98ZM125 123H126V124H125ZM132 123H133V122H132ZM140 123H141V122H140ZM169 123H170V122H169ZM173 123H175V122H173ZM212 123H213V124H212ZM254 123H256V122H254ZM15 124H16V125H15ZM83 124H85V123H83ZM83 124H80V125L84 126ZM94 124H95V126H94ZM130 124H131V123H130ZM146 124H148V123H146ZM149 124H150V123H149ZM151 124H150V125H151ZM211 124H212V125H211ZM17 125H18V128H17ZM29 125H30V124H29ZM31 125H30V126H31ZM56 125H57V124H56ZM72 125H74V124H72ZM72 125H70V126L72 127ZM91 125H92V126H91ZM100 125H101V128L98 129L97 126L99 127ZM107 125L109 126V128H108ZM121 125H122L123 127H121ZM125 125H126V126H125ZM133 125H134V124H132L131 126L133 127ZM138 125H139V124H138ZM140 125H141V124H140ZM140 125H139V127H140V129H141V126H140ZM152 125H151V126H152ZM164 125H165V124H164ZM166 125H168V124H166ZM226 125H227V123H226ZM254 125H256V124H254ZM3 126H5V127H6V126L9 127V128L11 129V131H13V132L10 133L11 131H10V129L7 128V127H6V130H4L5 127H3ZM19 126H21V127L19 128ZM30 126L26 127V130H27V129L30 130ZM32 126H31V127H32ZM37 126H36V127H37ZM41 126H42V125H41ZM60 126H61V125H60ZM68 126H69V125H68ZM68 126H67V127H68ZM74 126H75V125H74ZM78 126H79V125H77V127H78ZM102 126H103L104 128H103ZM124 126H125V128H124ZM168 126H169V125H168ZM179 126H180V125H179ZM213 126H214V125H213ZM227 126H231L230 123H228ZM256 126H257V125H256ZM256 126H255V127H256ZM25 127H24V128H25ZM34 127H35V126H34ZM42 127H43V126H42ZM58 127H59V126H58ZM77 127H76V128H77ZM93 127H96V128H94L95 130H94V129H93V130L90 129V128H93ZM132 127H131V128H132ZM152 127H153V126H152ZM154 127H156V126H154ZM232 127H233V126H232ZM53 128H54V127H53ZM56 128H57V126H56ZM68 128H69V127H68ZM79 128H81V127L79 126L78 129H79ZM119 128H121V129H119ZM122 128H123V129H122ZM131 128H130V129H131ZM133 128H134V127H133ZM135 128H136V127H135ZM135 128H134V129H135ZM163 128H164V126L162 127V129H163ZM175 128H177V127H175ZM207 128H208V131H206V132H207L208 134H211V133L213 132V130H211L212 127H211V129H210V127H208V126L205 127V129H207ZM228 128H230V127H228ZM228 128L225 129V135L227 134V139L225 138L224 140H226V142L229 141V139L232 140V135H233V133H231V132H230L231 135H230V134L228 135V133H226V132H229V131H233V130H229V131H227ZM258 128H259V126H258ZM32 129H33V128H32ZM35 129H36V128H35ZM70 129H71V128H70ZM72 129H73V128H72ZM72 129H71V130H72ZM88 129H89L91 132H88V131H89ZM97 129H98L99 131H101V132L99 133V131H98ZM101 129H102V130H101ZM112 129H113V130H112ZM151 129H152V128L150 127V130H151ZM153 129H154V128H153ZM205 129H204V130H205ZM3 130H4V131H3ZM33 130H34V129H33ZM33 130H31V131L33 132ZM41 130H42V129H41ZM45 130H46V129H45ZM58 130H59V129H58ZM62 130H63V129H62ZM65 130H66V129H65ZM71 130L68 131L69 134L71 133ZM80 130H81V129H79V130H75V129H74V132L79 131V134H80V133L83 134V132L85 131V130H84V131L81 130L82 132H80ZM96 130H97V133L95 134V131H96ZM137 130H138V132H139L138 126H137ZM146 130H147V129H146ZM146 130H145V131H146ZM150 130H149V131H150ZM163 130H164V129H163ZM165 130H167V128H165ZM165 130L163 131V134H164V135H166V133H167V131H166V133H165ZM209 130H211L212 132L209 131ZM43 131H44V130H43ZM47 131H48V130H47ZM102 131H103V132H102ZM130 131H131V133L128 132L129 134H125V135H123L124 137L122 136L123 138H122V137H119V138H121L122 140H124L125 136L127 135L126 138L128 139V135H130V134L133 133V132H132L133 130H130ZM152 131H153V130H152ZM20 132H21V135H25V134H22V133L24 132V130H23V131H19V135H20ZM32 132L28 131L29 134L32 133ZM35 132H37V131L35 130ZM52 132L56 133L55 130H52ZM52 132H51V133H52ZM68 132H67V133H68ZM72 132H73V131H72ZM120 132L122 133V135H121ZM124 132H125V131H124ZM136 132H137V131L134 132V133H135L134 135H135V136H136V135H139L138 132H137V134H136ZM141 132H143V131H140L139 133H141ZM204 132H205V131H204ZM244 132H245V130H244ZM2 133L0 132V135H1ZM7 133H8V132H7ZM7 133L2 134L0 137L2 138V136H6ZM24 133L28 134L27 132H24ZM33 133H34V132H33ZM40 133H42V131H41ZM48 133H49V132H48ZM48 133L46 132V133H44V134L48 136ZM54 133H52V134H54ZM57 133H58V132H57ZM61 133H62V132H61ZM113 133H114V132H113ZM143 133H144V132H143ZM159 133H160V132H159ZM247 133L250 134L249 132H247ZM44 134H43V135L41 134L40 136H44ZM69 134H68V135H69ZM74 134L77 135V133H74ZM82 134L79 135V136H81L82 139H79V138H78L79 136L73 135V133H72V135H73L74 137L76 136L77 138L75 137V138L73 139V138H72L73 136L71 135V136H72V137H70V138L72 139L71 141L74 140L76 144L78 143V144H80V145H78V144H77V145L74 144V145H75V146H74L73 144H71V147H70V148L73 147V149H72V150L69 149V150H70V153H69L68 150L66 149L67 151H65V152H66V154L68 153V155H66V154H65V155H66V158H68V159L65 158L66 160H65V159H64V160L67 161V164H68V163L70 164V165H69L70 167H72V166L74 167V168L72 167L73 169L70 168V169L73 170V172H74V171H77V170H76V167L79 168V166H81V168H79V169L77 168L78 171H79L77 174H78L79 176L81 175V176H80V180L83 179L82 182L84 181L85 178H87V179H88V177H89V179L91 178L90 180L88 179L89 182H86L87 180L85 179L84 182H86V184H84V182H83L84 185L80 184V180L77 181V178H78V177H76L77 174L74 172V173H73L74 176H73V175L71 176L70 173H72V172H71L72 170H71L70 173L68 174V171H67V169H66V170H65V173H66V176H65V177L68 178V176H70L69 179H68L69 181H72V180H74V178H75L76 181H73V183H76V182H77V183H78V184L76 183L77 186H74L75 184L73 185L72 182H70V183H69L68 181H67V182H62V181H63V178H64V177H62V176L59 177V178H62L61 183H57V182H59V178H58V176H59L58 174H59V173H58L56 170H57V168H58V169H59V168L62 169V166L64 167V165H62V162H61L60 164H61L62 166H60V165L58 164V163H59V162H58L59 159H58V161H56V159H57L56 157H55V158H56L55 161L53 160V156H56L55 153H54L53 155H50V156H52V158H51L50 156H48V157H49L48 159H50V160L47 159V160H46V164H42V161H43V160H42V157L40 158V155H41V156L44 155V157H45V155H47V154L44 153V154H39V155H38L37 153H35V154H37V156H39V158H37V157L35 156V157L37 158V160H36V159H33V162H31V163L29 162V163H30L32 166H33L34 163H35V165L33 166V167H34L33 169L36 170V171H38V169H43L42 166H44V165H45V169L50 165V167H48V169H47L48 171L45 170V169L43 170V171H47V172H48L47 177L45 176V175L47 174V172H46V173L44 172V174H42V172H41L42 170H41V171L39 170V171L41 172V175H42V176L44 175L43 179L46 177V178L48 179V181L46 182V180H47L46 178H45L46 180H45V179L43 180V179L41 178L42 176H41L40 174H38L39 171L36 172L35 174H34V172L31 173V169H32V168L30 169L31 166H29V171H30V172H28V173H29V174L31 173L30 176H31L32 174L35 175V177H34V175H32L31 180H32L33 177L36 178V179H37V177H38V179H40L41 181H40V180H37V182H38V183H39V181L41 182V183H39V185H40V187H41L40 190H43V191H46V190H47V189H45V190L43 189L44 186H43V188H42L43 183L46 182V183L48 184V182L50 181L49 184H48V185L46 184V185L49 187V185L53 184V185H55L56 187L58 186L57 188L60 187L61 189H58L56 194H58L59 191H60V192H61V195H64V194H65V195H69V194H71L70 192L73 193L72 190L69 189L70 192L67 190L69 187H71L70 185H71V183H72L73 188H72V187H71V188H72V189L75 188L76 190H74V191H77L78 195H81L82 193H85V194H84L85 196H82V195H83V194H82L81 197H79V198H82L83 201H86L87 199H92L93 202H91L92 200H91V201H90V200H87V201H88L87 203L90 204V202H91L92 205L95 203L94 205H95V206L97 205V207H98V205H99V206H100V205L103 206V204H100V203H101V202H104V200H103V201H102V200H101V201H100V200L97 201V199L99 198V196H101L102 193H104L105 191H106V192L108 191L107 193L105 192L106 195H107L108 197H106V195H105V193H104V194L102 195L101 198H103V197L105 196L103 199H105V202H106V199H108V201H110V200H109V198H110L109 196H111V201L108 203L110 206L107 208L106 206H107L108 204L105 203V202H104V204H107V205H106V206L104 205V206H105L107 209H109V208H110V209H113V208H114V209H116V210L118 211V210H122V206H121V205L123 204V205H124V210H125V212H124V210H123V212L125 213L124 215H126V211H127V209L129 210L130 208H131V209H134V208H135V207H134V206H135V203L133 202V200L135 201L136 198L138 199V197L135 196V192L138 191V192L142 193L145 189H146V191H144L143 193H146V192H147L146 181L148 180V178H143L144 176L138 178V176H140L139 174H141V176L144 175L143 172L139 173V171H138V172H137V174H138L137 176H136L135 173H134L135 176H134V174H133V177H135V178L138 179V180L140 179L139 182H141V180H143V179H146L145 182H143V183L145 184V186H144V185H143V186L146 187V188H144V189L142 188V189H141L142 191H141L140 189H138V185H140V188H141V187H143V186H142V183L139 184L138 181H135V180H134V182L138 183V184L135 186V185H134L135 183L132 182V180L134 179L133 177H132L133 179L130 178L131 180H129V179L127 178V174H125L126 177H124V175H122V176L124 177V179H125L124 181H126V179H128L129 181L127 180V181H126L127 183H128V182H129V184H130V183H133L134 188H133V187L131 186V184H130V186L133 188V189H132L133 191H135V188L137 187V190L134 192V195H132V196H133V197H132L133 199H130V198H131V195H129V198H126V199H127V202H126V200L124 201L125 203H123V200H122V202H120V201H121V198H122V197H123L122 199H125V197L128 195V194L126 195V193H128L129 191L131 192V190H128L129 188H131V187H129V184L126 185V186H127L126 188L121 189V192H122V190H123V192H125V191H126L125 189L128 188V189H127L128 192H126V193H121V192H120V193L123 194V195H119V192H118V191H120V189H119L120 186L117 185L118 183H116V185H115V183H114V185H112V186L114 187V189H113V187H111V190H110V187H108L109 189L104 191L103 187H104L105 185L109 184L107 181H109V179H111V178H112V180H111L112 182H117V181H119V178L122 179V178H121L122 176H121V175H118V174H120V173H122V172H123V173L125 172V169L127 168V167H126V166H127L126 164H127V162H128V161L125 162V160H123V159H124V158H125L126 160H129L130 158L133 159V158H132L133 156H132V157L129 156V153L131 154V152L129 151V150H130L129 148H132L131 146H132V144L134 143L133 140H132L133 138L131 139V141H132V143L130 144L131 146H130V147H127V148H124V147H123L124 145H126L125 143L128 141L126 138H125V140H126L125 143H124L123 141H120V142H116V143H115V144H118V143H122V142H123V144H124V145L121 144V146L123 145L122 147L120 146L122 149L124 148V149H123L124 152L121 150V151L124 153V154L122 153V154L124 155V157L121 158L122 155L120 154V150H119V152L116 151L117 149H119V147H118L119 144H118V145H114V147H117V149L115 148L116 150L113 149V151L115 150L114 152H115V153L118 152L120 155H118V153H117V154H114V155H116V156L114 157V155H113V153H112L113 151H107L108 149L106 150V147H105L104 149H105L106 151H102V152H103V155H102V153H101L100 156H99V154L97 153V150H99L98 148L107 145V144H106V139H105V141L102 142V140H101V141H99V140H98V141L95 140L96 138H95V139H93V138H87L88 143H89V142H90V143H89V145H87V144H88V143H87V144H86V147H85V142L83 143L81 140L86 141V140H85L86 138L84 139L83 137H85V136L82 135ZM97 134H99V135H97ZM118 134H120V135H118ZM144 134H145V133H144ZM147 134H148V133H147ZM156 134H157V133H156ZM163 134H161V136H162ZM168 134H169V133H168ZM168 134H167L166 137H169ZM260 134H261V135H260ZM17 135H18V134H16V135L14 134V137H16ZM100 135H101V136H100ZM116 135H118V136L116 137ZM151 135H152V134H151ZM164 135H163V136H164ZM205 135H206V134H205ZM225 135H224V136H225ZM234 135H235V133H234ZM242 135H243V134H242ZM7 136H8V135H7ZM7 136H6V138H7ZM57 136H58V134L56 135V138H57ZM69 136H70V135H69ZM114 136H115V137H114ZM130 136H133V135H130ZM130 136H129V138H130ZM155 136H156V135H155ZM163 136H162V137H163ZM228 136H229V138H228ZM238 136H239V135H238ZM17 137H18V136H17ZM23 137H24V136H23ZM23 137H18V138H22V139H24ZM25 137H26V135H25ZM35 137H36V136H35ZM37 137H38V135H37ZM48 137H50V136H48ZM48 137H47V138H48ZM52 137H53V135H52ZM58 137H59V136H58ZM65 137H66V135H65ZM156 137H157V136H156ZM156 137H154L155 140L157 139ZM164 137H165V136H164ZM166 137H165V141H167V139H168V138H166ZM243 137H244V136H243ZM245 137H246V136H245ZM3 138H4V140H3V139H2V140H3V141H6L5 137H3ZM18 138H17V139H18ZM28 138H29V137H28V135H27V138H25V140L28 139ZM32 138H33V136L31 137V140H32ZM38 138H40V137H38ZM38 138H36V139L38 140ZM45 138H46V136H45ZM45 138H43V139H45ZM50 138H51V137H50ZM54 138H55V135H54V137H53L52 139L54 140ZM56 138H55V140H56ZM100 138H99V139H100ZM136 138H137V137H135L134 139H136ZM145 138H146V137H145ZM151 138H153V137H151ZM151 138H149V139H150L149 142H151V141L153 140V139L151 140ZM203 138H204V135H203ZM233 138H234V136H233ZM12 139L14 140V138H12ZM12 139L10 140V142L12 141ZM48 139H49V138H48ZM75 139H76V140H75ZM78 139L81 141L80 143H79ZM90 139H92V140H94L95 142H97V143H95V142H94V143H95V145H96L98 148H97L96 146L94 147V144L91 142L92 140L90 141ZM112 139H113V140H112ZM114 139H116V141L113 143ZM121 139H119V140H121ZM137 139H138V138H137ZM137 139H136V140H137ZM158 139H160L159 136H158ZM158 139H157V141H158ZM235 139H236V138H235ZM239 139L242 140V136H241V138H239ZM245 139H244V140H245ZM34 140H35V139H33V141H34ZM39 140H40V139H39ZM39 140H38V141H39ZM57 140H58V138H57ZM68 140H70V139H68ZM119 140H118V141H119ZM129 140H130V139H129ZM138 140H142V141L147 140V141H148V138H147V139H144V137H142V139H141V137H140ZM155 140H154V141H155ZM161 140H162V139H161ZM168 140H169V139H168ZM203 140H204V139H203ZM231 140H230V141H231ZM237 140H238V138H237ZM237 140H236L234 143H238ZM7 141H8V140H7ZM21 141H22V140H21ZM27 141H28V140H27ZM49 141H50V140H49ZM74 141H73V143H74ZM147 141H146V142H147ZM157 141H156V142H153V141H152L151 143H154V144L156 145ZM162 141H163V145H164V146L162 145V146H163L162 148L159 147V148H161V150L158 148V149H159V155H160V153H161V155H160V159L162 158V159H161V162H162V160L164 159V158H163L164 156L167 157V153H166L165 150H166L168 147L170 148V146H171V144H172V143H170V142H168V141H167L168 143H167V142L164 143V142H165L164 139H163ZM233 141H234V140H233ZM254 141H255V143H254ZM0 142H1V141H0ZM17 142H19V141H18V140H17V141L15 140V143H17ZM34 142H35V141H34ZM45 142H46V141H45ZM51 142H53V141H51ZM55 142H56V141H55ZM65 142H68V141H65ZM98 142H99V145H98ZM100 142H101V143H100ZM128 142L130 143V141H128ZM128 142H127V143H128ZM136 142H139V145H137L136 143L133 144V145H134V146H133L134 150H132V153L135 152V148H136V146H137V149H139L138 146L140 147V142H141V141H136ZM149 142L144 143V144L141 143V144L144 145V148H145V146H146L145 144H148ZM160 142H161V141L159 140L158 143H160ZM217 142H219V141H217ZM222 142H223V141H221L220 144H222ZM231 142H232V141H231ZM13 143H14V142H13ZM21 143H22V142H21ZM41 143H42V142H41ZM47 143L49 144V142H47ZM47 143H46V144H47ZM56 143H57V142H56ZM81 143H83V144H82L83 146L81 145ZM103 143H104V145L102 146ZM158 143H157V144H158ZM200 143H201V145H202V144L204 143V141H203V143H202V142H200ZM205 143H207V142L205 141ZM234 143H231V146H232V147L235 145ZM253 143H254V144H253ZM2 144H3V143H2ZM7 144H8V143H7ZM9 144H10V143H9ZM11 144H12V143H11ZM11 144H10V145H11ZM18 144H19V143H18ZM18 144H16V145H18ZM25 144H26V143H25ZM50 144H51V143H50ZM57 144H58V143H57ZM63 144H64V143H63ZM66 144H67V143H66ZM68 144H69V143H68ZM90 144H91V145H90ZM92 144H93V146H92ZM135 144H136V145H135ZM161 144H162V143H161ZM165 144H167V145L165 146ZM228 144H230V143H228ZM232 144H234V145H232ZM239 144H240V143H239ZM239 144H238V145H239ZM14 145H15V144H14ZM72 145H73V146H72ZM108 145H109V144H108ZM108 145H107V146H108ZM148 145H150V143H149ZM155 145H154V146H155ZM179 145H181V144H179ZM179 145H178V147H176V151H177L179 154H181L183 151H182V152L179 151V150H180L179 147H182V145H184V144L182 143L181 146H179ZM214 145H215V144H214V142H213V145H212V146L215 147V148H214V150H212L213 147H212V149L210 148V149H209L210 151H215V149L217 148L216 146H217L218 144H216V146H214ZM240 145H241V144H240ZM244 145H245V144H244ZM3 146H4V145H3ZM35 146H36V145H35ZM64 146H65V145H64ZM64 146H63V149L65 150L66 147H64ZM77 146H79V147L81 146V147H80V148H79V147L77 148ZM87 146H88V147L91 146V147L88 148ZM99 146H100V147H99ZM109 146H110V145H109ZM154 146H151V145H150V147H152V148H153ZM167 146H168V147H167ZM204 146H208V144H207V145L205 144ZM219 146H220V145H218V147H219ZM221 146H222L224 149H225V147H227L226 144H225V146H223V145H221ZM221 146H220V147H221ZM68 147H69V146H68ZM74 147L76 148V150H77V149H78V150L80 149V151H81V149H82L83 147H84V148H88V149H87V151H88L87 154H86L87 151H86L84 148L82 149V152H83V150H84L83 153H85L89 158H87L83 153H80V154H79V151H75ZM93 147L95 148L94 150L92 149ZM110 147H112V145H111ZM114 147H113V148H114ZM142 147H143V146H141V150L144 151V149H143ZM146 147L148 148V146H146ZM157 147H158V146H157ZM166 147H167V148H166ZM208 147H209V146H208ZM220 147H219V148H220ZM234 147H236V145H235ZM90 148H91L92 151H94V152H95V150H96V153H97L98 155H94V154H96V153L93 152V156H95V157H96V156H97V157L99 156L100 158H101V157H104L105 159H107L108 157H110L111 155H113V156H111V157H113V158H112V160H111V157H110L109 159H107L108 162H107L106 160H104V158L101 159V161L103 160V161L101 162V163L103 164V166L101 165V167H100V164H101V163H99L100 161L98 162V160H99L100 158H98V160H97V159H92V158H95V157L92 156V158H91V156H89V155H92V154H91L92 151H90V150H91ZM152 148H149V149H148L149 152H147L148 150L145 149V151H144L143 153H144V155L148 153V154H149L148 158L150 159V157H151L150 153H152V152L154 151L155 155H154V153H152V155H154V159H153V156H152V157H151L152 160H149V161H148V158L145 156V160H142V161H146L147 163H149V165H150V162L153 161V163H151V166H152V164L154 165V160L157 161V162L160 161L159 158H158L159 155H158V153H156V152L158 151L157 148L154 147V148H156V149L153 148L154 150L151 152L150 149H152ZM163 148H166V149H163ZM178 148H179V149H178ZM230 148H231V147H230ZM238 148H239V146H238ZM242 148H243V147H242ZM242 148H241V149H242ZM5 149H6V148H5ZM5 149H4V153H5ZM9 149H10V148H9ZM63 149H62V150H63ZM100 149L103 150L102 148H100ZM110 149H111V148H110ZM162 149H163V150H162ZM177 149H178V150H177ZM181 149H183V148H181ZM231 149L234 150V151H236V152H238V150H236L237 148H235V149H234V148H231ZM231 149H230V150H231ZM241 149H239V151H240ZM0 150H1V149H0ZM39 150H40V148H39ZM64 150H63V151H64ZM101 150H99V153L101 152ZM139 150H140V149H139ZM141 150H140V151H141ZM146 150H147V151H146ZM155 150H156V151H155ZM199 150H200V149H199ZM225 150H227V149H225ZM1 151H3V150H1ZM1 151H0V152H1ZM32 151H33V150H32ZM71 151H73V152L79 154V155H80V159H82L81 154H82V156L84 155V156L86 157V158H85V157L83 156V158H85V159H83L84 161H86V159H90V162H91V160H96L95 162H98V164H99V166L96 165L97 163L95 164V165L97 166V169H98V167H100L99 171H100V170H103L104 173H103V171H100V173H99L98 171H96V174H92V173L95 172V170H94V166H95V165L93 164L94 162L92 161V162H91V165H89V167H88V166H87V163H88V164H90V163L87 162V161H86V162H83V160H81L84 164L86 163V166H87V167H86V166L83 165V163L80 161V159H77V157L79 158V155H78V156L76 155V157H75V154H74V155H72V156H73V160L75 161V164H76V167H75V165L72 164V162H74V161L70 162V161H71L70 159H72V157H71V155H69V154H73V152H71ZM89 151H90V154H89ZM126 151H127V152H126ZM128 151H129V152H128ZM140 151L137 150L135 154H137V153L140 152ZM162 151H163V157H162ZM167 151H169V149H167ZM216 151H217V149H216ZM220 151H221V149H220ZM227 151H229V150H227ZM6 152H7V151H6ZM9 152H10V151H9ZM29 152H31V151H29ZM29 152H27V153H29ZM34 152H35V151H34ZM40 152H42V151L40 150ZM104 152H107L106 155H105ZM110 152H111V154H110ZM164 152H165L166 154H165ZM180 152H181V153H180ZM198 152H199V151H198ZM236 152H234V154H235ZM241 152H242V151H241ZM244 152H245V151H244ZM27 153H26V154H27ZM31 153H32V152H31ZM42 153H43V152H42ZM49 153H50V152H49ZM62 153H63V152H62ZM108 153L110 154V156L108 155V157H105V156H107ZM125 153H126V155H125ZM196 153H197V152H196ZM216 153H217V152L213 153L212 156H213L214 154L216 155ZM223 153H224V155H225V152H224V151H223ZM226 153H229V154L231 153L230 155H232L233 157H235V156L233 155V151H231V152H226ZM9 154H10V153H9ZM56 154H57V152H56ZM60 154H61V153H60ZM60 154L58 153V156H60ZM127 154H128V155H127ZM138 154L140 155V156H139L140 159H142L143 154H142V153H138ZM138 154H137L136 156H138ZM141 154H142V156H141ZM156 154H157V155H156ZM164 154H165V155H164ZM198 154H199V153H198ZM198 154H197V155H198ZM229 154H226L227 156H224V158H225V157H226V158H229V156H230ZM242 154H243V152H242ZM242 154L240 155V156H241V157H240V160H239V159H237V160L241 161V160L243 159V157H245V159L247 158L246 155L243 154V155H244V156H243ZM246 154H247V153H246ZM254 154H255V155H254ZM0 155H1V154H0ZM10 155H11V154H10ZM28 155H30V153H29ZM28 155H26V157H28ZM101 155H102V156H101ZM117 155H118V156H117ZM131 155H134V154H131ZM182 155H183V153H182ZM182 155H177V156H181V158H182ZM204 155H205L207 158L209 157V159L207 160V163H206V164H208L209 161H211V162H214V161H215V160H214V157H213V161L210 160V159L212 158V156H210L208 153H202V152H201V155H198V156H199V157L201 156V157L203 158V162H202V163H204ZM207 155H208V156H207ZM215 155H214V156H215ZM217 155H218V153H217ZM228 155H229V156H228ZM2 156H3V154H2ZM5 156H6V155H5ZM5 156H4V157H5ZM12 156H13V155H12ZM17 156H18V155H17ZM22 156H23V155H22ZM68 156H70L71 158L68 157ZM125 156H126V157H125ZM177 156H176V157H177ZM23 157H24V156H23ZM35 157H34V158H35ZM44 157H43V158H44ZM64 157H65V156H64ZM74 157L76 158V160L80 161L82 164H80L79 162H78V163H79L80 165L77 164V161L74 159ZM117 157L121 158L123 161L120 160L119 158L117 159ZM128 157H130V158H128ZM139 157H137V161H139L140 163H143V162H141V160L139 159ZM155 157H156V159H155ZM206 157H205V158H206ZM210 157H211V158H210ZM6 158H7V157H6ZM10 158H11V157H10ZM69 158H70V159H69ZM114 158H116V164H115L114 166L119 165V163H120L121 161H122L124 164L121 162V163H120V164H122V165H120L121 167H120V166H117V167H118V168H117V167H114V166H113V167L110 168L109 164L113 165L112 162L115 160ZM134 158H136V157H134ZM146 158H147V160H146ZM157 158H158V160H157ZM179 158H180V157H179ZM202 158H201V160H202ZM224 158H223V159H224ZM241 158H242V159H241ZM0 159H1V158H0ZM23 159H24V158H23ZM23 159H22V160H23ZM27 159H29V157L26 158V160H27ZM40 159H41V160H40ZM113 159H114V160H113ZM175 159H176V158H175ZM175 159L173 160L174 163H175ZM198 159H199V158H198ZM198 159H197V160H198ZM229 159H230V161H231L232 157H230ZM229 159H226V160L228 161ZM233 159H234V158H233ZM235 159H236V157H235ZM235 159H234V161H233V166H234V164L237 163L236 166L239 164V167H241L242 163L239 162V161L236 162L237 160H235ZM16 160H17V159H14L13 161H14L15 163H16V162L18 163L19 160H17V161H16ZM29 160H30V159H29ZM31 160H32V159H31ZM35 160H36V162H35ZM38 160H39V161H38ZM44 160H45V159H44ZM51 160H52V161H51ZM118 160H120V161H118ZM135 160H136V159H135ZM135 160H134V163H135ZM178 160H179V159H178ZM182 160H184V159H182ZM182 160H179L178 163H181V162L187 161L186 158H185L184 161H182ZM248 160H249V159H248ZM0 161H1V160H0ZM37 161H38V163H37ZM48 161H49V164H47ZM53 161L56 162V165L58 164L57 166H60V167H57L55 164H53V163H54ZM60 161H61V160H60ZM104 161H106L107 163L105 164ZM110 161H111V163H110ZM163 161L166 162L167 160L165 159V160H163ZM168 161H169V160H168ZM176 161H177V160H176ZM198 161H200V160H198ZM205 161H206V159H205ZM242 161H244V160H242ZM3 162H4V161H3ZM52 162H53V163H52ZM57 162H58V163H57ZM63 162H64V161H63ZM103 162H104V163H103ZM118 162H119V163H118ZM146 162H144V163H146ZM157 162H156L155 164H156V165L158 164V167H157V168H158V169H157L158 171H159V167L161 168V170H162V168H163V169H164V168L167 169L168 165L170 164V163H169V164L166 166V164H167L168 162H166V164H165L164 162H163L164 164L161 163V162H160L161 164H160L159 162H158V163H157ZM169 162H170V161H169ZM211 162H209V164H211ZM231 162H232V161H231ZM6 163H7V162H6ZM11 163H12V162H11ZM11 163H9L8 166L13 165V166H11V167H13V170L15 169V173H16V171L18 170L17 168L21 169V171H22V170H23L22 168H25V167H24V164H25V163H28V161H27V162H22V163H20V164H22L23 167H20V166L17 165V168H15L16 165L14 166V164H13V163L11 164ZM17 163H16V164H17ZM23 163H24V164H23ZM36 163H37V165H36ZM40 163H41L42 166L39 165ZM44 163H45V162H44ZM50 163L53 165V167H52V165H51ZM114 163H115V162H114ZM125 163H126V164H125ZM132 163H133V162H132ZM132 163H131V164H132ZM140 163L138 164V162H137V163H136L137 166H136V164H132V166L135 165L136 168H138V166L141 168L142 166H146V165H147V164H146V165H145V164H142V166H140ZM176 163H177V162H176ZM176 163H175V164H176ZM197 163H200L199 165H201V162H197ZM218 163H219V162H217V163L214 162V163H212L211 165H216V164H217L215 167H218V166H219ZM221 163H222V162H221ZM223 163H224V162H223ZM228 163H230V162H228ZM30 164H29V165H30ZM67 164H66V166H68ZM71 164H72V165H71ZM92 164H93V165H92ZM104 164L106 165V168H107V169H105V167H104L105 165H104ZM107 164H108V167H109V170H110V171L108 170ZM159 164L162 165V166L165 165L166 167H165V166H163V167H162V166H159ZM182 164H184V163H182ZM185 164H187V163H185ZM206 164L204 163V166H205ZM254 164H255V165H254ZM6 165H7V164H6ZM27 165H28V164H27ZM27 165H26V168H25V169H27ZM54 165L57 167L56 169H55V166H54ZM77 165H78V166H77ZM176 165H177V164H176ZM202 165H203V164H202ZM202 165H201V169H202V167H203ZM257 165H259V166L257 167ZM35 166H38V167L36 168ZM40 166H41L42 168H40ZM69 166H68V168H69ZM82 166H83V168L86 167V168H88V169H87V170H86V169H85V170H82ZM90 166H91V167H90ZM124 166H125V167H124ZM154 166H155V165H154ZM154 166H152V167H154ZM169 166L172 167L171 165H169ZM177 166H178V165H177ZM181 166H182V165H181ZM186 166H187V165H186ZM208 166H209V165H208ZM208 166H207V165L205 166L206 169L203 167V170H202V171H203V174H204V175H206L204 172H206V171H208V170H209V171H210V170L214 171V172H212V171L210 172V175L207 176L208 179H207L206 176H204V177H206V180H207L208 182H209V179H210V182H209V183H211L212 179L217 178L216 176H217L218 174L216 173V170L214 169V166H213V167H212V166H209L210 169L208 168ZM231 166H232V165H231ZM231 166L229 165V168H230L231 173H232L233 175H232L229 171H228V172H229L230 174L227 173V176H226V177H225V175H223V174H221V175L224 176L225 178H229V179H231L230 177L232 176V179L234 180L233 177L235 176V179H237L236 176L239 175L243 170H242L240 173L238 172V174H237L236 169H235V171H234L233 168L231 169ZM233 166H232V167H233ZM236 166H235L234 168H237ZM92 167H93V168H92ZM102 167H103V168H102ZM122 167L124 168V171L121 169ZM152 167H151V168H152ZM179 167H180V166H179ZM183 167H185V166L183 165ZM183 167H182V169H183ZM187 167H188V166H187ZM211 167H212L213 169H212ZM6 168H7V166H6ZM65 168H66V167H65ZM89 168L93 169V171H90L91 169L89 170ZM119 168H120V169H119ZM128 168H129V163H128ZM132 168H133V167H132ZM132 168H131V165H130V168H129V169H131V170L128 169L129 171L127 170L125 173H129L128 175L131 176V174H130L131 172H130V171H132L133 169H136V168H133V169H132ZM142 168H144V167H142ZM151 168H150L151 171H149V172H151L152 174H151V176L149 177V179L151 178V179H152L151 181L155 182L154 178H152V175H153V176H156V175H154V172H155V173H157V172H156V170H155V171L153 170L154 168H153V169H151ZM177 168H178V167H177ZM177 168H176V169H177ZM199 168H200V166H199ZM9 169H12V168L8 167V170H9ZM16 169H17V170H16ZM61 169H60V171L63 172L64 169H63V170H61ZM70 169H68V170H70ZM74 169H75V170H74ZM80 169L83 171V173H84V172H85V173L88 172V174H90L89 172H91V176H92V177H90V175H89L88 177H85V173H84V174L82 173V174H83V175H82V174H81L82 171H81ZM115 169H117V170L119 169V172H120V171H122V172H120V173H114V172H112V170L115 171ZM207 169H208V170H207ZM241 169H242V168H241ZM257 169L255 170V168H254L255 171H253V172L256 173V172L259 170V169H258V170H257ZM4 170H5V169H4ZM6 170H7V169H6ZM13 170H12V172H11V170H10V171H7V172L5 173V174L9 173V179H10V178L12 177V175L14 174V173H13V172H14ZM52 170H53V171L55 170L56 173H58V174H56V176H55V172H51ZM117 170H116L115 172H118ZM143 170L145 171V169H143ZM146 170H149V169H146ZM161 170L159 171V174H160ZM178 170H179V169H178ZM204 170H205V171H204ZM232 170H233L234 173H236L237 175H234V173H233ZM18 171H19V170H18ZM18 171H17V172H18ZM21 171H20V172H21ZM27 171H28V169H27ZM27 171L24 170L22 174L24 175L25 172H27ZM58 171H59V170H58ZM60 171H59V172H60ZM66 171H67V172H66ZM80 171H81V172H80ZM108 171L111 172V174H112V173H113V174H112V175L110 174L111 178H109L110 176L107 177V179H106V184H104V183H105V180H104V182L102 183L103 180H101V179H105V178H106L105 176L109 173ZM152 171H153V172H152ZM169 171H170V169H169ZM180 171H181V168H180ZM180 171H177V173H178V172L180 173ZM182 171H183V170H182ZM220 171H221V170L218 169L217 172H220ZM132 172H133V171H132ZM164 172H165V170H164ZM164 172H163V174L160 175L161 177H160L159 175H157L155 178H157V180L160 179V178H164V177H162V176L164 175ZM173 172H175V171H173ZM226 172H227V170H226ZM245 172H246V173H245ZM249 172H250V171H249ZM249 172H248V174H249ZM251 172H252V170H251ZM259 172H260V170H259L257 173L259 174ZM11 173H12V174H11ZM51 173H54V174L51 175ZM65 173H62V174L65 175ZM101 173H102V174L107 173V174H105V176H103ZM123 173H122V174H123ZM165 173H168V171H166ZM207 173H208V172H207ZM211 173H214L213 175L216 174V175H215V178H212L213 176L211 177ZM221 173H222V171H221ZM262 173H263V172H262ZM1 174H2V172H1ZM1 174H0V176H1ZM5 174H4V175L2 174V176H1L0 178L3 177L2 179H5L6 181L9 182V180L6 179L7 176H6ZM22 174H18V173H17V176H16L15 174H14V176H15V179H17V181H19V182L17 183V186H19V187H18L19 189H20V188L23 189L24 185L26 186V184H28V183L31 184V185L28 184L26 187H24V190H22V191H21V189H20V190H19V191H20V194H19V193L17 194V196L19 195V197H20V195L22 194V195H23V196L21 195L22 198H25V196L28 195V198H27V197H26L27 199L25 198L26 201H25V199H21V197H20L21 200L18 199V202H16V201H17V198H19V197L15 198V196H14V195H15V192L17 193V189H18V188H15V187H17L16 184H15L14 186H12L13 188H11V186L8 185V184H9L8 182H6L5 180L0 179V187L2 188V189H1L2 192H0V198L2 199V200H0V205H1V201L11 198V197H10V196H11V195H10L11 193H13L12 196L14 197V199H13V197H12V198H11L12 201L8 200L9 203H6V202L4 201V202L6 203V207H7V208H8V205H7V204L10 205V202L13 203V202L15 201L16 203H20V204H17V206L22 205V207H21V206L18 207V208H20V209L22 210V208H26V202H27V200H28V202H29V199H30L31 197H33V196H34L33 199H35V197H36L35 195H37L36 192H38V189H39V187H38L39 185L36 183V179H35V181L33 180V181L35 182V183H34L33 181L29 180V179H30V177L28 176L29 174L26 173L27 177H26V175L24 176V177H26V178H24V177L22 176ZM37 174L40 175L41 177L38 176ZM62 174H61V175H62ZM67 174H68V175H67ZM88 174L86 173V176H87ZM97 174H99V175L101 174L100 177L97 176L98 179H97L96 176H95V175H97ZM114 174H115V176H116V180H117V177H118V180H117V181H114L115 179H113V175H114ZM248 174H246L245 177H244V176H243V173H242V176H243V177H241L242 179H240V177H239V180H240L241 183L243 182V181H241V180H243V178L245 179V178H247V177H250V175H248ZM49 175L51 176V177H50L51 180H49V178H48ZM53 175L55 176V178L53 177ZM57 175H58V176H57ZM78 175H77V176H78ZM93 175H94V176H93ZM117 175H118V176H117ZM146 175H147V174H146ZM149 175H150V174H149ZM149 175H148V176H149ZM230 175H231V176H230ZM251 175H252V174H251ZM256 175H257V174H255V176H256ZM261 175H262V174H261ZM261 175H259V176H261ZM4 176H6V178H5ZM14 176H13L12 178H14ZM36 176H37V177H36ZM82 176H84V177H82ZM101 176H102L103 178H102ZM115 176H114V178H115ZM120 176H121V177H120ZM158 176H159V178H158ZM165 176H166V175H165ZM209 176H210L211 178H210ZM218 176H220V174H219ZM228 176H230V177H228ZM252 176H253V175H252ZM257 176H258V175H257ZM263 176H264V175H262L261 177H263ZM19 177H20V178L22 177V179H19ZM39 177H40V178H39ZM52 177H53V180H54V181L52 180ZM56 177H57V178H56ZM71 177H74V178L71 179ZM93 177L96 178V181L98 180L97 182H99V180H101L100 183L103 184V185H100V186H102V187H101V190H100L99 183H98V186L96 185V183H97L96 181H94V183L96 182V183H95V186H97V187H95L94 185L90 184V181L92 182L93 179H94ZM104 177H105V178H104ZM145 177H146V176H145ZM180 177H181V176H180ZM12 178H11V179H12ZM23 178L26 179V182L24 181ZM27 178H29V179H27ZM34 178H33V179H34ZM92 178H93V179H92ZM141 178H142V179H141ZM220 178H221V176H220ZM220 178H219V179H220ZM15 179H13V180L16 181ZM232 179H231V181H233ZM251 179H252V178H251ZM262 179H264V178H262ZM13 180H12V181H13ZM56 180H57V182H56ZM64 180H66V179H64ZM94 180H95V179H94ZM122 180H123V179H122ZM122 180H121V181H122ZM160 180L163 181V179H160ZM160 180H158V182H159ZM165 180H167V179L164 178V181H163V182H165ZM182 180H183V179H182ZM185 180H186V178H185ZM216 180H217V179H216ZM222 180H224V181L226 180V182L223 181V182H224V183H223ZM227 180H228V179H224V178L222 177L220 183L218 182L219 180L215 181V183H217V182L219 183L218 186H219L220 188H222V187L224 186L223 189H222V191H223L224 194L222 193V191H218V190H220V189L217 187V185H216L215 183H214V184L212 183L213 185H211L210 188H213L212 186H215L214 188L216 189V187H217L218 190L216 191V190L213 189L214 192L216 191L215 193H214V192L211 193L212 189L210 190V193H211V194L209 193L210 200H211V199H215V197H216V200H215V201L217 202L216 204L218 205V201H219V203L223 204V208H224L225 210H227V209L231 210V209L229 208V206H230V207L232 208V210H233V209L235 210V211L233 210V211H234V212H233L234 215L237 214L238 211H242L243 209L248 210V209H247V208H248L247 206L245 207V206L242 205L243 208L240 207L241 205H239V202H238V201H242V199H244V200H246V201H247V200H250L251 197L253 196V194H252L253 191H252V193H251V192H248V191L245 192V193L248 192L249 194L251 193L250 196H248L249 194L247 195V194L241 193V191L244 192L243 189H246V188H247V187L244 188L246 184H245V185H240V188H241L242 186H244V187L242 188V190L240 189L241 191H239V192H238V190H239L238 186H239V185H238V186H235V187H233V188H232V187H230V188L228 187V188H227V186H230V185H228V183H230V182H227ZM249 180H250V178H249ZM249 180H247V181H249ZM254 180H255V178H254ZM4 181H5L6 184H4ZM10 181H11V180H10ZM23 181H24V182H23ZM44 181H45V182H44ZM52 181H53L54 183H57V184H54ZM111 181H110V182H111ZM124 181H122V183L119 181V183H120V185H121L122 187H125V186H124ZM143 181H144V180H143ZM149 181H150V180H149ZM149 181H148V182H149ZM162 181H161L160 183H162ZM202 181H203V180L201 179V182H202ZM228 181H229V180H228ZM250 181H251V180H250ZM259 181H260V180H259ZM20 182H21V183L23 182L24 185L20 184ZM82 182H81V183H82ZM126 182H125V183H126ZM158 182H157V183H158ZM182 182H183V181H182ZM205 182H206V181H205ZM205 182H202L203 185H204ZM221 182H222V184H221ZM233 182H234V183H231L233 186H234V185H237V184H235V183H238V182H236V180L233 181ZM240 182H239V183H240ZM251 182H252V184H253V181H251ZM254 182H255V181H254ZM261 182H262V181H261ZM263 182H264V180H263ZM32 183H34V185H35V184L38 185V186H36V188L38 187L36 191H35L36 188L34 189ZM62 183H63V185H62ZM64 183H65L66 185H68L69 187L64 188V187L66 186V185L64 186ZM67 183H68V184H67ZM87 183H89V184L91 185L92 190L95 189V190L97 191L96 188L99 187L98 190H100V191H97V192H99V193H98L99 195H98V194H95V193H96L95 190L92 191V192H94V193H92V192H91V189H90L91 187H90V185L87 184ZM92 183H93V182H92ZM151 183H152V182H151ZM157 183H156V184H155V183H152V184H153L152 186L155 185L154 188H156V185H157V187L159 188V186H158L159 183H158V184H157ZM209 183H208V184L205 183L207 187H209V186H208V185H210ZM226 183H227V184H226ZM244 183H245V181H244ZM244 183H242V184H244ZM3 184H4V186H3ZM59 184H61V185H59ZM79 184L81 185V186H80L81 188L79 187ZM112 184H113V183H112ZM122 184H123V185H122ZM149 184H150V183H149ZM181 184H182V183H181ZM186 184H187V183H186V181H185V185H186ZM249 184H251V183H249ZM252 184H251V187H252ZM7 185L10 187V189H12V191L9 190L8 187H6ZM20 185H22V186H20ZM85 185H87L86 188L89 189V190L86 191V192L84 191V190H86V189H84V188H85ZM109 185H110V184H109ZM109 185H107V186H109ZM161 185H162V184H161ZM222 185H223V186H222ZM225 185H227V186H225ZM2 186H3V187H2ZM62 186H64V187L62 188ZM83 186H84V187H83ZM88 186H89V187H88ZM93 186H94L95 188H93ZM149 186H151V185H149ZM149 186H148V188H149ZM182 186H183V184H182ZM182 186L180 185L179 187H182ZM206 186H205L204 189H206ZM221 186H222V187H221ZM31 187H33V188H31ZM51 187L53 188V186H51ZM51 187H50V188H51ZM56 187L53 188V189H55V192H56ZM78 187H79L80 189L83 188L82 193H81V190H80ZM115 187H117L119 190H118V189L116 190ZM161 187H162V186H161ZM165 187H166V186H165ZM183 187H184V186H183ZM185 187H186V186H185ZM225 187H226V189H224ZM236 187H237V191H236ZM254 187H255L256 190H257V186H254ZM260 187H262V186H260ZM5 188L8 189V190L10 191V194H8L9 191H8V190L6 191ZM14 188H15V189H14ZM27 188H28V189H27ZM29 188H30V190H31V189L34 190V192H33V190L31 191V192H33L34 194H33V193H30ZM154 188H151L150 191H153ZM186 188H187V187H186ZM234 188H235V189H234ZM25 189H26V191H25ZM63 189H64V191L67 190V191H66L67 194L64 193ZM65 189H66V190H65ZM77 189H78V190H77ZM102 189H103V190H102ZM105 189H106V188H105ZM156 189H157V188H156ZM160 189H161V188H160ZM182 189H183V188H182ZM207 189H209V188H207ZM227 189H228V191H229V189H230V190H233V189H234L236 192H235V191H233L234 193H233L232 191L227 192ZM250 189H251V188H250ZM3 190H4L5 192H3ZM13 190H14L15 192H14ZM79 190H80V193H79ZM109 190H110L111 192H113V191L115 192V191H116V192H118V194H117V193H114V192L111 193ZM164 190H165V189H164ZM179 190H181V189H179ZM179 190H178V191H179ZM224 190H225V191H224ZM253 190H254V189H253ZM19 191H18V192H19ZM23 191H25L26 193L23 192ZM62 191H63V192H62ZM101 191H104V192L101 193ZM133 191H132V193H133ZM148 191H149V190H148ZM154 191H155V190H154ZM181 191L184 193L183 190H181ZM207 191H209V190H207ZM6 192H8V193H6ZM22 192H23V193H22ZM27 192H28V194H27ZM89 192H91L90 194H88V197H89V198H86V195H87V193H89ZM109 192H110V194H113L114 196H113V195H108ZM130 192H129V194H131ZM138 192H137V194H138ZM156 192H157V191H155L154 193L156 194ZM182 192H181V193H182ZM218 192L222 193V194L219 193V194H220V197H221L222 201H223V200H225V201H223V202L221 201V202H220L221 199L217 201V196H218V195H216V194H217ZM257 192H258V191H257ZM5 193H6V194H5ZM29 193H30L31 196L29 195ZM35 193H36V194H35ZM40 193H41V191H40ZM40 193L38 192V194H40ZM45 193H46V194H45ZM48 193L51 194V191H48ZM48 193H47V191L41 193V195H42V200H43V201H41V199H40L41 196H40V195H39V196H40V197H39L40 200L36 198V199H37V201H36V200H33V199L31 198L32 200H30V201H31V203L33 204V206L36 205V206L38 207V203L35 204V202H38V200L42 202V205L47 204V203H45V201H46L48 198H51L52 196H53L52 200H50V199H48V200H49V201H54V203H56V204L51 203V202H50V204L48 203V205H50V206L47 205V206H48V207H47V206L45 205V207H47V208L44 207L45 210H41V208L44 209V208L42 207V205H41V208L39 207V210H40V211H39L38 208H37L36 206L33 208L32 205H29V204H30V202H29V204H28V203H27V204L30 206V209L33 210V209L36 208V209L38 210V211H37V210H33V211H37V212H33V214H35V213L37 214V213H39V212H41V211H42V212L45 211L43 214L39 213V215H40V214H41V215H46L47 213H50V212H51V210H50L49 208H50L53 204H54V207L60 205V207H58V208H60L61 211H62V209H61V204H62V208L65 207L66 209L64 208L63 210H65L64 212H66V210H68V209L70 208V207H69L70 205H71V206H74V204H75V202H76V203H77V207H78V203L81 202V200H82V199H80V201L78 202V199H79V198H77L76 200H75V198H74V203H72V201H73L72 199H73V198H69L68 196H62L63 198H64V197H67V198H66L67 200H65V199L62 198V200H63V201H64V200L67 201V203H65V201H64V204H63V202H62V203L59 202L60 204H59V203L57 204V202L61 200V197H60L61 195L58 194V195H59V196H58V195H56L55 193L52 192V194H54V195L51 194V195H52V196H51V195L48 194ZM63 193H64V194H63ZM74 193H75V194H74ZM74 193H73L74 196L76 195V197H77V196H78L77 193H76V192H74ZM140 193H139V194H140ZM143 193L141 194L142 196H143ZM148 193H149V192H148ZM150 193H151V192H150ZM160 193H162V192L160 191ZM183 193H182V194H183ZM230 193H232V195L235 194V193H240V194H242V195H241V196H240L239 194H238V195H239L240 197H243V198H242V199L238 198L239 196L237 197V194H236V196H235V195H233V196H235V199L237 198V199H239V200L236 201L233 197H232V198H233L234 200H232V198H231V200H230V199L227 200V199L229 198V196H227V195L230 194ZM260 193H262V192H260ZM3 194H5V196H4ZM7 194H8V195H7ZM24 194H25V196H24ZM43 194H44V196H43ZM47 194H48V195H47ZM100 194H101V195H100ZM116 194H117V195H116ZM155 194H154V195L151 194V196H149V197H152V196L154 197ZM158 194H159V193H158ZM158 194H157V196H158ZM165 194H166V193H165ZM177 194L179 195V193H177ZM214 194H215V195H214ZM258 194H259V193H258ZM9 195H10V196H9ZM55 195L58 196L57 198L60 197V199H59L57 202H55V200H57V198H56ZM71 195H72V194H71ZM89 195H90V196H89ZM92 195H93V196H92ZM125 195H126V196H125ZM148 195H149V194H147V197H148ZM161 195H162V194H161ZM211 195H212V196L214 195V196H213L214 198H211V197H212ZM230 195H231V194H230ZM232 195H231V196H232ZM243 195L248 196V199H247V197H245V196H243ZM256 195H257V194H255V196H254L255 198H256ZM262 195H263V194H262ZM1 196H4L6 199H4V197L2 198ZM7 196H8L9 198H8ZM29 196H30V197H29ZM37 196H38V195H37ZM45 196H46L47 198H46ZM49 196H50V197H49ZM54 196H55V197H54ZM72 196H73V195H72ZM72 196H71V197H72ZM94 196H95V197H94ZM97 196H98V198H97ZM115 196H116V197H115ZM118 196H119V197H118ZM137 196L140 197V195H137ZM145 196H146V195H145ZM157 196H156V197H157ZM163 196H164V195H163ZM169 196H171V195H169ZM182 196H183V195H182ZM209 196H208V198H209ZM43 197H44V199H43ZM92 197H93V198H96V200L93 199ZM113 197H114V198H113ZM127 197H128V196H127ZM158 197H159V196H158ZM220 197H218V198H220ZM244 197H245L246 199H245ZM249 197H250V198H249ZM55 198H56V199H55ZM85 198H86V199H85ZM101 198H99V199H101ZM112 198H113V199H112ZM140 198H141V197H140ZM142 198H143V197H142ZM142 198H141V200H142ZM258 198H259V197H258ZM258 198H257V199H258ZM15 199H16V200H15ZM68 199H69V200H68ZM70 199H71V200H70ZM84 199H85V200H84ZM119 199H120V200H119ZM128 199H130V200H129V203L131 202V205H133V203H134V206H133L134 208H132L131 205L128 204ZM137 199H136V200H137ZM146 199H147V198H146ZM150 199H151V198H150ZM261 199H263V200L260 201V200L258 199V200L255 201V199H254L255 202L253 201V203H254V205H255V203L258 201L259 204H260V210L263 211V212H260V210L258 209V208H259V207H258L259 205L257 206V208H256V207H253V208L256 209V210L258 209L257 212L259 211L260 213H263V215H264V210L261 209V207H264V197L262 196ZM22 200L24 201L25 204L22 202ZM48 200H47L46 202H48ZM62 200H61V201H62ZM94 200H95V202H94ZM112 200H114V203H115V201H116L117 206H118L119 208H121V209L116 208L117 206L114 205L113 203H111ZM131 200H132V201H131ZM141 200L139 199L140 202H141ZM147 200H149V198H148ZM154 200H155V198H154ZM159 200H160V199H159ZM159 200H158V198H157V200H155V201H159ZM166 200H167V198H166ZM206 200L208 201V199H206ZM210 200L208 201V203H210ZM6 201H7V200H6ZM19 201H20V202H19ZM33 201H35V202H33ZM70 201H71L72 204L70 203ZM108 201H107V202H108ZM117 201H118L119 203H118ZM170 201H171V200H170ZM235 201H236L238 204H237ZM4 202H2V203H4ZM41 202H40V203H41ZM68 202L70 203L69 205H68ZM132 202H133V203H132ZM163 202H164V201H163ZM205 202H206V201H205ZM16 203L12 204L11 206L17 207V206L15 205ZM21 203H22V204H21ZM40 203H39V205H40ZM43 203H44V204H43ZM81 203H82V205H80ZM81 203H79V207H81V206H85L84 209H83L82 207L80 208V209H81L80 211H81L83 214H85V213H84L85 209L89 210L90 208H92L91 204H90V205L87 204L88 206H90V208H89V207H86L87 205H83L84 202H81ZM98 203H99V204H98ZM126 203L129 205L130 208H129L128 206H127V208L125 207V206H126V205H125ZM137 203H139V202L137 201ZM141 203H142V202H141ZM141 203H139V204H141ZM148 203H149V202H148ZM170 203H171V202H170ZM170 203H169V204H170ZM208 203H206V204H208ZM214 203H215V202L212 201V205H213ZM224 203H227V204H224ZM235 203L240 207V208L238 207L239 209L236 208L237 206L235 207V205H236ZM244 203H245V202H244ZM65 204H66V206L68 207V209H67L66 206H64ZM84 204H86V203H84ZM111 204L114 205V207H113ZM118 204H120V206H119ZM143 204H144V203H143ZM221 204H220V205H221ZM230 204H232V205H233L238 211H237L235 208H233ZM234 204H235V205H234ZM3 205L5 206V204H3ZM28 205H27V206H28ZM75 205H76V204H75ZM151 205H152V204H151ZM156 205H157V203H156ZM224 205H225V206H224ZM227 205H228V206H227ZM4 206H2L3 208H2V207H0V208H1L2 210L5 208V210H3V211L6 213L7 208L4 207ZM11 206H9V208H10ZM29 206H28V208H29ZM31 206H32V207H31ZM95 206H93V207H94V208H93V211H92L93 213L91 212V209H90L89 212H86V214H85V216L88 215L87 217L89 218V220H87V219H88L87 217L85 218L86 220L84 219L85 221H88V223H87V224H88V227H86L85 229L83 228L84 230H86V229H88V230H89V229H93L96 225H99L98 228H99V227L102 228L100 225L104 224L103 221H104L105 219H103V218H105V217H103L104 215H102V214L104 213V212L102 213V211H104V210H103L104 208L102 209V211H99V210L101 209V207H99L100 209H97V207H95ZM104 206H103V207H104ZM111 206H112V208H111ZM115 206H116V207H115ZM153 206H154V205H153ZM161 206H164V205H161ZM172 206H173V205H172ZM214 206H216V205L214 204ZM221 206H222V205H221ZM221 206H219L220 209H221ZM14 207H13V208H14ZM79 207H78V209H79ZM151 207H152V206H151ZM166 207H167V206H166ZM173 207H174V206H173ZM211 207L214 208L213 206H211ZM219 207H218V208H219ZM11 208H12V207H11ZM18 208H17V210H14V211H20ZM56 208H57V207H56ZM58 208H57V209H58ZM72 208H73V207H71V209L68 210L69 212H67L66 216L63 218V219H65L66 217H68V218H67V222H66V219L63 220V223L65 224L64 228L66 227V228H65V232L63 231L64 228H63V229H60V228L63 227V226H61L63 223H62V221L60 220V219H62V218H59V219L56 221V222H58V221L60 220V221H59V222H60V225H59L60 227H57L55 221H54L55 224H54V223L52 224V221L50 222V224H49L48 221H43V222H42V223H43L42 225L46 226V228H45V227L43 228V231L46 230V229H49V228L51 229V227H53V228H54L55 226L57 227V228H54L55 230H54L53 228L51 229L50 234H48V236L46 235V237H45V241L48 242L47 239H48L49 236H50L51 239H54L55 236H56L57 240L60 239V238H62L63 236H66V235L68 234V233L66 234L67 230H69V229H71V228H72V230L75 229V225H76V228L79 226V229H80V230L78 229L79 232H77V229H76V231H74L75 233L77 232L76 234H78V233L80 234L81 231H82V233H83V232L86 233V232L88 231V230H87V231L85 232L84 230H81L82 228H80V225H81L83 222H85L83 219H80V218H81L80 215H82V217H85V216H83V214H80V215H79L80 212L77 211L78 209H76V208H73V209L76 210V212H78V213H76V212H72V211H74ZM88 208H89V209H88ZM125 208H126V209H125ZM137 208L140 210L141 207H137ZM164 208H165V207H164ZM164 208H163V209H164ZM209 208H210V205H209ZM215 208H216V207H215ZM223 208H222V209H223ZM241 208H242V210H240ZM1 209H0V211H1ZM51 209H52V207H51ZM107 209H105V213H104L105 215L107 214L106 217H108V214H110V213H111L110 215H112V214L114 215V213H116V215H117V212H110V210L108 211ZM151 209H152V208H151ZM154 209H155V208H154ZM210 209H211V208H210ZM224 209L222 210V213L225 214V213L229 212L228 210H227V212H226ZM254 209H251V211H253ZM8 210H9V209H8ZM8 210H7V211H8ZM24 210H25V209H24ZM24 210H22V211L24 212ZM27 210H28V209H27ZM48 210H49L50 212H48ZM54 210L56 211V209H54ZM60 210H59V212L61 213ZM71 210H72V211H71ZM95 210H96L97 212H96ZM136 210H137V209H136ZM136 210H135V211H136ZM141 210H142V209H141ZM156 210H157V209H156ZM166 210H167V208H166ZM246 210L244 211V213H243V211H242V214H241V212L239 213V214L241 215V219H242V216L246 213ZM14 211H13V213H12L13 216H14L16 213L19 214L18 212H14ZM46 211H47V213H46ZM70 211H71L72 213H74V214H72V213H71V214H68V213H70ZM94 211H95V213H94ZM111 211H113V210H111ZM135 211H134L133 213H132V210H131V211H128V212H129V213H132V214L136 213V214L138 215L137 211H136V212H135ZM223 211H225V212H223ZM23 212H22V213H23ZM98 212H100V215H102V217L98 216V217H100L99 219H101V220H98V218H97V215H96V214H98ZM106 212H107V213H106ZM120 212H121V211H119V213H120ZM128 212H127V214H128ZM138 212H139V211H138ZM235 212H237V213H235ZM247 212H248V211H247ZM1 213H2V211H1ZM1 213H0V214H1ZM7 213H8V212H7ZM14 213H15V214H14ZM24 213L27 214L28 211H26V212H24ZM29 213H30V212H29ZM51 213H52V212H51ZM75 213H76V214H75ZM89 213H90V214H89ZM91 213L93 214V215L91 216V220L96 221V219H94V218H97V220H98V222H99V221H102V219H103V221L101 222V224H100V223H99V224L96 223L97 221H96V222H92V221L90 220V217H89V216L91 215ZM101 213H102V214H101ZM119 213H118V214H119ZM166 213H167V212H166ZM250 213H251V214H253V213L255 214L256 212H253V213L250 212ZM250 213H249V214H250ZM260 213H256V214L258 215V214H260ZM33 214H32V215H33ZM61 214L63 215V211H62ZM61 214H59V215H61ZM227 214H228V213H227ZM230 214H231V212H229V215H226V214H225L226 216L223 215V216L220 217V218H221V219L223 218V219L225 220L226 218H230V219H231V218H233V217H236V215H235V216H232V214H231V215H230ZM239 214H237V215H239ZM246 214H248V213H246ZM254 214H253V215H254ZM256 214H255V216L257 217ZM23 215H24V214H23ZM51 215H52V214H51ZM73 215H74V216H73ZM76 215H77V218H76ZM98 215H99V214H98ZM110 215H109V216H110ZM124 215H122V216H124ZM130 215H131V214H130ZM150 215H151V214H150ZM8 216H10L9 213H8ZM8 216H7V219H6V220H7V221H10V220H8ZM13 216H12V217H13ZM27 216H29V215L27 214ZM34 216L36 217L37 215H34ZM34 216H33V218H34ZM47 216H48V219L51 217V216L48 215V214L46 215V217H47ZM49 216H50V217H49ZM54 216H55V215H54ZM70 216H72V218H70ZM79 216H80V218H79ZM93 216H94V218H93ZM118 216H119V215H118ZM120 216H121V215H120ZM120 216H119V217H120ZM132 216H133V215H132ZM135 216H136V215H135ZM138 216L141 217L140 214H139ZM220 216H221V215H220ZM229 216H232V217H229ZM247 216L253 217V219L256 218L255 216H251V215H247ZM247 216H246V218H247ZM261 216H262V214H260V218H257L258 221H254V223L260 224L261 221L259 222V219L261 220ZM3 217H5V216H3V214H2L0 218H2V220H3V219H5V218H3ZM12 217H11V219H12ZM15 217H17V216H15ZM23 217H24V216H23ZM129 217H130V216H128V218H129ZM225 217H226V218H225ZM28 218H29V217L24 218V219H28ZM40 218H41V217H40ZM56 218H57V217H56ZM56 218H55V219H56ZM109 218H110V219H107L108 222H106V224H108L107 226L110 225V227H111V226H113V225H112L113 223H117V221L119 222L118 219L116 220V219L114 218L115 222H110L111 224H109V220L111 221L112 217L110 216ZM124 218H125V216H124ZM128 218H126V219H128ZM137 218H138V217H137ZM239 218H240V217H239ZM263 218H264V217H263ZM263 218H262V221H263ZM9 219H10V218H9ZM48 219H47V220H48ZM71 219H72V220H71ZM79 219H80V220H79ZM230 219H228V220L230 221ZM243 219H244V217H243ZM2 220L0 219V223H1V222L4 223L5 220H3V221H2ZM12 220L15 221V220H19V219H18V218H17V219H16V218H13ZM40 220H41V219H40ZM68 220H69L70 224H72V227L70 226L71 228H70V227L67 228V225H68V224H66V223H68ZM74 220H76L74 223H76V222L78 223V221L81 222V220H82V222H81L80 224L78 223V226H77V224L73 225V223H71V222H73ZM124 220H125V219H124ZM138 220H139V219H138ZM226 220H227V219H226ZM228 220H227V221H228ZM232 220L235 221L234 218H233ZM239 220H240V219H239ZM19 221H20L19 223H21V224L23 223V220H22V221L19 220ZM30 221H31V219H30ZM112 221H113V219H112ZM233 221H232V223H233ZM236 221H238V217H237V220H236ZM242 221H249V220H246V219H245V220H242ZM25 222H26V221H25ZM35 222H36V221H35ZM35 222H33V223L35 224V225H34V224H33V225L36 227V224H37L38 222H36V223H35ZM44 222H46L47 225H45ZM47 222H48V223H47ZM59 222H58V223H59ZM90 222H92V223H91V225L89 226V223H90ZM239 222H240V221H239ZM250 222H251V221H250ZM2 223L0 224V226L2 225ZM5 223H6V222H5ZM5 223H4V224H5ZM12 223H13V222H11V224H12ZM15 223H16V226H17V227H19V226L21 225V224H19V226H18V224H17L18 222H17V221H16ZM15 223H13V225H14ZM61 223H62V224H61ZM94 223L96 224L95 226H94ZM136 223H137V222H136ZM229 223H230V222H229ZM235 223H236V222H235ZM240 223H241V222H240ZM254 223H253V224H254ZM4 224H3V227H4V228L0 227V228H1L0 230L2 231V232H1V235H2L3 237H5L6 235H8L7 233H6V234L3 233V232H5V229L7 228L6 231H9V230H8V227H11V226H12V225L10 224V222H9V223H6L5 226H4ZM8 224H10L11 226L8 225ZM23 224H24V223H23ZM23 224H22V226H24ZM26 224H27V223H26ZM64 224H63V225H64ZM70 224H69V225H70ZM87 224H86V223H83L82 225H83V227H84V225L87 226ZM106 224H105V226H104V225H102V226H103L104 230H105V228H107V232L109 231V232H108V233H109L108 236H109L111 230H109L110 227H106ZM238 224H239V223H238ZM257 224H255V226H256ZM263 224H264V222H263L262 225H261V229H256V234H257V235L254 234V236L256 235L255 238H254V236H251V235H253L252 232H253V230H254L255 227L253 228V230H251V233H250L251 235H249V236H250V237H253V238H254L253 240L258 239V238L260 239V237H261L262 240H264V226H263ZM7 225H8V227H6ZM37 225H40V227L42 226L40 223L37 224ZM49 225H50V226H49ZM54 225H55V226H54ZM92 225H93V226H92ZM232 225L235 226L234 223L231 224V225L229 224L227 230H230L229 227L232 228V227H231ZM236 225H237V223H236ZM22 226H20V227H22ZM34 226H33V228H34ZM48 226H49V227H48ZM121 226H122V225H121ZM257 226H260V225H257ZM5 227H6V228H5ZM20 227H19V228H20ZM42 227H43V226H42ZM42 227H41V230H42ZM89 227H90V228H89ZM96 227H97V226H96ZM96 227H95V228H96ZM114 227H115V225H114L113 227H111V228H114ZM36 228L38 229L39 227L37 226ZM36 228H34L33 230H35ZM95 228H94L93 230H94L95 235H96V231L98 232V228H97V230H96ZM100 228H99V229H100ZM234 228H235V227H234ZM234 228H233V229H234ZM259 228H260V227H259ZM2 229H4V230H2ZM10 229H11V228H10ZM27 229H28V228H27ZM39 229H40V228H39ZM39 229H38V230H39ZM50 229H49V230H50ZM57 229H58V230H57ZM66 229H67V230H66ZM237 229H238V228H237ZM18 230L20 231V229H18ZM22 230H23V229H22ZM38 230H36V231H38ZM49 230H46V232L49 231ZM72 230H69V231H70V233H69V234H70V235H69L70 238H73V237L75 236V233H74ZM95 230H96V231H95ZM100 230H101V229H100ZM115 230H116V231H115ZM115 230L113 229L112 232L115 231V233H116V232L118 231L116 228H115ZM225 230H226V229H225ZM53 231H56L57 233H59V231H61L60 233H61L62 235H60V233H59V236H61V237L58 236V237H59V238H58L57 235L54 236V232H53ZM69 231H68V232H69ZM71 231H72V232H71ZM89 231H91V230H89ZM89 231H88L87 233H91V232H89ZM102 231H103V229H102ZM257 231H258L259 234H260L259 237H258V233H257ZM39 232H40V234H42V235H44V233H46L45 231H44V233L41 232V231H39ZM51 232H52V233H51ZM63 232H64V234H66V235H63ZM94 232H92L91 234H93ZM103 232H104V231H103ZM105 232H106V230H105ZM240 232H241V231H239V233H240ZM254 232H255V230H254ZM8 233H9V232H8ZM11 233H12V231L10 230V234H9V236L11 235ZM16 233H17V231L15 232V234H16ZM25 233H26V232H25ZM47 233H49V232H47ZM47 233H46V234H47ZM57 233H55V234H57ZM72 233L74 234L73 237L71 236ZM84 233H83L82 235H85V237H86V234H84ZM98 233H100V232H98ZM113 233H114V232H113ZM119 233H121V231H118V232H117V235H120ZM243 233H245V232H243ZM248 234H249V233H248ZM1 235H0V238H1ZM16 235H19V234H16ZM24 235H25V234H24ZM51 235H53L54 238H52L53 236L51 237ZM88 235H89V234H88ZM95 235H93L94 237H93V236H89L90 238L92 237L91 239H90V238H89V239H90V240L93 239L94 241H96V238H97L98 236L95 237ZM9 236H6V237H9ZM11 236H12V235H11ZM44 236H45V235H44ZM108 236H106V237H108ZM77 237H79V236L77 235ZM83 237H84V236H83ZM83 237L80 236L79 238H80V239H83ZM101 237H102V238H103V237L105 238V236H100L99 240L97 239V241L104 240V239H101ZM250 237H247L248 240H249ZM16 238H17V237H16ZM20 238H24V237H22L21 235H19V237L17 238V240L19 241ZM56 238H55V239H56ZM4 239H5V238H4ZM4 239L1 238L2 242H1V240H0V242L3 243L4 241H5V242L7 241V239H5V240H4ZM51 239H50V240H51ZM75 239H76V237H75ZM244 239H245V241L247 240L246 238H244ZM3 240H4V241H3ZM50 240H49V242H50ZM57 240H56V241H57ZM73 240H74V238H73ZM83 240H84V239H83ZM93 240H92V241H93ZM248 240H247V241H248ZM51 241H52V240H51ZM58 241H59V240H58ZM241 241H242V240H241ZM258 241H259V240H258ZM258 241H255V242H256V246H255V248H254V253H255V255H254V256H251V255H252V254H251V255L248 256V257H253V258H254V257H256L257 255L260 254V251H261V250L259 251L258 248H260L264 242H262L261 244H258V246H260V247H258V246H257V242H258ZM5 242H4V243H5ZM20 242H21V240H20ZM35 242H36V241H34V245H35ZM49 242H48V243H49ZM249 242H250V243L242 242V245H243L244 243H247V245L249 246V244L252 243V242H251V238H250ZM1 243H0V247H1ZM103 243H104V242H103ZM258 243H260V242H258ZM6 244H7V243H6ZM6 244H5V245H6ZM40 244H41V242H40ZM40 244L38 243V247H39V248H40V246L42 245V244H41V245H40ZM49 244L52 245V242H50ZM5 245L2 246L4 249H5V247L7 248V246H9V245L5 246ZM31 245L33 246V243H32ZM31 245H30V246H31ZM39 245H40V246H39ZM251 245H252V244H251ZM13 247H14V246H13ZM38 247L35 248V250H36V249L38 250V249H39ZM50 247H52V246H49V247H48L49 250H52V248H50ZM243 247H244V246H243ZM252 247H253V246H252ZM257 247H258V248H257ZM262 247H263V246H262ZM21 248H22V247H21ZM21 248H20V249H21ZM1 249H2V248H1ZM10 249H11V248H10ZM14 249L17 250L16 248H14ZM29 249H30V247H29ZM29 249H28V250H29ZM43 249H44V248H43ZM249 249H252L251 246H250ZM256 249H257V251H256ZM261 249L264 250V248H261ZM7 250H8V248H7ZM12 250H13V249H11V251H12ZM35 250L33 249V250H32V251H33L32 253H34ZM41 250H42V249H41ZM45 250H46V248H45ZM245 250H247V247H246ZM263 250H262V251H263ZM39 251H40V250H39ZM39 251H38V252H39ZM248 251H249V250H247V252H248ZM250 251H251V250H250ZM250 251L248 252L249 254H250ZM255 251H256V252H255ZM3 252H4V251H3ZM3 252H2V253H3ZM5 252H6V250H5ZM12 252H13V251H12ZM36 252H37V251H36ZM263 252H264V251H263ZM263 252H262V254H263ZM9 253H10V252H9ZM9 253L6 252V254H9ZM13 253H14V252H13ZM13 253H12V254H13ZM248 253H247V255H249ZM12 254H11V255H12ZM15 254H16V251H15ZM15 254H13V255H15ZM262 254H260V255H262ZM33 255H34V254H33ZM247 255H246V256H247ZM0 256H2L1 253H0ZM22 256H25V255H22ZM262 256L264 257V254H263ZM262 256H261V257H262ZM16 257H17V254H16ZM16 257H15V256L12 257V259L14 260V262L16 261V259H15ZM20 257H21V256H20ZM40 257H41V256H40ZM43 257H44V255H43ZM248 257H247V258H248ZM259 257H260V256H259ZM261 257H260L259 260L257 259V260L260 261V262L255 261V260H254V262H251L252 258H251V259L249 258V261H250V262H249L248 264H251V263L255 264V262H258V264H259V263H260V264H264V260H263V262H262V260H261L263 257H262V258H261ZM10 258H11V257H10ZM10 258H9V259H10ZM24 258H25V259H24ZM24 258H23L24 260L31 259L30 261H29V260H28V261L32 263V258H30V257H27V259H26V257H24ZM21 259H22V258H21ZM21 259H20V260H21ZM36 259H38V258H36ZM255 259H256V258H255ZM263 259H264V258H263ZM20 260H19V261H20ZM24 260H22V261H20V262H23ZM38 260H39V259H38ZM41 260H42V259H41ZM43 260H44V259H43ZM6 261H7V259H6ZM39 261H40V260H39ZM252 261H253V260H252ZM7 262L9 263V260H8ZM7 262H5V263L8 264ZM26 262H27V261H26ZM261 262H262V263H261ZM12 263H13V262H12ZM27 263H28V262H27ZM27 263H25V261H24V264H27ZM34 263H35V262H33V264H34ZM36 263H39V262H36ZM2 264H3V263H2ZM256 264H257V263H256Z\"/></svg>",
  "mask_w": 264,
  "mask_h": 264
}]
</instances>
